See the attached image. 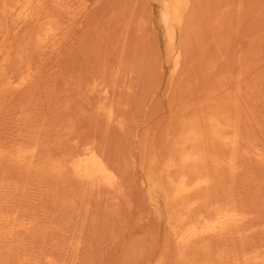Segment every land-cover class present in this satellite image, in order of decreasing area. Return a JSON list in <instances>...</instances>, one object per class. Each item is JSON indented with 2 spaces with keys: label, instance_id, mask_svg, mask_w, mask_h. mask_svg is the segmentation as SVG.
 I'll return each mask as SVG.
<instances>
[{
  "label": "rangeland",
  "instance_id": "obj_1",
  "mask_svg": "<svg viewBox=\"0 0 264 264\" xmlns=\"http://www.w3.org/2000/svg\"><path fill=\"white\" fill-rule=\"evenodd\" d=\"M81 2H78V0H76V2L78 3L77 5H79L80 3L82 4H80L79 5V7L76 5L75 6V10H73L72 11V9H71V11H69L68 13V16H67V14L65 13V12H67V10L64 12V14L65 15H63V12L62 11H58V12H56V10H55V12L53 11L54 9L51 7V5L49 4L48 6H49V8H51V13L48 11V10H50L48 7H47V11L49 12V13H46V10H45V14L47 15V14H55V16H56V14H57V16H58V14L60 15L59 17L60 18H57V16L56 17H54L55 18V20H58V19H62V17L63 16H66V19L67 18H69V16L70 15H73V19H72V16H71V19H64L65 17H63V20L62 21H64V20H66V22H68V23H66V25L67 26H72V25H74V26H72L71 27V32H70V29H69V31H68V28H67V26H66V28H67V30H65V29H62V30H64V32L63 31H61V35H62V32H63V35L67 32V33H69L68 35L67 34H65L64 35V37L67 35V36H70V37H68L69 39L68 40H65V38L63 39V38H60V40L59 41H61L62 40V42L63 43H60V45H57L58 47L60 46V49L58 50V51H56V50H54V49H57L55 46H54V48H51V49H53V50H51V51H53V54L52 55H47L48 53H49V51H50V49H49V51H48V48L49 47H47L46 49H43V50H45V52L47 53V54H45V52H44V54H45V57L47 56V57H49V61H50V63H51V66H53V65H55L54 66V71L56 72V74L57 75H55V73H54V71H52L53 69H51V68H53V67H48V65L50 64L49 62H47L46 60V62H47V64L46 63H42V62H45L44 61V59H46V58H43L44 56H42L43 55V52L42 51H40V52H42V55H41V57L40 56H38V57H36V55L39 53V55L41 54L40 52H39V50H36V51H38V52H36L31 46H34V45H31V43H29V42H32L33 44H34V39H35V33H36V30H38L39 29V24H38V26L36 25V22L37 23H39V22H42V21H36V20H32L31 19V17L29 18H26L25 17V15L23 14V12H18V11H16L14 14H12L13 15V17H11L12 15H7L6 17H5V19H2V17L0 16V20L2 21V22H5L4 23V27H5V31H6V33H7V36H9V37H7V41L9 42V43H11V45L12 46H14V44H15V47L17 48V46L19 45V47L18 48H20V46H22L21 48H24L23 50H21V48L19 49V52L21 51V53H20V55H16L15 53H17L16 52V49H15V47L13 48V57H15V55L17 56L16 58H12V60L11 61H9V63H13L11 66L12 67H16V69L18 70V72L21 74V70H23V69H21V68H23L24 66H25V64L26 63H29L30 65H34V67L36 66L37 67V64H38V68L39 67H41V66H45V65H47L46 66V69H49V71H45V72H43V68H42V72H43V76L46 74V72H49L48 74H47V76L45 75L44 77L42 76V75H40L42 72H41V70H39L40 72L38 73V75L39 76H42V77H40L41 79L43 78L44 80H46V78L45 77H47V80L49 79V82H50V80H51V83H52V85H53V83H54V85L52 86L51 84H48L49 86H48V90L46 89V87L44 86V85H46L47 83H49L48 81H44L43 79V81L45 82V84L43 83V86L45 87H43L42 86V88H44L45 90H41V84H42V82L43 81H41V79L39 80V79H35V80H38L37 81V84H39V85H37V87H36V85H34L35 83H33V85L31 84H28L29 86V88L30 87H34L33 89H31V90H29V88L27 89L28 91H26V90H23V89H26V87L25 86H19V85H16V83L18 84V79H19V77H20V74H16V73H14V75H12V78H11V80H10V82H11V84L10 85H6V86H0V87H2V88H4V89H2L1 88V91H0V97L2 96V95H4L6 98L4 99V97L3 98H0V99H2V100H6L7 99V102L8 103H11V101H13L12 100V98L14 97V94H16L17 92H19V88L18 87H20L21 88V91H22V97L19 95H17V94H19V93H17L16 95H15V97L16 96H18V98H19V102H22V104H23V106L25 107H23L22 106V104L21 103H19V102H17V101H13V103H18L17 105H15V106H13L12 105V108L14 107L15 109H12V111H11V105L9 106L8 105V103L6 102V104L9 106V107H6V105H4V107H6V108H9V110H10V112H9V110L8 109H4L3 108V104H5L4 102L5 101H1L0 103V105L2 106V109L0 108V111H1V113H0V115L2 114V115H4L3 117L2 116H0V117H2V119H4L5 121H7V122H9V123H6L7 124V129H6V124H5V122H4V120H3V122H4V127H2V128H0V131H1V129H2V132L4 133H0V136H1V134H2V136L4 135L6 138H8L10 135H12L13 133H15V135L13 134V136H16V138H14L13 136H11V137H9L8 138V140H11V141H15V142H17L16 143V145H14L13 143H15V142H13L12 144H13V147L11 146V148H10V144H9V149L8 150H13L15 147L14 146H16V148L15 149H17V148H21L22 146L24 147V148H27L26 146H28V145H31V142H32V140H33V138H35V137H37L36 135H33L34 133L35 134H39V136L41 135L42 137L44 136V137H46L47 136V133H48V136L49 135H51L52 137H50L49 138V140L50 141H48V139H47V137L45 138L46 139V141L48 142V144H47V142H45V139H44V137L42 138L41 136V138L40 139H42V141L41 140H39L38 138H35V142H34V140H33V145H37V143H36V141H38V149H37V154H35V157H36V155H38L37 157H40L41 156V158H35V163H37V162H40V161H45L46 160V162L48 161L49 163L51 162V161H57L60 165H61V171H60V173L61 174H63L62 176L61 175H58L59 174V172L58 173H49V171H45V173L44 172H39V171H36L35 169H31V170H29V169H25L24 170V168H22L23 166H18L19 164H16V163H11V162H8L7 160H5V158H0V162L2 163V164H0V166H2V168L0 167V175H3V177H4V175L6 174V176L3 178L4 179V181H5V185L6 186H8V187H6V188H8V190H5V189H2V190H0V197H6V198H0V200H4V201H0L1 203V205H0V210H3L4 212H6V214L7 213H9L10 212V214H11V212H13L15 209V211H17V204L19 203V201L21 200V201H24V202H26L25 200H27V204H28V206H27V204L26 203H24V202H21V205H23V206H21V208L22 207H24V206H26V207H28V208H32L35 204H37V205H35L34 207L35 208H37V210L35 209V208H32L33 210H30V209H28L29 211H27V208L25 207V208H22V210L25 212H30V214L28 213H26V216L25 215H23V214H25V213H23L22 215L24 216V219H29V217L30 218H32L31 220H33V222H35L34 224L35 225H39V226H41V227H39V226H35V225H33V227L35 228V231L34 232H37V231H39V232H37V233H39L40 235V238H45V239H39V241L37 242V240L38 239H36L37 237H39V236H36L37 234H35L32 230H34V228L33 227H31V228H33V229H31L30 227V229L28 228L27 230H25V231H23L24 233H22L24 236H26V235H28V233L30 232L31 233V235H33L34 234V236H33V239L31 240V238L32 237H30L29 235V237H27L28 239H29V241H31L30 243L32 244V245H30V243H28L29 244V246L31 247V246H33V247H31V250H29L28 251V249H30V247H28L27 246V243H26V245H25V241H26V239H25V237L23 236H19V235H21V234H19L18 236L21 238H19L17 235V237H16V239L15 238H13V241L11 240V242H13V243H11V242H8V244H7V246L9 245V243H10V246L8 247L10 250L9 251H7L8 253L10 252H12V255L10 254V256L9 257H4V256H7V255H5L6 254V248L7 247H5L4 246V244H2L1 245V243H0V249H1V251H0V257H1V255H4L3 257L5 258V259H8L7 260V262L9 261V262H11L12 261V258H13V256H14V258H18V259H14L13 260V262L12 263H16V264H18V262H21L22 261V263L21 264H29V262H30V264H33V263H31V262H34V264H51V263H47L46 262V259H41L42 257H41V253L43 254V253H45L46 251V254L48 255V253H50L49 255H50V257H51V255L52 256H54V253H55V256H57V257H53L52 259L54 260L55 258H57V259H55V262H57V261H60L61 260V262L62 263H56V264H85L86 263V261H87V263L88 264H126V262H127V264H139L138 262H139V260H140V264H155V262H156V259L158 258V256L161 254V252H162V248H163V252H166V256H167V258H166V261H165V263L164 264H171V262L173 263L174 261V263L173 264H178L177 262L178 261H180L179 259H174V257L176 256V257H178L177 256V254H176V252L177 251H175V250H178V248H179V245L177 246V241H176V239H175V234H174V232L173 231H175V228H177V226H175L174 225V227H173V223H175L174 221H171L170 219H169V211H170V209L168 208V205L167 204H165V202H164V200L162 201V199H163V197H162V194L160 193V192H158L157 190H154V189H152V188H150L149 187V184H148V181H147V179H146V177H147V170H146V168L144 169V167L143 166H146V164L148 163L149 164V157H147L148 155L150 156V154L151 153H153V151L154 150H156V152L159 150V149H161V150H159L157 153L159 154V156H160V154L162 155L161 157H160V160H162V158H163V156H165L166 155V153H165V151L167 152L168 151V149H169V147H170V142H171V139H170V135H172V133H173V131L175 130V124L176 123H178L177 122V120H178V118H181V116H187V115H191V114H193L194 112H198L199 110V105H203V104H205L206 102H208L207 100H209V101H211V100H213V101H218V102H221L222 101V99L221 98H219V97H224V99L225 100H223L225 103H227V101L226 100H229L231 97L232 98H234L233 97V95L234 96H236L235 98L236 99H238V101L240 102L239 103V109L241 108L242 109V107H243V105H245L244 103H248V101L251 103V106H252V102H254V103H256V102H263V99H264V95H262V93L260 92L259 93V91H260V85H261V87H262V90L264 89V85H262V84H264V75H263V71L262 70H264V0H260L259 2V4H258V7H256L257 6V4L256 3H258V0H256V2H254V1H251L252 3H250L248 0L247 1H245L246 2V4L247 5H245V6H247L246 7V9H251V6H248V5H253L252 6V8L254 7V9H251V13H250V11H247L246 9H245V12L244 11H242V10H240V8L242 9V6L245 4V3H243V2H241V1H239L240 3H237V1L235 2L234 0V2L233 3H237L238 5L240 4V5H242V3H243V5L242 6H240L239 5V8H237V9H235V7H233V5H235V4H233L232 5V0L230 1V7H228L229 6V1L228 0H211L212 2H216L217 1V5H216V3H214L213 5H210L212 2H209L208 0H205L206 2H208V3H206V2H204L203 3V0H201V3H199V0L197 1V0H194L195 1V3H196V5H197V3L198 4H203V5H205V3L208 5H206V6H203V5H201V7H200V5L198 6V7H200V8H202L203 7V9H202V11L201 10H199L198 9V7L196 6V7H194L195 6V3H194V6H192V8H194V10H199V12H196V11H192V9H191V11H192V18H190L191 17V15H190V13H188V15H186V17L188 16V18H184L185 16H184V14H185V12L187 11V12H189L190 10H185L184 11V13L183 14H181V21H179V23H177V28H175V26H174V35H175V44H174V48L172 49L171 48V46H170V38H169V33L170 32H168L169 30H171V26L170 25H172L173 23L170 21L171 19H170V17H169V15H166L167 13L166 12H164L163 11V0H86V2L84 3L83 1L84 0H80ZM219 1H220V3L222 4H218L219 3ZM74 2V1H73ZM75 2V3H76ZM223 2V3H222ZM72 3V2H71ZM75 3H72V4H75ZM84 3V4H83ZM250 3V4H249ZM86 4V5H85ZM209 5H210V7H209ZM216 7H215V6ZM254 5H256V6H254ZM81 6V7H80ZM85 6H87V7H85ZM228 8H226V7ZM245 6L243 7V8H245ZM85 7V8H84ZM204 7H206L207 9L206 10H204L205 8ZM213 7H215V9L213 8ZM222 7H224V9L222 8ZM232 7V8H231ZM236 7H238V6H236ZM250 7V8H249ZM77 8H78V10H77ZM82 8V9H81ZM191 8V7H190ZM197 8V9H196ZM213 8V9H212ZM229 8H231V10L229 9ZM256 8H257V10L259 11H256ZM53 9V10H52ZM73 9H74V6H73ZM83 9H84V11H83ZM223 9V10H222ZM232 9H234L235 11H236V13H239V14H237L236 15V13H235V11L234 10H232ZM212 10H214V11H212ZM219 10V11H218ZM220 10H222L221 12H220ZM225 10H227L226 12H228L230 15H228V13H227V16H226V12L224 13L223 11H225ZM233 11L234 13H230L229 11ZM238 10H239V12H238ZM244 10V9H243ZM252 10L253 11H255V12H252ZM53 11V12H52ZM75 11V12H74ZM79 11V12H78ZM83 11V13H81ZM190 11V12H191ZM206 13L207 12V14H206V16L204 15V12ZM243 12V13H241V12ZM246 11H247V13H246ZM60 12V13H59ZM187 12H186V14H187ZM200 12H202L201 13V16H200ZM215 12V13H214ZM216 12H218V14H216ZM71 13H73V14H71ZM195 13H198V15H197V17H196V15H195ZM221 13H223L224 15H223V18H222V16L221 15H219V14H221ZM244 13H245V15L247 14V16L250 14V15H252V13L254 14V15H252L254 18H252V17H246L245 18V15H244ZM258 13V14H257ZM61 14L63 15L62 17H61ZM75 14V15H74ZM78 14V16H76ZM233 14H235V17H237V19H236V21L238 22V21H241V25H240V27H238L239 26V23L240 22H238V24L236 25L237 26V29H233V28H235L234 27V23H233V21L235 20V17H233ZM79 15L81 16V17H79ZM189 15H190V17H189ZM206 17V19H207V22H206V20H205V18H204V16ZM221 16V19H223L222 21H226L227 20V22H225V23H227V24H225L224 22H222L221 21V19H218V17L219 16ZM240 15V16H239ZM241 15H243V17L241 16ZM259 15H260V17H259ZM44 16V15H43ZM53 16V15H52ZM184 16V17H183ZM198 16L199 17H203L202 18V20L204 21V23L206 22V24H204V25H202V23H200L201 22V20H199L200 22V26L198 25L197 26V24L196 23H198V22H193V20L195 19L196 20V18H198ZM207 16H209V17H211L212 16V21H211V19H209V17H207ZM226 16V17H225ZM15 17V18H14ZM79 17V19H77V23H74V24H72L71 22H75V19L74 18H78ZM196 17V18H195ZM239 17V18H238ZM240 17H241V19H240ZM225 18V19H224ZM227 18V19H226ZM233 18H234V20H233ZM243 18H245V20L244 21H246V23L244 24L243 23ZM252 18V19H251ZM258 18V19H257ZM193 19V20H192ZM199 19H201V18H199ZM240 19V20H239ZM247 19V20H246ZM44 20V19H43ZM71 20V21H70ZM185 20H187V21H189V23H190V25L192 26V29L190 30H187V29H185V25H188V23H185V25H184V22H185ZM190 20H192V23L190 22ZM194 20V21H195ZM218 20H219V23H218ZM36 21V22H35ZM59 21V20H58ZM196 21H198V19L196 20ZM202 21V22H203ZM211 21V22H210ZM256 21H259V23H256ZM65 22V21H64ZM64 22H61V27L62 26H64L65 25V23ZM69 22L71 23L70 25H69ZM209 22L211 23V24H209ZM253 22V24H251ZM32 24V26H30L31 24ZM60 23V22H59ZM62 23L64 24V25H62ZM198 23V24H199ZM221 23V24H220ZM1 24V23H0ZM36 25V27H38V28H35V25ZM182 24L184 25L183 27H182ZM209 26H208V25ZM213 24V25H212ZM216 24V27L214 26ZM217 24L219 25L218 26V28H217ZM222 24H223V26H222ZM251 24V25H250ZM193 25H195V26H193ZM207 25V26H206ZM211 25V26H210ZM221 25V26H220ZM226 25V26H225ZM243 25H245V26H243ZM255 25H257V26H255ZM34 26V27H33ZM202 26V29H203V31H204V27H206V29H205V33L208 35V37H207V35H199V33L200 32H203L202 31V29L201 28H198V27H201ZM204 26V27H203ZM242 26L244 27L243 29H242ZM249 26H250V28H249ZM254 26H255V28H254ZM19 27V28H18ZM65 27V26H64ZM63 27V28H64ZM69 27V28H70ZM189 28H191L190 26H188ZM187 26H186V28H188ZM212 27V28H211ZM223 27V29L222 30H225V32L223 31L222 32V30H221V28ZM224 27H226V29L224 28ZM246 27V28H245ZM253 27V28H252ZM31 29V30H28V29ZM181 28H182V30H181ZM210 29V30H208V29ZM218 29V30H216L215 31V29ZM15 29H17V30H15ZM193 29H195V31H197L198 29H199V31H200V29H201V31L199 32V31H197L198 33V35L200 36H196V33H195V35L193 34L192 36H189V33H194L195 31L193 30ZM240 29H242L240 32H239V30ZM246 29V30H245ZM253 29H255V30H253ZM30 31V32H28V34H26L25 32H27V31ZM34 32H33V31ZM183 30H185V31H192V32H187V36L192 40L193 39V41L195 42L197 39H199L200 38V40L199 41H196L195 43L194 42H192L190 39H188V37H186V36H184V35H186V33H185V31L183 32ZM207 30V31H206ZM212 30V31H211ZM213 30L216 32V33H218L220 30H221V34L219 33V35H222V37H218L216 34H215V32L213 33ZM227 30V31H226ZM231 30V31H230ZM234 30H236L235 32H234ZM258 30V31H257ZM261 30H263V31H261ZM16 31V32H15ZM32 31V32H31ZM194 31V32H193ZM238 31V32H237ZM242 31H244V32H242ZM256 31V32H255ZM13 32H15V33H13ZM207 32H210V33H207ZM234 32V34L236 35V36H238V37H235V35H234V38H236L237 39V41H235V39H234V42H232V43H230L229 41H231L233 38H230V37H232V33ZM250 32V33H249ZM17 33V34H16ZM29 33H33V34H31L30 35V38L32 37V40L31 39H29V40H31V41H28V35H29ZM182 33V35H180ZM183 33H184V35H183ZM205 33H201V34H205ZM224 35H223V34ZM237 33H238V35H237ZM253 33V35H251ZM259 33V34H258ZM14 34V35H13ZM26 35V36H22V35ZM35 34V35H34ZM210 34V35H209ZM225 34H227L226 36H225ZM244 34V35H243ZM245 34H248L247 35V37H246V35ZM250 34V35H249ZM33 35V36H32ZM60 35V36H61ZM62 35V36H63ZM212 35V36H211ZM213 35H216L217 37L216 38H213L212 40H211V38L213 37ZM241 35V36H240ZM183 36V37H182ZM194 36V37H193ZM204 36L205 37H207V38H205L208 42H204V44L205 43H207V44H205V46H203L202 44V40H201V38L203 39L204 38ZM250 36V37H249ZM18 37V38H17ZM23 37V39H20V38H22ZM34 37V38H33ZM184 37H186V38H184ZM193 37V38H192ZM215 37V36H214ZM224 37V38H223ZM25 38H26V40H25ZM195 38V39H194ZM208 38H210V42H209V39ZM218 38V39H217ZM219 38H221V40L219 39ZM228 38H230V40L228 41V40H226V39H228ZM19 39V40H18ZM66 39H67V37H66ZM180 39V40H179ZM184 39V40H183ZM204 39V40H205ZM216 41H215V40ZM240 39V40H239ZM63 40H65V41H63ZM182 40V41H181ZM185 40L186 41H188V42H185ZM219 40H220V42L223 44L224 42L222 41V40H226L225 42L227 43V42H229V44L228 45H226L225 43V45H224V48H221V47H223V45H217V44H215V43H218L219 42ZM16 41V42H15ZM21 41H23V43L21 42ZM26 41V42H25ZM190 41H191V43H190ZM201 41V42H200ZM213 41V42H212ZM214 41H215V43H214ZM218 41V42H217ZM233 41V40H232ZM239 41V42H238ZM19 42V43H18ZM181 42V43H180ZM198 42V43H197ZM5 43V42H4ZM20 43H22V44H20ZM26 43V44H25ZM29 43V44H28ZM178 43H180V44H178ZM184 43V44H183ZM186 43H188V46H186L187 44ZM192 44V45H190V44ZM28 44V45H27ZM59 44V43H58ZM186 44V45H185ZM200 44V46H198ZM214 44V45H213ZM239 45V47H237L236 45ZM261 44V45H260ZM25 45V46H24ZM30 45V46H29ZM175 45H176V47H175ZM181 45L183 46H185L186 48H184V46H183V48L181 47ZM194 45V46H193ZM198 46V48H197V46ZM215 45H217V46H215ZM230 45V46H229ZM231 45H233L234 46V49H233V47L231 46ZM263 45V46H262ZM28 46V47H27ZM201 46H203V48L201 47ZM208 46V47H207ZM214 46V47H213ZM226 46V47H225ZM227 46L228 47H230V49L229 48H227ZM237 48H236V47ZM217 47H218V49H217ZM232 47V48H231ZM241 47V48H240ZM29 48H32L33 49V51L34 52H36V54L31 50V49H29ZM188 48H190V50L191 51H189V49ZM192 48V49H191ZM215 48H216V50H215ZM238 48H240V49H238ZM25 49H26V51H25ZM37 49V48H36ZM181 49V51H183V52H180L179 50ZM183 49V50H182ZM186 49H188V51L189 52H192V50L194 49V51L195 52H193L192 54L191 53H189V52H187V50ZM214 49V50H213ZM227 49H229V51L228 52H226L227 51ZM250 49V50H249ZM18 50V49H17ZM31 50V51H30ZM199 50V51H198ZM222 50H223V53H222ZM234 50H236V51H234ZM25 51V52H24ZM54 51L55 52H57V53H54ZM210 51V52H209ZM215 51V52H214ZM221 51V52H220ZM234 51V53H232V52ZM247 51V52H246ZM26 53V54H24V53ZM29 52H31V53H33V55L32 54H30ZM188 53V54H186V53ZM205 52V53H204ZM219 52L220 53H222V55H223V57H224V59H223V57L219 54ZM224 52H225V54H224ZM22 53L24 54V56L23 57H21L22 56ZM27 53H28V55H32L33 57H30L29 58V56H27ZM181 53H183V55H181ZM228 53H231V55L230 54H228ZM250 53V54H249ZM252 53H253V55H252ZM50 54V53H49ZM166 54H168V55H166ZM211 54H219L220 56L217 58V61H216V57L218 56H215V55H211ZM227 54H228V56H232V58L236 61V64L237 65H235V63L233 64L234 66H233V71H229V68H230V66H229V64H227V62L229 61V63L232 61H234L232 58L229 60V57H227ZM233 54L235 55V56H233ZM240 54V55H239ZM25 55H26V58H25ZM184 55L186 56H188V58H189V56L191 57V58H189V63H187L186 61H188L187 60V57L186 58H184ZM245 55V56H244ZM166 56H167V58H166ZM181 56H182V58H184V59H181ZM209 56V57H208ZM244 56V57H243ZM260 56V57H259ZM21 57V58H20ZM40 57V58H39ZM121 57V58H120ZM226 57V58H225ZM238 57V58H237ZM241 57V58H240ZM247 57V58H246ZM18 58V59H17ZM20 58V59H19ZM29 58V60H27ZM36 58H38V59H40V60H38V59H36ZM220 58H222V60L223 61H225L224 63H225V66H224V63H222V60H220ZM244 58V59H243ZM252 58V59H251ZM256 58V59H255ZM31 59V60H30ZM35 59V60H34ZM43 61H42V60ZM117 59L119 60V62L117 63ZM186 59V60H185ZM226 59H227V61H226ZM257 59L259 60V62L257 61ZM15 60V61H14ZM19 62H18V61ZM21 60H23V61H21ZM120 60H122V61H120ZM168 60V61H167ZM183 60H185V62H182ZM29 61V62H28ZM35 61H37L36 62V64H35ZM38 61L40 62V61H42L41 62V64L40 63H38ZM116 61V62H115ZM202 61H204V62H202ZM234 61V62H235ZM20 63L19 64V67H18V63ZM25 62V64L23 65V64H21V63H24ZM220 62L221 64H223V65H221V64H218V63ZM256 62H258V63H256ZM9 63L8 62H4L2 65H1V70H0V82L2 81V76L3 77H5V75L7 74V75H9L10 76V74H11V72H12V70L10 71V70H8V69H11L12 67L9 65ZM32 63V64H31ZM114 63H115V65H117L116 67H113V66H115L114 65ZM122 64L123 65V67H121L122 65H120L119 66V64ZM182 64L180 67H182V68H180L179 67V65L180 64ZM185 63H186V67L188 68V70L186 69V67H185ZM217 63V64H216ZM15 64V65H14ZM231 64V63H230ZM248 64V65H247ZM251 64H252V66H251ZM256 64H258V65H256ZM14 65V66H13ZM17 65V66H16ZM27 65V64H26ZM160 65V66H159ZM222 66V67H220V66ZM227 65L229 66V68L227 67ZM247 65V66H246ZM255 65V66H254ZM20 66H22V67H20ZM50 66V65H49ZM125 66V67H124ZM159 66V67H158ZM204 66V67H203ZM209 66V67H208ZM213 66V67H212ZM215 66H217V67H215ZM232 66V65H231ZM254 67L255 69H254V72L252 71L251 72V67ZM257 66V67H256ZM8 67H10V68H8ZM18 67V68H17ZM104 67H105V69H106V71H104L103 69H104ZM108 67H110V69L112 68V70H111V72H110V69H108ZM120 67H121V69L123 70V71H125L126 73H124L122 70H120ZM157 67H158V69H157ZM185 67V68H184ZM205 67H206V69H205ZM211 67H212V69H211ZM240 67V68H239ZM243 69H242V68ZM246 67H247V71H245V69H246ZM155 68L159 71V75H158V78H157V74H155L156 73V71H155ZM181 69V72H180V69ZM189 68H190V70H189ZM215 68V69H214ZM221 70H220V69ZM228 68V69H227ZM250 70H249V69ZM256 68H257V70H256ZM261 70V72H260V70ZM13 69V68H12ZM16 69H13V72H15V71H17ZM51 69V70H50ZM186 69V70H185ZM202 69H205V71L207 70V72H206V75H205V72L202 70ZM210 69V70H209ZM223 69H225V70H227V71H229V72H231V74H234V75H232L233 76V78H231L232 76H231V74L229 75V74H224L225 72H227V71H222ZM15 70V71H14ZM45 70V69H44ZM178 70H179V72L181 73V75H180V73L178 72ZM182 70H184V71H182ZM239 70H240V72H239ZM52 71V72H51ZM116 71H117V74H116ZM118 71H120V73L118 72ZM127 71H128V73H127ZM130 71V72H129ZM131 71H132V74H130L131 73ZM134 71V72H133ZM199 71H201V72H203L204 74L203 75H201L200 73L201 72H199ZM247 73V75H245L244 77H246V78H244V79H246V82H245V80L243 81V85H246V86H248V85H250L252 82L251 81H253V79L256 77L257 78V76H255V75H257L255 72H257V71H259V73L261 74V76L259 75V78H261V81H262V84H260L261 82H260V80H258L257 82H256V84H258V89L256 88V86L257 85H255L254 83L255 82H253V86H254V89L256 90L255 92H254V90H251V88H253V86H248V87H250V90L251 91H249V89L247 88V87H243V89H242V84L240 85L239 83V81L241 80L240 78H242L243 79V74H245V72ZM249 71V72H248ZM12 72V73H13ZM199 72V73H198ZM209 72L211 73V74H209ZM213 72V73H212ZM222 72H224V73H222ZM241 72L243 73L242 75H241ZM9 73V74H8ZM45 73V74H44ZM50 73H52V75L49 77L48 75H50ZM53 73H54V75H55V79L54 78H52L54 75H53ZM179 73V74H178ZM239 73V74H238ZM254 74L255 73V75H252V74ZM4 74V75H3ZM15 74H16V76H18V78H15L14 76H15ZM102 74H104L103 76L105 77V80L104 81H107V83H105L104 81H103V83L104 84H107V86L109 85L110 86V88L109 87H107L108 88V91H109V93H108V91H107V93H104V92H102V91H100L99 89H101V86L102 85H104V84H102L101 85V79L103 78L104 79V77H102ZM115 74V75H114ZM177 74V75H176ZM198 74H199V76H201L202 78L205 76V78H203V80H202V78L200 79L199 78V76H198ZM214 74V75H213ZM249 74V75H248ZM251 74V75H250ZM101 75V77L98 79V77ZM135 75V76H134ZM174 75H176L175 76V78H174ZM211 75H213V76H211ZM235 75H236V78H235ZM239 75V76H238ZM116 78H115V77ZM178 76V77H177ZM196 76V77H195ZM241 76V77H240ZM250 76H255V77H253L250 81L247 79V77H250ZM49 77V78H48ZM94 79H93V78ZM96 77H97V79L99 80V81H101L100 83H99V85H101V86H99L98 85V82L99 81H97L96 80ZM121 77V78H120ZM134 77V78H133ZM208 77V78H207ZM213 77V79H211ZM215 77V78H214ZM223 77H227L226 79L225 78H223ZM240 77V78H239ZM36 78H38L37 76H36ZM91 78V82L92 83H94V81L95 82H97L96 84L94 83V85L92 84V83H90V82H88V83H90V85H88V84H86V82L84 83V81H87L88 79H90ZM120 80H119V79ZM197 78V79H196ZM198 78H199V80H200V82L199 81H197L198 80ZM229 78V79H228ZM235 78V79H234ZM251 78V77H250ZM258 78V79H259ZM114 79V80H113ZM116 79V80H115ZM117 79H118V81H119V84H118V86L116 85L117 83ZM176 81H178V82H176ZM183 79V80H182ZM195 80V82H194V80ZM236 79H237V81H236ZM14 80H16L15 82H14ZM76 80V85L75 84H73V81H75ZM110 80H111V82H112V84H111V82H110ZM174 80V81H173ZM227 80H228V82H227ZM233 80H235L234 81V83L235 82H238L237 83V86H236V88H235V85H236V83H235V85H234V83H232L233 82ZM239 80V81H238ZM255 80V79H254ZM41 82V84H40V82ZM90 81V80H89ZM180 81H181V83H180ZM187 81H189L191 84H192V82H193V84H192V86H190L191 84L189 83V82H187ZM192 81V82H191ZM202 81V82H201ZM218 81V82H217ZM225 81H226V83H231V84H233L234 85V87H233V85H229L230 87H228V84L226 85L225 84ZM242 81V80H241ZM12 82H13V84H15V85H13L12 84ZM36 82V81H35ZM81 83V82H83L84 83V86H82L83 85V83H81V84H78V83ZM199 82V84H196V83H198ZM220 82H223L222 83V85H221V83ZM246 84H245V83ZM247 82H249L250 84H248L247 85ZM260 82V83H259ZM114 83V84H113ZM116 83V84H115ZM129 83V84H128ZM174 83H175V86H174ZM187 83H188V85H187ZM207 83V84H206ZM85 84L87 85V87L85 86ZM128 84V85H127ZM165 84H167V89H166V87H165V89H164V86H165ZM183 84H184V86H183ZM202 84H204V85H202V87H203V89H202V87H201V85ZM215 84H217V85H215ZM220 84V85H219ZM225 84V85H224ZM73 85V86H72ZM75 85V86H74ZM93 85V86H92ZM115 85V86H114ZM125 85V86H124ZM131 85V86H130ZM171 85H173L172 87H171ZM176 85H177V87H176ZM14 86H15V89H14ZM50 86H52V87H50ZM55 86V87H54ZM71 87V89L72 90H70L69 88ZM82 86V87H81ZM92 86V87H91ZM96 86H99V87H96ZM113 86H114V88H113ZM130 86V87H129ZM187 86H188V88H187ZM213 86H214V90H213ZM215 86H217V88L215 87ZM223 86V87H222ZM226 86V87H225ZM232 86V87H231ZM240 86H241V89L244 91V89L245 88H247V89H245V91L244 92H246V94L243 92V94H245L244 96H246V97H248L250 94H249V92L251 93L252 91L254 92H252L251 94V96H252V99H253V101L251 100V98H250V100H249V97L248 98H244L243 96H241V92L239 91L240 90ZM6 87H8V88H10V90L8 91L7 89L8 88H6ZM22 87H23V89H22ZM38 87H40V89L38 88ZM81 87V89H79ZM85 87V88H84ZM89 87H90V89H91V91H89ZM95 87V88H94ZM105 87V85L103 86V88ZM117 87V88H116ZM119 87V88H118ZM122 87V88H121ZM132 87V89H130ZM174 87V89L171 91V89ZM238 87V88H237ZM13 88V89H12ZM37 88L39 89V94H38V90H37ZM50 88H53L52 90H50ZM79 90H78V89ZM85 89V91L83 92L82 90L83 89ZM87 88H88V90H87ZM92 88L94 89V91L96 90V91H100V93L98 94V93H96V91L95 92H92ZM98 90H97V89ZM102 88V89H103ZM125 88V89H124ZM128 88V89H127ZM181 88V89H180ZM190 88H192L191 90H190ZM194 88V89H193ZM211 88V89H210ZM218 88H220V90H216V89H218ZM224 88V89H223ZM235 88V89H234ZM16 89H17V91H16ZM68 89V90H67ZM74 89H77L76 91L74 90ZM104 89H106V88H104ZM112 89H116L115 91L117 92V93H115V91L114 90H112ZM130 89V90H129ZM176 89H177V91H176ZM180 89V90H179ZM195 89H197V91H194ZM200 89H202L201 91H199ZM227 89V90H226ZM237 89V90H236ZM2 90H4L3 92L4 93H2ZM11 90H13V91H11ZM32 90H34V91H32ZM74 90V91H73ZM86 90H87V92H86ZM107 90V89H106ZM123 90L125 91V93H127V95H125L124 94V92H123ZM147 90H149V92L147 91ZM165 90V91H164ZM210 90V91H209ZM228 90H230V92L228 91ZM231 90H233L232 91V93H231ZM234 90H236L237 91V93L234 91ZM247 90H248V92H247ZM257 90H258V93L260 94H258L257 95ZM6 91H8V95H5L7 92ZM11 91V92H10ZM28 92L27 93V95L29 94V96L31 97V96H33L34 97V94L35 95H37L36 97H37V99H36V97L34 98L35 99V102H34V100H32V103L30 102L31 100L30 99H33V97H28L25 93L26 92ZM32 92V94H31V92ZM37 93H36V92ZM112 91H114L113 92V95L115 94V98L116 99H114L113 98V95H111L112 94ZM119 91V92H118ZM122 91V93H120ZM134 93H133V92ZM167 91V92H166ZM189 91V92H188ZM191 91V92H190ZM193 91V92H192ZM206 91V92H205ZM224 91H225V93H224ZM228 91V93H226ZM6 92V93H5ZM11 93V96H9L10 95V93ZM25 92V93H24ZM33 92H35V93H33ZM71 92H72V95H71ZM77 93V95H75V93ZM86 92V93H85ZM102 92V93H101ZM147 92V93H146ZM165 92H166V94H165ZM177 92H178V94H177ZM187 92V93H186ZM200 92V94H198ZM263 92V94H264V90L262 91ZM79 93H81L80 94V96H79ZM85 93V94H84ZM92 93V94H91ZM103 93H104V95H103ZM118 93H120V95H119V97L122 95V94H124L125 96H127L126 98H125V96L123 95V101L126 99V103H123V104H121L120 103V100H122V97H120V99L118 98ZM128 93H130L129 95L132 97H130L131 99L129 100V98H128ZM131 93H132V95H131ZM164 93V94H163ZM170 93V96H171V98L173 99H169V94ZM171 93H172V95L174 96H172L171 95ZM174 93V94H173ZM195 93V94H194ZM203 93V94H202ZM205 93V94H204ZM211 93H212V95H211ZM217 93V94H216ZM229 93H231V97H230V95H229ZM240 93V94H239ZM25 95V97H26V99H24V95ZM83 94H84V96L86 97H83ZM88 94V95H87ZM91 94V95H90ZM93 94H95L94 96L96 97V99L94 98V96H93ZM103 95V96H106L107 97V100L109 101V99H111L110 101H109V103H107V100H105V98L103 99V97L102 96H100V95ZM106 94V95H105ZM135 94V95H134ZM183 94V95H182ZM184 94H186L187 96H188V94H189V96L187 97L186 95H184ZM192 94V95H191ZM208 94H209V96H208ZM224 94V95H223ZM225 94L227 95V97H225ZM247 94H248V96H247ZM257 95L255 98H257V97H259V98H257V101H255V99H254V96L253 95ZM12 95H13V97H12ZM76 97H75V96ZM91 96V98L90 99H92L91 101H90V99H89V97ZM108 95H110V96H108ZM165 95H167V96H165ZM176 95V96H175ZM178 95V96H177ZM204 95V97H202ZM214 95V96H213ZM219 95H221V96H219ZM262 95V96H261ZM89 96V97H88ZM93 96V97H92ZM98 96V97H97ZM141 96H146V98H144V99H146V103L144 102V101H142V106L144 105L143 103H145V105L146 106H143V108H144V112L142 111L143 109H142V106H141V104H139L140 106V108L138 109L137 107H138V103L141 101ZM169 96V97H168ZM193 98H192V97ZM205 96H206V100H205ZM208 96V97H207ZM211 96H213L212 98H211ZM242 97L241 99L242 100H244V99H248V101H245V102H243V104H242V100L240 101V98L239 97ZM11 98L10 100L8 99V98ZM21 97V98H20ZM74 97V98H73ZM82 98V100H81V98ZM176 97H178L177 98V100H176ZM191 97V98H190ZM202 97V98H201ZM210 97V98H209ZM238 97V98H237ZM263 97V98H262ZM23 98V100H21ZM29 98V99H28ZM73 98V103H72V100H70V99H72ZM88 98V101L86 100L85 102H87L88 103V107H87V103H86V108H87V110H89V112L85 109V102L83 101L84 99H87ZM99 98L101 99V101H103V102H99L98 100H99ZM125 98V99H124ZM185 98V99H184ZM187 98V99H186ZM189 98V99H188ZM198 98H200L201 100L200 101H198ZM209 98V99H208ZM215 98H217V99H215ZM69 99V100H68ZM95 99V100H94ZM118 99H119V101H118ZM127 99H128V101L130 102V106H129V108H127L126 109V111H125V106L124 105H128V102H127ZM143 99V98H142ZM168 101H167V100ZM195 99H196V101H195ZM16 100V99H15ZM24 100H25V102H24ZM30 100V101H29ZM57 100H58V102H60V103H58L57 102ZM169 100H171L172 101V103H170L169 102ZM185 100H187V101H185ZM193 100V101H192ZM203 100L205 101L204 103H203ZM220 100V101H219ZM259 100V101H258ZM262 100V101H261ZM26 101H29V103L30 104H28V102H26ZM38 103H37V102ZM66 101H68V103L66 102ZM69 101H70V104H69ZM93 101V102H92ZM166 101H167V103H166ZM195 101V102H194ZM2 102H3V104H2ZM24 102V103H23ZM36 103V104H34V103ZM54 102H56V104L58 103V106H57V108H56V104L54 103ZM84 102V103H83ZM89 102H91V103H89ZM117 102H119V103H117ZM185 102V103H184ZM197 102H198V104H197ZM28 104V105H30L31 106V104H32V108H30L28 105H26V104ZM39 103H42L43 104V106H45V104L47 103V106L48 107H51L50 109H48V108H46L47 106H45V107H43V109L46 111L45 113H51V112H53V113H51L50 115H48V113L47 114H45V113H43V116H44V114L49 118V116H50V120H48V119H46V124L44 125V123H43V120H41L40 119V117L43 119H45V118H47V117H42V116H40L41 115V113H40V111L41 110H38V109H41L42 108V105H41V108H39L40 107V105H39ZM65 103H67V106H66V104ZM75 104L74 105V107H73V109L76 111V113H75V111L73 112L71 109V111L74 113L73 115V118L74 119H71L72 118V116H71V111H68L69 109V106L70 105H72V104ZM95 105V107H94V105ZM95 103H97V104H95ZM103 103V104H102ZM111 103V104H110ZM174 103V104H173ZM191 103H196V105H194L195 106V108H194V106H193V104H191ZM202 103V104H201ZM224 103V104H225ZM253 103V104H254ZM48 104H50V105H48ZM52 104H54V105H52ZM110 104V105H109ZM116 104H119V107H118V105H116ZM169 104V107L167 106ZM173 104V105H172ZM223 104V105H224ZM240 104H242V105H240ZM249 104V103H248ZM248 104H246V105H248ZM262 104V103H261ZM261 104H259V106L261 105ZM263 104H264V102H263ZM262 104V105H263ZM21 105V106H20ZM37 105V106H36ZM39 105V106H38ZM62 105H63V107H62ZM91 105H93V107L94 108H91L90 106ZM106 107H105V106ZM190 105V106H189ZM244 106L243 108H247L248 110V114L250 115L251 113H249L250 111H255L254 113H255V115L256 114H260L259 116H255V118H254V120L252 119V115H254V113L253 114H251V116L252 117H249V118H251L253 121V123L254 122H258L257 120H259V117H261V119H262V121H264L263 119V117H264V105L261 107V109H260V107L258 106V110H257V108H256V110L257 111H260L261 110V113L259 112V113H257L256 112V110H254V108H252V107H256V106H252V107H250V106ZM250 105V104H249ZM0 106V107H1ZM17 106V107H16ZM20 106V107H19ZM26 106H28V109H27V107ZM34 106V107H33ZM53 106H54V108H53ZM62 108H61V107ZM64 106H66V107H64ZM98 106V107H97ZM117 106V107H116ZM159 106H161L163 109V112H161L160 110V112L159 111H157V109H159L160 107ZM185 106V107H184ZM225 106H227V104H225ZM18 107H19V110L20 109H22V110H20V111H18L19 113H17V110L16 109H18ZM101 107V108H100ZM108 108V107H111V108H118L117 110L119 111V113L118 114H120L121 116H125V115H122L121 114V112L120 111H122L123 112V110H124V112H123V114H127L128 116H130V117H133V118H131V119H133V121L132 122H130L129 120V122L127 121V119L126 118H128V117H121L120 115V117L121 118H119V116L117 117V113L115 114L116 115V120H117V118H118V120L116 121V123L118 122V123H120L119 121H121V123H123L124 121V119H125V122H124V126H125V128L127 127L126 125H128L129 127H127L126 128V130L129 128H131V130L130 131H126V130H124L125 128H122V127H124L121 123V125H120V127H115L116 125L117 126H119V124H116L115 123V125L114 126H111V128H108L107 127V124H110V125H112V123H110L111 122V120H112V118L110 119V118H108L107 116H106V114L104 113V110H105V108ZM128 107V106H127ZM167 107V108H166ZM171 107H172V109H171ZM175 107V108H174ZM187 107V108H186ZM249 107V108H248ZM30 108V109H29ZM33 108H34V110L37 108V110H33ZM56 108V109H55ZM67 109V111H65L66 109ZM71 108V107H70ZM76 108V109H75ZM83 108V109H82ZM89 108H91V109H89ZM122 108V109H121ZM170 108V109H169ZM178 108V109H177ZM183 108V109H182ZM189 108V109H188ZM198 108V109H197ZM227 108H229V107H227ZM226 107H225V109H227ZM231 108V107H230ZM229 108V109H230ZM252 108V110H250ZM52 109H55V110H52ZM57 109H60L61 111H59V114H60V112H65V114L64 113H61L59 116H57L56 114H54V113H57L58 114V112H56L57 111ZM65 109V110H64ZM81 109H82V111H81ZM93 109V110H92ZM101 109L103 110L102 112H101ZM142 109V110H141ZM168 109H169V111H168ZM182 109V110H181ZM186 109V110H185ZM193 109V110H192ZM194 109L195 110H198V111H194ZM233 110H235L236 111V109H234V108H232ZM231 109V112L233 111ZM241 109L240 110H238L239 112L241 111ZM6 110H8V112L9 113H11L12 112V114L11 115H15V113H17L15 116H9V113L7 112L6 113ZM14 110H16V112L14 111ZM30 110V111H29ZM34 111V112H38L39 113V116H35L36 114L35 113H33L32 111ZM44 110H42V111H44ZM47 110H50L51 112H49V111H47ZM79 110V111H78ZM83 110H86V111H83ZM94 110H96V113H97V111H98V113L96 114L97 116V118H96V120L98 121H96L97 123L96 124H98V123H100V125L102 124V125H104L105 124V120H106V125H104V128H103V126L101 125V127H100V125H99V132H98V129H97V125L95 124V126H96V128H95V126H93V123L95 122V120H93L94 118H95V111ZM114 110H116V109H114ZM113 110V111H114ZM117 110L116 111H114V113L115 112H117ZM174 112H173V111ZM185 110V111H184ZM243 110L244 109H242V111L239 113V115L240 114H242V118H243V116H244V114L245 113H247V111H245L244 110V112H243ZM250 110V111H249ZM25 113H24V112ZM55 111V112H54ZM92 111V112H91ZM141 111H142V115H141ZM146 111V112H145ZM230 111V110H229ZM15 112V113H14ZM20 112H23L22 114L20 113ZM26 112H29V113H26ZM77 112H78V114H77ZM82 112L83 114H82V117H83V120H84V118H85V120H87V118H89L90 120H88L89 122H88V124H84V123H87V121L86 122H83V120H82V117H81V114L80 113ZM85 112V113H84ZM94 112V113H93ZM176 112V113H175ZM182 112H183V114H182ZM186 112V113H185ZM188 112V113H187ZM191 112V113H190ZM227 112H228V109H227ZM231 112H229V113H231ZM5 113V114H4ZM14 113V114H13ZM31 113V114H30ZM67 113H70V115H68ZM89 113V114H88ZM90 113H92V115L90 114ZM234 113V112H233ZM233 113H232V115H233ZM23 115L24 117L26 116V115H24V114H29V115H31V118H30V116L29 115H27L26 117H25V119H24V117H22L21 115ZM32 114H33V116H35V119L36 118H38V120H40V121H38L37 119L36 120H34V117L32 116ZM35 114V115H34ZM55 115L56 116V119H55V117H54V119H53V115ZM66 114L69 116V117H66ZM75 114H77L78 116L76 117L75 116ZM102 114H104L105 116H101ZM167 114H169V115H167ZM179 114V115H178ZM80 115V116H79ZM86 115H88V116H86ZM90 115H91V118H90ZM100 115V116H99ZM115 115L113 114V119L115 120ZM245 115H247V114H245ZM261 115H263V117L261 116ZM20 116V117H19ZM62 116H63V118H62ZM65 116V117H64ZM86 116V117H85ZM93 116V117H92ZM99 116V117H98ZM145 116H147L146 118H151L150 120H147L145 117V120H144V118L143 117ZM167 116H169V117H167ZM241 116V115H240ZM248 116V115H247ZM8 117H9V119H8ZM12 117H14V118H18V120L19 121H17L16 119H14L13 120V118ZM32 117H33V119H32ZM71 117V118H70ZM78 117H79V119H81V121L80 120H77L78 119ZM107 117V118H106ZM129 117V118H130ZM166 117V118H165ZM257 117H258V119H257ZM11 118H12V120H11ZM30 118V119H29ZM65 118V119H64ZM66 118H68L69 119V121H65L66 120ZM123 118V120H121ZM169 118H170V120H169ZM241 118V117H240ZM241 118V119H242ZM248 118V119H249ZM2 119L0 118V120L2 121ZM6 119H8V120H6ZM29 119V121H27ZM52 119H53V121H52ZM58 119H62V121H60V120H58ZM64 119V120H63ZM67 119V120H68ZM101 119V120H100ZM120 119V120H119ZM250 119V120H251ZM260 119V120H261ZM9 120H11V121H9ZM15 120L17 121V127H16V124H13V123H16L15 122ZM21 120H25L26 122H28V124L24 121V122H21ZM71 120H73V121H75V120H77V121H80V123L78 122V125L80 126V124H81V122H83L82 123V125H84V129H83V127L82 126H80L81 128L79 129V126L77 125V127H78V129H77V127L75 126L76 124H74V123H72L71 122ZM84 120V121H85ZM102 120H104V121H102ZM114 120H112V122H113V124H114ZM168 120V121H167ZM1 121H0V123H1ZM38 121V122H37ZM42 121V122H41ZM47 121H48V124H47ZM50 121V122H49ZM67 123L68 122V125L67 124H65V122ZM77 121H75V122H77ZM94 121V122H93ZM101 121V122H100ZM144 121V122H143ZM150 121V122H149ZM156 121V122H155ZM158 121V122H157ZM165 121V122H164ZM170 121V122H169ZM174 121V122H173ZM258 122L259 124H260V127L262 126H264V122ZM2 122V123H3ZM19 122V123H18ZM35 122H37V123H35ZM53 122V123H52ZM62 122H63V126H62ZM90 122H92L91 124H90ZM129 123V124H125V123ZM244 122V123H243ZM241 124L244 126V125H246L247 127H246V129L249 127V126H252L253 125V123H246L245 121H243ZM247 122H249V121H247ZM1 123V125H3ZM10 123L12 124V126H10L9 127V125H10ZM26 125H25V124ZM31 123V124H30ZM33 123V124H32ZM43 124V127L42 128H44V129H42L40 126H42V124L41 125H38V124ZM55 123H57L56 125H55ZM69 123H71V124H69ZM131 123H132V125H131ZM168 123V124H167ZM171 123H173L172 125H171ZM257 123V124H258ZM262 123H263V125H262ZM20 124H21V127H20ZM25 125V127H26V129H25V127L23 128L22 126H24ZM35 124H37V126L36 127H39V130L38 129H35L34 127H35ZM51 125V127H50V125ZM65 124V125H64ZM74 125L75 126V131H76V134L74 133L75 131H74V129L72 130V128H74V126L72 127L71 125ZM161 124H163L162 126H164L163 127V129H162V126H161ZM249 126H248V125ZM259 124H258V126H257V128H253V127H255L254 125H256V124H254L253 126H252V130L250 129V130H241V132H243V131H248V134L250 133L249 131H252L251 132V134H253L254 136H255V134H256V137H254V136H252V138H250V137H248L249 135H247L245 132H243V133H245V135L244 134H242L245 138H249V139H253V138H257V140H253L254 141V143H257V144H255L256 146H259L260 148H262V149H264V135L262 136V135H260V133H261V130H262V128H258L259 127ZM13 125H15V127L13 126ZM28 125H30V126H28ZM32 125H34L33 127H32ZM48 125V127H46ZM55 125V126H54ZM71 126L72 128H70V127H68V126ZM88 125H92L93 127H94V129L92 128V127H90L89 126V128L91 129H93L94 130V133H92V135L90 136V134H91V132L93 131V130H91V131H89L90 129H87L89 132H90V134H89V136L90 137H92L93 136V134L94 135H96V137H92V140H94L95 139V141H94V143H93V141H92V143L93 144H95L96 146H98V149H99V147L101 148V149H99L100 151L103 149V151L104 150H111V149H113L111 152H113L112 153V158H113V155H114V157H115V155L117 156V155H119V156H117V157H115L116 159H118L119 160V158H121V163H119V164H121V167L123 168V169H120L121 167H119L118 166V163H116L115 164V162L114 161H112V158L110 159L111 160V163L112 162H114L112 165L113 166H115V167H118L119 168V170H122V171H119L118 170V168H116V170L117 171H119L118 173L120 174V177H118V181H117V184L116 185H118V186H115V188L113 189V188H108V187H105V186H91L90 184H88V183H85V182H83V184L85 183V185H83V184H81L82 182L80 181V180H78L77 178H75V177H71L72 176V170L70 171L71 173V175L70 174H68V171H69V169L71 168L70 167V165H67V164H69L68 163V161L70 162L74 157H76V155L78 154V151H79V149H83V147H85V145L87 144V142H88V144H90L89 143V141L91 142V140L89 139V138H87V136H85L86 134H85V132H87V133H89L88 131H86V128H88ZM130 125H131V127H130ZM169 125V128L170 129H168L167 128V126ZM58 126V127H57ZM66 127V128H63V127ZM155 126V127H154ZM11 128V127H13V128H11V129H9V128ZM28 127H30V129H32L31 130V132L33 133V134H31L30 133V130L28 129L27 130V128ZM113 127H114V129H116V133H114L113 131ZM161 127V128H160ZM15 128H17V130L19 131L20 129V133L21 134H23V135H20V133L18 132V131H16V129ZM35 130H34V129ZM56 130H55V129ZM58 128V129H57ZM101 128V129H100ZM152 128V129H151ZM157 128H160V129H157ZM241 128H242V126H241ZM244 129H245V127H243ZM264 128V127H263ZM22 129H24V130H22ZM40 129H42L43 130V133H41V131L42 130H40ZM65 129H67V130H72V131H68L67 132V130H65ZM95 129H96V132H95ZM104 129L107 131L108 129H111V134H112V132H113V134H112V137L110 138V136H109V138L106 136L107 134H109V132H107L106 133V131H104ZM154 129V130H153ZM166 129V130H165ZM249 129V128H248ZM259 129V130H258ZM6 130V131H5ZM9 130H10V134H6V135H9V136H6L5 135V133H9ZM18 132V134H19V136H20V138H19V136H18V134H16V132ZM26 130V131H25ZM36 130H38V132L40 131V133H38ZM77 130H81V133H79V131H78V133L79 134H83L82 135V138H84V140L87 138V139H89V140H85V141H87V142H82L83 140L82 139H80V141H79V134L77 135ZM104 131V133H103V131ZM113 130V131H112ZM119 130V131H118ZM122 130H123V133H121L122 132ZM152 130V131H151ZM160 130V131H159ZM164 132H163V131ZM264 130V129H263ZM263 130H262V133L261 134H264V132H263ZM12 131H14L13 133H12ZM22 131H25V133L23 132L22 133ZM35 131V132H34ZM45 131V132H44ZM48 131V132H47ZM60 131H61V133L62 132H64L65 133V135H60L61 133H60ZM150 133H152V134H149L148 132ZM160 133H159V132ZM169 131V132H168ZM260 132V133H258V132ZM28 132V133H27ZM37 132V133H36ZM56 132V133H55ZM83 132V133H82ZM101 132V133H100ZM117 132H119V133H121V134H118ZM158 132V133H157ZM12 133V134H11ZM27 133V134H26ZM45 133H46V135H45ZM54 133V134H53ZM162 133V134H161ZM165 133V134H164ZM170 133V134H169ZM24 134H26V136L24 135ZM44 134V135H43ZM58 135V137L57 136H55V135ZM99 134H101L102 136H100L101 138H100V140H97V139H99L98 137H97V135H99ZM107 137V139H110L109 140V142H108V144L106 143L108 140L107 139H105L106 137L104 136V135ZM110 134V135H111ZM141 134H145V135H143V137H141L142 135ZM154 134V135H153ZM27 135H29V136H31V137H29L28 136V138L29 139H32V140H29L28 138H26V140H28L27 142H28V145H24V143L22 142L21 143V141L22 140H24V138L25 137H27ZM33 135V136H32ZM59 135H60V138H59ZM67 135V139L65 138V136ZM76 135V136H75ZM147 135V136H146ZM152 135V136H151ZM156 135H158V136H156ZM162 135V136H161ZM167 135H168V137H167ZM2 136L0 137V140L1 141H3L2 143V146H1V148H3L4 146L3 145H5V147H6V145H8V143H9V141L8 140H6V138L4 139H1L2 138ZM35 136V137H34ZM68 136H70L69 137V139H68ZM71 136H75L76 137V139H74L75 137H71ZM85 136V137H84ZM105 138H104V137ZM149 136H151V137H149ZM154 136H155V138H156V140L154 141V139L152 140V137L154 138ZM261 136H262V138H261ZM13 137V138H12ZM23 137V138H22ZM54 137V138H53ZM57 137V138H56ZM104 138V140L106 141L105 143H103L104 142V140L103 141H101L103 138ZM163 137V138H162ZM259 137L261 138V139H259ZM18 138V139H17ZM21 138H22V140H21ZM53 138V139H52ZM70 138H73V139H71V140H73V142L70 140ZM78 138V139H77ZM80 138H81V136H80ZM94 138V139H93ZM97 138V139H96ZM139 138H140V141H139ZM150 138V139H149ZM163 140H162V139ZM37 139V140H36ZM141 139H143V140H141ZM21 140V141H20ZM25 140V141H26ZM53 140H54V142H53ZM56 140H60L59 142L61 143H59L58 141H56ZM62 140H64V141H62ZM67 140H70V142H68L67 143ZM79 141L78 143H79V146H77L76 144H77V141ZM82 140V141H81ZM260 140H262V141H260ZM0 141V142H1ZM6 141H8V142H6ZM74 141H76V142H74ZM96 141H101V143H103L102 145H103V148H102V146L100 145L99 146V144L97 145V142ZM141 141H143V144H141ZM158 143H157V142ZM20 142V144H22V145H20L21 147H18L19 145H18V143ZM26 142V143H27ZM41 142H43V143H41ZM44 142H45V148H42V147H44ZM80 142H82V143H80ZM139 142H140V146H142L143 145V149L140 147V148H138V146H139ZM148 142V143H147ZM150 142H153V143H151V146H150V148L151 149H149V144H150ZM157 143V145L155 144V143ZM161 142V144H159ZM165 142V143H164ZM168 142V143H167ZM6 143V144H5ZM25 143V144H26ZM57 143H59V144H57ZM64 143V144H63ZM71 143H73V145H74V147H72L71 146ZM1 144V143H0ZM11 144V145H12ZM43 144V145H42ZM53 146H52V145ZM55 144V145H54ZM64 146H63V145ZM67 144L69 145V146H67ZM80 144H83V145H80ZM85 144V145H84ZM163 144V145H162ZM261 144V145H260ZM33 145H31L30 146V148L33 146ZM46 145L48 146V148H50V145L52 146L50 149V151H51V153L49 154L48 153V151H46L47 150V147H46ZM105 145V146H104ZM108 145V147H109V149H106V146ZM160 145V146H159ZM162 145V146H161ZM164 145H166V146H164ZM40 146H42V147H40ZM76 146H77V148H76ZM81 146H83L82 148H81ZM153 146H154V149H153ZM164 146V147H163ZM5 147H4V149H5ZM29 147V146H28ZM41 149H40V148ZM71 147L73 148L72 150H73V153H72V150H70L71 149ZM79 147V148H78ZM156 147H157V149H156ZM55 148V150H52V149H54ZM65 148H66V150H65ZM145 148H147V151H146V149ZM159 148V149H158ZM7 149V148H6ZM29 149V148H28ZM40 149V150H39ZM44 149V150H43ZM78 151H77V150ZM138 149H139V151H138ZM140 149H141V152H140ZM153 149V150H152ZM164 149V150H163ZM10 150V151H11ZM42 151V152H40L41 154H43V155H40V153H38L39 151ZM58 150H60V152L58 151ZM63 150H65V151H63ZM74 150H76V151H74ZM80 150V151H81ZM109 150V151H110ZM150 150L152 151V152H150ZM45 151L48 153H45ZM71 151V152H70ZM79 151V152H80ZM103 151H101V152H103ZM114 151L115 152H117V154H114ZM143 151V152H142ZM55 152H56V154H55ZM62 152H63V154H62ZM75 152H76V154H75ZM107 152V151H106ZM105 152V153H106ZM139 152L142 154V156L143 157H140L141 156V154H139ZM145 152H147V153H150V154H148L147 155V153H146V155H145ZM155 152V151H154ZM160 152V153H159ZM45 153V154H44ZM69 153H70V155H69ZM71 153L72 154H74V156L73 155H71ZM108 153V152H107ZM106 153V154H107ZM110 153V152H109ZM108 153V155L111 157V153L109 154ZM163 153V154H162ZM66 156H65V155ZM103 154V153H102ZM105 154V155H106ZM40 155V156H39ZM45 155V156H44ZM47 155V156H46ZM49 155V156H48ZM50 155H52V158H51V156ZM63 155V157H61V156ZM42 156H44V157H42ZM46 157H48V158H46ZM60 157V158H59ZM65 157H66V159H65ZM68 157V158H67ZM110 157H106L107 158V160L110 158ZM50 158V159H49ZM63 158V159H62ZM71 158V159H70ZM114 158V160H116ZM142 159V160H140V159ZM6 159H8V158H6ZM37 159H38V161H37ZM41 159V160H40ZM49 159V160H48ZM67 159H70V160H68L67 162L65 161V160H67ZM145 159H147V160H145ZM3 160V161H2ZM140 160V161H139ZM144 160V162L142 163L141 161H143ZM6 161H7V163L9 164H6ZM65 161V162H64ZM147 161V162H146ZM251 161H253V162H251ZM255 161H257V160H255V159H249V161L247 160V162L249 163H247L246 161L244 162V160H243V163L241 162V164H243L242 165V167H241V170H238L239 172H237L238 174H235L236 172H231L230 170L228 171V170H226L225 168H223V169H225L227 172H225V170L222 172V170L220 169L219 171H221V172H219V171H217L216 173H214V172H212V171H210V170H206V172L207 173H210L209 175H213V174H211V173H214V175L215 174H217V173H225V175H223V177L224 178H222V175L221 174H219L220 175V178H221V182H218V181H220L219 179V176H218V174L216 175V177L218 176V180L215 182L216 184L218 183V185H217V189L218 190H220L221 188L222 189H224V190H220L219 192H218V190H216V192L218 193V195L220 196L221 195V197H219V198H222V200L221 199H219V200H217L218 199V195H217V193H215L214 191H215V187H214V191H212L211 189H209L208 191H209V193H211V192H213V194H212V196L214 197V199H212V201L214 200L215 202H217V203H222V202H225L226 201V199L227 200H229L228 198L230 197V200L228 201V202H230V201H232V202H230L231 203V205L233 204V206H235V204H236V208H237V205L239 204L240 205V207H242V204H243V202H245L244 204H243V207L240 209V207H239V205H238V208H239V210H241V212H244V213H246L245 212V210L244 209H246V207H247V209H249V208H251V210H247V213L248 212H250V213H248V217H249V215L250 216H252V217H249V219H248V217H247V222H248V220H249V222H251V218H252V224H254L253 225V228L251 227L252 226V224L251 225H248V223L246 222V224L244 223V225H242V228H244L241 232L243 233V232H245L244 234H242L241 233V235L240 236H237V237H242V239L243 240H241V241H239L238 239H236L235 238V236H234V238L232 237L231 239H232V241H235V242H238V244H236L235 242H233V244H234V247L235 248H238L239 250L240 249H242L240 246L242 245V247H243V245L244 246H246V247H243V249L244 248H246V252H250V251H254V250H257V251H261V252H264V242H261V240H263L264 239V229H262V228H264V224H263V222H264V216H262L263 214H264V186H260L261 184H263V182H262V180L264 181V162H258L257 161V163H259V164H256V162ZM109 162V161H108ZM139 162H140V164H139ZM146 162V163H145ZM5 163V164H4ZM65 163H67V164H65ZM110 163V162H109ZM247 163V164H246ZM15 164V165H14ZM142 164H144L143 166H142ZM256 165V168H257V170H256V168H254V167H251L252 165ZM3 165H4V167L6 168V167H8V168H6V169H4L3 168ZM6 165V166H5ZM10 165H12V166H10ZM16 166V167H14V166ZM65 165H67V167L65 166ZM247 165H250V166H247ZM259 165H260V167H259ZM65 166V168H67L68 169V166H69V169L67 170V169H64L63 167ZM248 167V168H246V167ZM263 166V167H262ZM9 167H11L12 169H9ZM19 167V168H18ZM143 167V168H142ZM244 167V168H243ZM14 168V169H13ZM243 168V169H242ZM253 168V170L251 171V169ZM260 168V170H258ZM25 171V172H27V174L25 173V175H24V173L22 174L21 173V171ZM248 169H250V170H248ZM6 170H8V171H6ZM9 170H14V171H11V172H13L14 174H16V172H19V175H15V176H18V177H16V178H18V179H16V178H12L13 180H11V179H9V178H11L14 174L13 173H11ZM17 170V171H16ZM28 170H29V173H28ZM32 170H33V172H32ZM63 170V171H62ZM254 170H255V173H254ZM3 171H6V172H3ZM16 171V172H15ZM241 171H242V173H241ZM245 171V172H244ZM249 173V175L252 173V175L254 174L255 175V177L253 176L252 177V175L251 176H249L248 177V173ZM251 171V172H250ZM11 173V176H10V173ZM31 172V173H30ZM35 172V173H34ZM49 173V174H46V173ZM66 172V173H65ZM144 172V173H143ZM228 172H230L231 174H228ZM22 174V177H23V175L25 176V177H23V179H25V180H23V181H25L26 182V184H25V182H23L22 183V177H21V174ZM32 173H34V174H32ZM124 173V175L123 176H125V178L121 175V174H123ZM226 173L229 175V177H232V173H233V177L234 178H230V179H226V178H228V176H226ZM13 174V175H12ZM18 174V173H17ZM28 174H30V175H28ZM31 174H32V176L33 175H35V177L33 176H31ZM41 174H42V177H43V179L45 180H43V182H40V181H42V177H41ZM55 175L56 174V178L53 176V175ZM119 174H118V176H119ZM27 175H28V177H30V179L27 177ZM45 177H44V176ZM47 175H49V176H47ZM51 175V176H50ZM69 175V176H68ZM231 175V176H230ZM236 175V176H235ZM238 175V176H237ZM240 175L241 176H243L244 178H240ZM15 176H13V177H15ZM40 176V177H39ZM47 176V177H46ZM57 176L58 177H63L62 179L61 178H58V180H57ZM247 176V178H246V180H245V177ZM21 177V178H20ZM48 177H50V178H48ZM65 177H67V178H69V177H71V178H73L74 180H72L71 178H69V179H64ZM144 179H143V178ZM214 177V178H213ZM215 176H212V178L213 179H215L216 178ZM235 177H236V179H235ZM237 177H239L241 180H239L241 183H239L238 182V178ZM253 179H255V181H254V179H253V181L251 180V178ZM6 178H8V179H6ZM27 178H28V181H30L31 183H33V184H35V185H33V186H35L34 188H32V184L31 183H29V184H31V185H29L28 184V186H26L27 185ZM33 178V179H32ZM39 178V179H38ZM46 178V179H45ZM125 179V182H122L124 179ZM34 179H36V183L34 182L35 180ZM48 179V180H47ZM59 179H61V181L62 180H64V181H66V180H68V181H66V183L64 182V181H62L63 183H64V185L62 184V182H60V180ZM120 179H121V181H120ZM231 179H234L233 181L231 180ZM247 179H248V181H247ZM249 179H250V181H249ZM8 180H10V181H7ZM15 180H17L18 181V183H20V184H17V181H15ZM20 180H21V182H20ZM32 180H34V181H32ZM38 180V181H37ZM40 180V181H39ZM56 180V181H55ZM76 180V181H75ZM228 180V181H227ZM236 180V183L234 182ZM242 180H243V182H242ZM256 180H257V182H256ZM46 181H48V182H46ZM51 181V182H50ZM60 183V186H59V183ZM70 181V182H69ZM80 183H79V182ZM139 181H142V182H139ZM225 181V182H224ZM229 181H231V183L233 182V184H230L229 183ZM247 181V182H246ZM14 183V185L16 184L18 187H16L17 189H15V187H13L14 189H15V191H12L13 189L11 188L12 186H10L9 184L10 183ZM16 182V183H15ZM53 182H57V185H56V187L58 186V188H56L55 187V183L53 184ZM75 182H78V184L77 183H75ZM224 182V184H222ZM247 184V185H249V187L248 186H245V183ZM258 182H261V184L260 183H258ZM7 183V184H6ZM9 183V184H8ZM23 185H22V184ZM42 183H46V185L47 184H49V186L47 185H42ZM50 183H51V186H54L53 187V189L56 191V189H57V191L56 192H58L59 194H60V196H62V198L61 197H59L60 198V202H59V199H58V194H56V192L54 191V190H52V193H53V195L51 194V193H49V192H51V186H50ZM74 184L75 183V185H71L70 186V184ZM220 183L222 184V186H224L225 185V187H222L221 185H220ZM225 183H227V184H225ZM229 183V184H228ZM234 183H235V185H234ZM242 183H244V184H242ZM254 184V183H256V184H254V185H252V184ZM25 184V185H24ZM40 184V185H42L41 187H42V189H43V186H44V190H45V196L46 195H48L47 197L49 198V196H50V194L52 195L51 196V199H49L48 200V202H51V203H53L54 202V198L56 197L55 196V194L57 195V201H58V203H57V201H55L54 203H53V205H51V203H49L51 206L49 207V204L47 203V205H48V207L50 208H48V207H45V205H46V202L47 201H45V200H47L48 198L47 197H45V199L43 198L44 197V190H42V189H38V188H41L40 186H38V185ZM62 184V185H61ZM123 184H125L124 185V187H123ZM239 184H240V186H239ZM15 185V186H16ZM77 185V186H76ZM80 185H81V188H82V185H83V188L81 189L80 188ZM228 185V187L229 188H227L226 186ZM230 185V186H229ZM233 185V189L231 188V186ZM237 185H238V187H237ZM242 185V186H241ZM244 185V186H243ZM20 186H25V187H27L26 188V190L28 191L29 189H31V190H33V191H31L30 190V195L29 196H31V198L29 197V196H27L28 194H29V191L28 192H26V190L24 189V188H21ZM61 186H62V188H61ZM67 186H68V188H67ZM70 186V187H69ZM91 186V187H90ZM126 186V187H125ZM218 186L219 187H221V188H218ZM38 187V188H37ZM50 187V188H49ZM67 189V191L65 190V188ZM74 187V188H73ZM86 187H87V190H86ZM148 187V188H147ZM238 189H236V188ZM239 187H241V188H239ZM245 187V188H244ZM247 187V188H246ZM19 188H21L20 190H19ZM71 189V191H70V189ZM79 188L81 189V190H79ZM84 188H85V191H84ZM96 188H97V190H96ZM98 188L99 189H101L102 188V191L101 192H103V194L102 193H100V190H98ZM103 188H105L104 189V191H103ZM106 188H107V190H106ZM117 188L119 189V190H117ZM124 188V189H123ZM242 188H243V192H244V194H243V192H241L242 191ZM12 189V190H11ZM22 189H24V191H22ZM34 189H35V191L37 190L38 192H35L34 191ZM58 189H62V190H59L58 191ZM76 189V190H75ZM89 189V190H88ZM109 189V190H108ZM148 189V191H146ZM227 189V190H226ZM228 189H230V190H233L234 192H235V190H237L236 192H235V194L237 195L238 193L240 194L239 196L240 197H234V196H236V195H232V193H231V195H230V191H228ZM240 189V190H239ZM10 190V191H9ZM42 190V191H41ZM49 190V191H48ZM93 190V191H92ZM113 190V191H112ZM123 190H125V191H123ZM127 190V191H126ZM211 190V191H210ZM245 190V191H244ZM8 191H9V194H10V192H11V195L13 194V197L14 198H19V199H15L14 200V198L12 197H10L11 195H8ZM16 191H18V192H25L26 193V195H23L21 192V194L20 193H17ZM40 191H41V193L43 194H41L40 193ZM68 192V191H70V192H68V193H66V196H65V202H63L64 201V199H63V197H64V192ZM76 192V194H79V195H81V193H82V195L81 196H79V195H75V193H73V192ZM90 191V192H89ZM95 191H97L96 193H95ZM106 191V192H105ZM108 191H110V192H112V194L113 195H116V200L115 201H113L115 198V196L114 197H112L113 195H111V193L110 192H108ZM207 191V192H208ZM227 193H226V192ZM233 191H231V192H233ZM239 191V192H238ZM256 191H258V192H256ZM32 192H35V195L34 194H32ZM48 192V193H47ZM61 192L63 193V194H61ZM77 192H79V193H77ZM88 192V193H87ZM105 192V193H104ZM125 192V193H124ZM129 192V193H128ZM221 192H222V194H221ZM224 192V193H223ZM16 193H17V195L19 196V195H21V196H16ZM39 193V194H38ZM92 193H93V195H92ZM98 193H100L101 195H103V196H100L99 197V194ZM106 193H110V197H108L107 195H106ZM115 193V194H114ZM122 193V194H121ZM214 193H215V195H214ZM228 193H229V195H228ZM1 194H4V195H2L1 196ZM37 194L39 195L37 198H39V201L38 200H36L37 198H36V196H37ZM87 194V195H86ZM104 194H105V196H104ZM123 194H129L128 196H129V199H131V202H129L130 200H128V197H126V196H123ZM225 194L227 195V196H225ZM234 194V193H233ZM257 194H259V196L257 195ZM40 195H42V196H40ZM68 195V196H67ZM98 195V196H97ZM120 195H121V198L120 199H122V198H126V200H125V205L126 206H128V205H130L131 204V207L129 206L128 208H129V210H128V213L127 212H125L124 213V210H126V206H122V207H126L125 209H123V208H121V206L119 205L118 206V202L120 203V201L121 200H119V201H117V196H119L120 197ZM224 195V196H223ZM16 196V197H15ZM23 196H25L24 198H23ZM33 196H35L34 198H32ZM53 196H55V197H53ZM76 196V197H75ZM84 196V197H83ZM86 196V197H85ZM94 198H93V197ZM96 196V197H95ZM123 196V197H122ZM224 198H226V199H224ZM10 197V198H9ZM22 197V198H21ZM27 197V198H26ZM70 197H73V198H70ZM79 199H78V198ZM104 199H103V198ZM113 199H112V198ZM131 197V198H130ZM217 197V198H216ZM228 197V198H227ZM236 200H239V201H237L235 204L233 203V201H235V199ZM243 197V198H242ZM245 197V198H244ZM256 198L257 199V197H258V201L256 200H254V198ZM26 198V199H25ZM41 198H43V199H41ZM47 198V199H46ZM53 198V199H52ZM69 198H70V201H72V202H69V201H66V200H69ZM74 198H75V202H73L74 201ZM77 198V199H76ZM101 200H103L102 201V208L103 207H105L106 208V206H108L106 209L105 208H103L102 209V212L104 211V209H105V213H106V211H107V213H109V211H110V213L108 214V215H110L112 218H111V220H109L110 219V216H107L104 212V215H106L104 218H106L107 219V221H106V219H105V221L106 222H104V220H101L103 217H100V215L102 214L103 215V213L99 210V209H101V207H100V203H99V199ZM106 198V199H105ZM107 198H109L110 199V201H107ZM146 198V199H145ZM250 198H251V200H250ZM253 198V199H252ZM5 199H7V200H5ZM25 199V200H24ZM29 199H33V200H35V201H37V203L34 201L33 202V200L31 201V200H29ZM81 199H82V201H81ZM119 199V198H118ZM216 199V200H215ZM233 199V200H232ZM241 199H243V200H241ZM10 201V204H9V201ZM13 200V201H12ZM43 200V201H42ZM51 200V201H50ZM52 200H53V202H52ZM63 200V201H62ZM78 200V201H77ZM80 200V201H79ZM83 200H86V201H83ZM87 200H89L88 201V204H87ZM106 200V203L108 202V205L106 204V203H104V201ZM112 200V201H111ZM124 200L122 199V202H124ZM222 201V202H219V201ZM244 200H247V201H244ZM249 200H250V202H249ZM8 201V202H7ZM12 201V202H11ZM15 201H17V202H15ZM31 203V205H29V202ZM42 201V202H41ZM45 201V202H44ZM61 201H62V203H61ZM92 201H93V203L94 202H96V203H98V204H100V205H94V204H92ZM126 201H128L127 202V204H126ZM149 201H150V203H149ZM160 201V202H159ZM13 202H15L14 204H13ZM38 202L40 203V204H38ZM67 202V203H66ZM76 202H77V205H76ZM116 202H117V205H116ZM242 202V203H241ZM253 202H256V203H253ZM5 205H4V204ZM8 203V204H7ZM32 203H34V204H32ZM43 203V204H42ZM67 204V205H64V204ZM71 203V205H70V208H69V204ZM73 203V204H72ZM83 203H85V204H83ZM95 203V204H96ZM110 203V204H109ZM115 203V204H114ZM164 203V204H163ZM260 203H262V204H260ZM2 204L4 205V206H2ZM25 204V205H24ZM42 204V205H41ZM55 204V205H54ZM63 205V206H61V208H64V206H65V209H66V207H68L67 209V211L65 210V209H61L60 208V205ZM79 204H81V205H79ZM90 204H92V205H90ZM112 204V206L114 205V207H112L111 206V208H114L115 209V211H113L114 209H111L110 208V206L109 205H111ZM120 204H124V203H120ZM250 204V205H249ZM253 204V205H252ZM255 204V205H254ZM258 204H259V206H258ZM9 205V206H8ZM12 205V206H11ZM44 205V206H43ZM46 205V206H47ZM59 205V207H56V206H58ZM73 205H74V208H73ZM83 205V206H82ZM93 205L95 206V207H93ZM105 205V206H104ZM167 205V208H165V206ZM248 205V206H247ZM14 206V208H12ZM16 206V207H15ZM30 206V207H29ZM55 207V212H58L60 209L63 211V213H67V215L69 214V213H71V214H69V219L70 218H73L74 217V220L73 221H75V218L76 219H78V215H79V221H80V226H79V222L76 220L75 221V224L77 225H75L74 224V222L73 221H71V223H69V219H65V217L67 216L66 214L64 215L62 212H61V210H60V215L62 216V218H60V217H58L59 215H57V213H53V209H54V207ZM71 206H72V208H71ZM87 206V207H86ZM91 207V209H89L90 207ZM97 206H98V210H99V212H98V214H96L97 212H96V208H97ZM245 206V207H244ZM253 206V207H252ZM258 206V207H257ZM7 207V208H6ZM18 207H20V203H19V205H18ZM53 207V208H52ZM116 207L118 208V209H116ZM119 207L122 209L121 211H123L122 213H121V211H120V209H119ZM256 207V208H255ZM261 207V208H260ZM10 208H11V210L12 209H14L13 211H11L10 210ZM21 208H20V210H21ZM41 208V209H40ZM42 208H44V209H42ZM47 208L50 210V211H48L47 210ZM78 208H83L82 210H80V211H78L79 209ZM109 208L111 209V210H109ZM131 208V209H130ZM153 208V209H152ZM237 208V209H238ZM255 210V211H253V209ZM263 208V209H262ZM6 209H9V211L8 210H6ZM19 209V208H18ZM24 209H26V210H24ZM53 211H52V210ZM70 209V210H69ZM87 209V210H86ZM169 211H168V210ZM6 210V211H5ZM20 210H18V212H20ZM74 210V212H76V213H74V212H72ZM85 210H86V212H89L90 211V213L92 214V217L90 218L89 216H88V214L89 215H91L90 213H86L85 212ZM89 210V211H88ZM97 210V211H98ZM109 210V211H108ZM258 210V211H257ZM8 211V212H7ZM23 211H21L20 212V215H21V213L23 212ZM33 211V212H32ZM47 211V212H46ZM52 211V212H51ZM70 211V212H69ZM81 211H82V213H81ZM94 211V213H92ZM111 211H112V213H111ZM127 211V210H126ZM130 211V212H129ZM167 211V212H166ZM262 211H263V214H262ZM32 212V213H31ZM42 212V213H41ZM69 212V213H68ZM84 212V213H83ZM96 212V213H95ZM101 212V214L99 215V213ZM115 212H120L121 214H115ZM34 213H36L35 215H34ZM38 213V214H37ZM40 213V214H39ZM43 213H44V215H43ZM211 213V212H210ZM253 213H255V214H253ZM19 214V213H18ZM17 214V212H16V217L19 219V217L21 218L22 217V215L21 216H19ZM48 214H51L50 215V217L51 218H53V217H55V214L57 215L55 218H53V219H50L49 218V215ZM52 214H54L53 216H52ZM58 214H59V212H58ZM74 214H78L77 216L75 215V216H73ZM86 214V215H85ZM168 214V215H167ZM27 215H34L33 217H31V216H29V217H27ZM38 215H40L39 217H37ZM63 215L65 216V217H63ZM80 215H82V216H80ZM99 215V217L100 218H98L97 216ZM101 215V216H102ZM103 215V216H104ZM71 216V217H70ZM86 216V217H85ZM94 216H96V218H98V219H100V221L99 222H102V223H100V226L103 224L104 225V223H105V227H103V225L101 226V227H103L104 229L107 227L106 225L108 224V226L110 225V227L112 228V224H114V225H116L117 226V231H119L120 230V233L119 232H116V230H114V231H110V234L112 233V236H110V235H108L107 233H108V231H109V228L107 227L106 229L108 230L107 232H106V234L104 233V234H101V232L103 233V228L102 229H100V234L98 235V237L99 236H101V235H103V237L101 236V238L99 237V239H96V238H92V236H94L96 233H99V229H98V227L99 228H101L100 226H98V219H97V227H96V231H93V232H96L95 234H93L92 236H91V234L93 233V232H89V231H91L92 229H94L93 227H91V226H96V222H95V220L96 219H94L95 217ZM114 216H116V218L114 217ZM119 217V220H121V219H123V220H121V222L118 220L117 221V218ZM122 216V217H121ZM168 216V217H167ZM253 216H255L254 218H256V221H253ZM262 216V217H261ZM27 217V218H26ZM36 217V218H35ZM47 217V218H46ZM58 217V218H57ZM68 217H66V218H68ZM82 217H85V219L84 218H82ZM89 217V219H87ZM94 217V218H93ZM121 217V218H120ZM124 217V218H123ZM38 218V219H37ZM47 219V220H44V219ZM52 220V222L49 220ZM103 218V219H104ZM114 218V219H113ZM125 218H126V220H125ZM258 218V219H257ZM263 218V219H262ZM23 218H21V220H22ZM40 219V220H39ZM56 219H57V221H56ZM58 219L60 220V219H63V220H61V222H59L58 221ZM113 219V220H112ZM36 220V221H35ZM43 222H42V221ZM53 220H55V222L53 221ZM65 220V222H63ZM81 220H82V222H81ZM84 220V221H83ZM108 220H109V222H108ZM255 220V219H254ZM260 220H262V221H260ZM17 221H19V220H17ZM48 222V224H46V222ZM86 221V222H85ZM94 221V222H93ZM110 221H112V222H110ZM113 221H115V223H116V221H117V224H118V222H120V223H122L123 225H121L120 223L117 225V224H115V223H113ZM125 222V223H123V222ZM169 221V222H168ZM40 222V223H39ZM57 222V223H56ZM59 222V223H58ZM62 222L65 224V225H67V224H70V225H68V227L70 226L71 227V229L73 230L72 231V234H71V231H69V232H67L69 229H70V227H69V229L67 230V226H65L64 224L62 225ZM67 222V223H66ZM78 222V223H77ZM93 222V223H92ZM104 222V223H103ZM108 222V223H107ZM173 222V223H172ZM38 223V224H37ZM43 223V224H42ZM61 223V225L60 226H63V227H65L64 228V230H67V231H63L62 232V228H60V226L58 227V225ZM84 225H82V224ZM86 223H88L89 225H87L88 227H89V231L87 232V230H88V227L86 226ZM107 223V224H106ZM112 223V224H111ZM169 223V224H168ZM170 223H172V224H170ZM56 224V225H55ZM58 224V225H57ZM125 224V225H124ZM72 225V226H71ZM73 225H75L76 227H78L77 229H75L76 227H74L73 228ZM112 225V226H111ZM169 225V226H168ZM177 225V224H176ZM255 225H257V226H255ZM45 226V227H44ZM50 226V227H49ZM83 227V229L84 228H86V230L84 229V231L82 230V229H79L80 227ZM116 226L114 227L113 226V228H116ZM118 226H120V229L118 228ZM126 227V228H122V230H121V227ZM170 226H172V227H170ZM248 226V227H247ZM262 226V227H261ZM36 227H38V228H36ZM67 227V228H66ZM81 227V228H82ZM245 227H247V230H246V228ZM250 227H251V229H250ZM57 228H59L58 229V231H57ZM90 228H92V229H90ZM255 228H257V229H255ZM39 229V230H38ZM50 229H53L52 231L50 230ZM70 229V230H71ZM79 229V230H78ZM171 229V230H170ZM174 229V230H173ZM22 230L21 228L20 229H18V232H20V231ZM24 230V229H23ZM59 230H61L60 232H59ZM110 230H112V229H110ZM123 230H125L124 232H123ZM257 230V232L256 233H252V231H256ZM262 230V231H261ZM27 231H28V233H27ZM48 231V232H47ZM54 231H55V233H54ZM85 231H86V233H85ZM106 231V230H105ZM122 231V232H121ZM250 231H251V233H250ZM17 232V233H18ZM32 232H33V234H32ZM47 232V233H46ZM59 232V233H58ZM65 232H67V234H66V236H67V238L65 237ZM74 232H78L77 234L79 235V233L81 234V235H83V234H85V235H83V236H78V237H76L74 234ZM116 232V233H115ZM258 232H261V233H258ZM16 233V234H17ZM21 233V232H20ZM29 233V234H30ZM48 233H51V234H53V235H51V234H48ZM56 233H58V234H56ZM61 233V234H60ZM62 233H63V235H62ZM87 233H89L90 234V238H86V234ZM113 233H114V236H116V237H113ZM147 233H149V235H147ZM153 233L154 234H156L155 236H153ZM165 233V234H164ZM248 233H250V235H248ZM263 233V234H262ZM55 234V235H54ZM76 234V235H77ZM249 236V238H247L248 236ZM252 234V235H251ZM255 234H257V235H259V234H261V235H259V236H255ZM46 235H49V236H46ZM107 235H108V238L106 239V237H107ZM164 235V236H163ZM245 235V236H244ZM51 236H52V238H51ZM55 236H60V240H61V242H59L58 241V237H55ZM61 236H64V238H66V239H64L65 241L67 240L68 241V243H66V242H64V240L62 239V237ZM72 236V237H71ZM73 236L74 237H76L77 239L78 238H83V240L82 239H79V240H75V238L73 239ZM85 236V237H84ZM87 236L89 237V235L87 234ZM243 236H244V238H245V244H243L244 242V238H243ZM262 238H261V237ZM34 237H36V238H34ZM68 237H71L72 239H73V241H72V239H70L69 238V240H68ZM95 237H97L96 235H95ZM97 237V238H98ZM112 239H111V238ZM151 237V238H150ZM163 237L166 239V243L164 242V243H162L163 242ZM250 237H253V238H250ZM257 237V238H256ZM49 238V239H48ZM53 238H54V240H53ZM58 238V239H57ZM92 238V239H91ZM119 238V239H118ZM157 238V239H156ZM206 238H208V239H210V241L209 242H211V245H213L214 246V250L212 249V254L213 253H215L216 254V252H218L219 251V249L220 248H222L224 245L226 246V248L227 247H229V244L230 245H233L232 244V242L230 241L231 239H229L228 240V242L226 241V243L224 242V244H223V242H221L222 240H220V241H217L219 238H215L214 236H210V237H206ZM246 238H247V240L249 241H247L246 240ZM257 239V240H252V239ZM14 239L16 240V242H17V240L19 239V241H21V242H15L14 241ZM22 239L24 240V241H22ZM46 239H48L51 243H48L47 242V240ZM55 239L57 240V241H55ZM89 239V243H91L92 244V246H91V244H88V245H86V244H84L83 245V247H85V248H83L82 246H81V244L79 243L78 244V242H80V240H82L81 241V243L83 242L84 243V241L85 240H88ZM91 239V240H90ZM102 239H103V242H104V244L102 243ZM105 239H106V241H105ZM152 239V240H151ZM155 239V240H154ZM172 239V240H171ZM215 239H217V240H215ZM40 240H41V243H40ZM43 240V241H42ZM52 240H53V242H52ZM63 240V241H62ZM98 240H100V241H98ZM150 240H151V242H153L152 243V245H150L151 244V242H150ZM156 240H157V242H156ZM28 241V240H27ZM26 241V242H27ZM28 241V242H29ZM46 243H45V242ZM72 241V243H73V245H75V246H73V245H71V242ZM74 241H77V242H74ZM113 241V242H112ZM142 242V243H139V242ZM172 241H173V243H172ZM208 241V240H207ZM247 241V242H246ZM252 241V242H251ZM259 241H260V243H259ZM264 241V240H263ZM24 242V243H23ZM36 242V243H35ZM56 242H58L59 244L61 243V245L63 244V242H64V244L61 246V248H64L65 250H62L60 247H57V245H58V243H57V245H55V249H56V247H57V249L58 250H61V251H58L59 252V254H57L56 253V251L52 248L53 246H54V244L56 243ZM87 241H85V243H86ZM98 242V243H97ZM101 242V243H100ZM175 242H176V244H175ZM216 242V243H215ZM240 242H241V244H240ZM20 243H23L24 244V246H23V244H21V247H20ZM34 243V244H33ZM37 243H39L40 244V246H39V244H37ZM45 243V244H44ZM53 243V244H52ZM66 243V244H65ZM75 243V244H74ZM82 243V244H83ZM100 243V246L98 245V247L96 246L97 244H99ZM134 243H136L135 245H133ZM172 243V244H171ZM259 243V245H257V244ZM262 243V244H261ZM13 244V245H12ZM14 244H17V246H15ZM35 244L36 245H38V246H35ZM42 244H44V246L46 245V244H48V246L50 245V247H51V244L53 245L51 248L50 247H48V246H46V248H44V247H42L43 245ZM68 244V245H67ZM69 244H70V246H69ZM133 246H132V245ZM141 244V245H140ZM160 244V245H159ZM218 245V247H217V245ZM220 244H221V246H220ZM12 245V246H11ZM64 245L66 246V248L64 247ZM145 246V248H144V246ZM171 245H172V247H171ZM175 247H174V246ZM247 245H249V246H247ZM14 246V247H13ZM58 246H60V245H58ZM70 247V250H69V247ZM91 246V248H93L91 251H90V249L88 250V248L87 247H90ZM143 246V247H142ZM150 247V249L148 248V247ZM166 246V247H165ZM169 246V247H168ZM238 246V247H237ZM5 247V248H4ZM11 247H12V249H11ZM20 247V248H19ZM23 247V248H22ZM27 247H28V249H27ZM78 249V250H76V248ZM81 247V249L83 248L84 249V251L85 252H83V250L81 251L79 248ZM97 247V248H96ZM131 247V248H130ZM134 247V248H133ZM147 247V248H146ZM155 247H156V249H155ZM160 249H159V248ZM162 247V248H161ZM178 247V248H177ZM233 249H232V248ZM230 248L232 249V250H235V248L233 247V246H231ZM240 247V248H239ZM7 248V249H8ZM15 248V249H14ZM17 248L18 249H20L18 252H17ZM23 250H25V251H23ZM25 248V249H24ZM32 248H33V250H34V248H35V250H34V254H36L35 256L36 257H32V255L30 254V253H32L33 251H32ZM37 248V249H36ZM38 248H39V250L42 248H44V250H45V252H41V251H37L38 250ZM47 248H49V250L47 249ZM75 248V249H74ZM86 248H87V250H86ZM132 248L134 249L133 251H132ZM138 248V249H137ZM173 248V249H172ZM217 248H218V250H217ZM229 248V249H230ZM260 248V249H259ZM4 249V250H3ZM27 249V250H26ZM41 249V250H42ZM47 249V250H46ZM50 249H53L51 252H49L50 251ZM170 249V250H169ZM175 249V250H174ZM4 252H3V251ZM14 250H15V252H14ZM43 250V251H44ZM67 250V251H66ZM73 250L76 252V253H74L73 252ZM80 250V251H79ZM93 250H95V251H93ZM135 250H137L136 252H135ZM156 250V251H155ZM165 250V251H164ZM194 250H196V251H193V253H190L191 254V257H193V255H194V257L195 258H192V259H194V261H192L191 260V258H190V255H188V260H184V262L181 260L180 262H179V264L180 263H187V262H189V263H191L190 262V260L193 262V263H191V264H194V263H196V261H197V263L198 264H201L203 261L205 262V259H208L207 258V256H205L207 253H205V252H202V254L203 253H205V255H199V253H201L200 252V250L199 249H194ZM237 250V249H236ZM235 250V251H236ZM238 250V251H239ZM24 252V253H26V252H30V253H26V254H24L25 256H26V258L24 257V255H22L23 257H22V260H21V255H20V259H19V252ZM53 251H54V253H53ZM64 251H65V253H64ZM71 251H72V253H73V255H72V253H71ZM94 253H93V252ZM130 251H131V253H130ZM145 251H147L146 252V254H144V252ZM168 251V252H167ZM175 251V252H174ZM199 253H198V252ZM237 251V252H238ZM1 252H3V254L1 253ZM18 254H17V253ZM22 252V253H23ZM36 252H38V254H40V255H37V253ZM69 252V253H68ZM80 252L81 253H83V254H86V252H88V254L90 255V257H89V255H85V257L83 256V254H80ZM92 252V253H91ZM138 252V253H137ZM162 252V253H163ZM197 252V253H196ZM52 253V254H51ZM61 253L63 254V256L61 255ZM71 254V255H66L65 256V254ZM135 255H134V254ZM151 253V254H150ZM171 253V254H170ZM239 253V252H238ZM17 254V255H16ZM21 254V253H20ZM33 254V253H32ZM33 254V255H34ZM46 254H43L45 257H47L46 256ZM74 254H77V255H74ZM79 254V255H78ZM92 254V255H91ZM141 256H140V255ZM169 254H170V257H169ZM173 254H175V256L173 255ZM212 254H209V255H212ZM214 254V255H215ZM31 255V256H30ZM48 255V256H49ZM59 255V256H58ZM80 255H81V259L80 258H77V257H80ZM133 255V256H132ZM208 255V254H207ZM15 256H17V257H15ZM37 256H40V257H38L37 258ZM75 256H76V258H75ZM86 256H88V257H86ZM132 256V257H131ZM137 256V257H136ZM157 256V257H156ZM171 256H172V259H174V260H172L171 259ZM203 256V257H202ZM3 257H1L0 258V263H2V261L3 260H5V259H3ZM27 257H28V261H27ZM67 257V258H66ZM68 257H69V259H70V262H68L69 261V259H68ZM74 259H73V258ZM136 257V258H135ZM142 257V258H141ZM152 257V258H151ZM175 257V258H176ZM201 257V258H200ZM9 258L11 259V261L9 260ZM31 258V259H30ZM33 258L35 259V258H37L38 260H42V263H40L39 261H33ZM61 258H63V259H61ZM72 258V259H71ZM143 258H145V259H143ZM154 258V259H153ZM197 258V259H196ZM60 259V260H59ZM65 259H66V263H65ZM85 259V260H84ZM92 259V261H90ZM131 259V260H130ZM137 259V261L138 262H135V261H133V260H136ZM190 259V260H189ZM199 259H200V261H199ZM202 259V260H201ZM214 259H215V257H214ZM19 260V261H18ZM24 260V261H23ZM40 260V261H41ZM57 260V261H56ZM76 260V261H75ZM80 260H81V262H80ZM83 260L85 261V262H83ZM127 260V261H126ZM130 260V261H129ZM143 260H145V263H144V261ZM149 260V261H148ZM171 260V261H170ZM176 260H178L177 262H176ZM196 260V261H195ZM25 261H27L26 263H25ZM131 261H132V263H131ZM3 262H5L4 264H6L7 262L6 261H3ZM24 262V263H23ZM38 262V263H37ZM79 262V263H78ZM93 262V263H92ZM215 262H216V260L214 261V264H215ZM11 263V264H12ZM14 263V264H15ZM185 263V264H186ZM196 263V264H197ZM3 264V263H2ZM7 264H9V263H7ZM53 264H55V263H53ZM188 264V263H187Z\"/></svg>",
  "mask_w": 264,
  "mask_h": 264
},
{
  "label": "bare ground",
  "instance_id": "obj_2",
  "mask_svg": "<svg viewBox=\"0 0 264 264\" xmlns=\"http://www.w3.org/2000/svg\"><path fill=\"white\" fill-rule=\"evenodd\" d=\"M73 1H74V2H73ZM97 1H98V0H97ZM197 1H198V0H197ZM208 1H209V0H208ZM228 1H229V0H228ZM230 1H231V0H230ZM230 1H229V6H228V7H230ZM234 1H235V0H234ZM234 1L232 0L231 3H232V5L235 4V5H233V7H235V9L239 8V5H240V4H239V5L237 4V3H240L239 1H241V2L244 1L243 3H245V4L243 5V3H242L243 6L240 5V6H242V9L240 8V10H242V11L245 12V9H246V7H247V6H245V5L248 4V3L246 4L245 1H247V0H239V1L236 0L237 3H233ZM236 1H235V2H236ZM248 1H249V0H248ZM251 1H254V0H250L249 2L252 3ZM259 1H260V0H258V3H256L257 6H256V5H254V6L258 7V4L260 3ZM71 2H72V3H75L76 0H0V16L2 17V19H5V17H6L7 15H12V14H14L16 11H18V12H23V14L25 15L26 18H28V17L30 16L32 20L34 19V20H36V21H38V22H39V21H42V22H39V23H37V22L35 21L37 26H38V24H39V26H38L39 29L36 30V33H35L36 35L34 34V35H35L34 44H33L32 42H29V43H31V45H34V46H31V47H32V48L34 47L33 49H34L35 51H36V50H39V52H40V51L43 52V55H42V52H40L41 54L39 55V53H38V54L36 55V57H38V56L41 57V55H42V56H44L43 58H46L47 56L45 57V54H47V53H46L45 50H43V49H46L47 47H49V48H48V51H49V49H50V51H49L50 54L48 53L47 55H52V54H53V51H51V50H53V49H51V48H54V46L56 47L57 45H60V43H63L62 40L59 41L60 38H63V39L65 38V40H68V39H69L68 37H70V36H67V35L71 32V27L74 26V25H75L74 23H77V22H76L77 19H79V17L82 16V15H81V16L79 15L78 18H74V19H75V22H74V21L71 22L72 24H74V25H72L71 27H70V26H67L68 24L66 25V23H68V22H66V20H67V19H71V16H72V19H73V15H70L69 18L66 19V16H63V15H65L64 12L67 10V12H65V13H66L67 16H68V14H69L68 12L71 11V9H72V11L75 10V6L78 4L77 2H76L75 4H72ZM78 2H81V1L78 0ZM83 2L85 3L86 0H84ZM193 2L195 3L194 0H163V11L167 13L166 15H169V17H170V19H171L170 21L173 23L172 25H170V26H171V30L168 31V32H170V33H169V38H170V46H171V48H172V47L174 48V44H175L174 26H175V28L178 27V26H177V23H179V21H181V17H180V16H181V14L184 13L185 10H190V11H191V9H192L193 12L196 11V10H194V8H192V6H194V3H193ZM204 2H206V1L203 0V3H204ZM209 2H212V1L210 0ZM254 2H256V0H255ZM84 3H83V4H84ZM199 3H201V0H199ZM206 3H208V2H206ZM206 3H205V5H203V4H198V3H197V5H196V3H195V6H194V7H196V6L198 7L199 5H200V7H201V5L206 6V5H207ZM214 3H216V5H217V1H216V2H212L210 5H213ZM222 3H223V2H222ZM250 3H249V4H250ZM49 4L51 5V7L53 6L52 8H53L54 10H53V9H52V10H53L54 12H55V10H56V12H58V11H62V12H63V15L61 14V17H62V16L65 17V18H64V19H66V20H64L65 22L62 21V20H63V17H62L61 20L58 19L59 21H58V20H55L54 17H56L57 14H56V16H55L54 13H53V14H50V15H49V14L46 15V14L44 13L45 10L47 9V7L49 8V6H48ZM80 4H81V3H80ZM80 4H79V5H80ZM208 4H209V3H208ZM218 4H221L220 1H219ZM79 5H77V6L79 7ZM81 5H82V4H81ZM85 5H86V4H85ZM191 5H192V6H191ZM210 5H209V7H210ZM221 5H222V4H221ZM259 5H260V4H259ZM73 6H74V9H73ZM207 6H208V5H207ZM214 6H215V5H214ZM236 6H238V7H236ZM244 6H245V8H243ZM248 6H251V9H254V7L252 8L253 5H251V4L248 5ZM80 7H81V6H80ZM85 7H87V6H85ZM85 7H84V8H85ZM190 7H191V8H190ZM200 7H198V9H199ZM215 7H216V6H215ZM215 7H213V8L215 9ZM225 7H226V6H225ZM204 8H205L204 10L207 9L206 7H204ZM213 8H212V9H213ZM222 8L224 9V7H222ZM226 8H227V7H226ZM231 8H232V7H231ZM231 8H229V9L231 10ZM249 8H250V7H249ZM258 8H259V7H258ZM49 9H50V10H48V11L51 13V8H49ZM81 9H82V8H81ZM196 9H197V8H196ZM202 9H203V7L200 8L199 10L202 11ZM223 9H222V10H223ZM227 9H228V8H227ZM243 9H244V10H243ZM251 9H246V10H247V11H250V13H251ZM77 10H78V8H77ZM199 10H197L196 12H199ZM222 10H220V12H221ZM232 10H234V9H232ZM254 10H255V9H254ZM258 10H259V9H258ZM258 10H257V8H256V11H258ZM48 11L46 10V13H49ZM53 11H52V12H53ZM72 11H71V12H72ZM83 11H84V9H83ZM83 11H82L81 13H83ZM190 11H189V12L186 11L187 14H186V12H185V14H184L185 17H184V16H183V17H184V18H188V16L186 17V15H188V13H190V15H191V14H192V11H191V12H190ZM212 11H214V10H212ZM218 11H219V10H218ZM226 11H227V10H225V11H223V12L225 13ZM228 11H229V10H228ZM234 11H235V10H234ZM247 11H246V13H247ZM74 12H75V11H74ZM78 12H79V11H78ZM203 12H204V11H203ZM229 12H230V13H231V12L234 13L233 11H229ZM238 12H239V10H238ZM240 12H241V11H240ZM252 12H255V11L252 10ZM258 12H259V11H258ZM59 13H60V12H59ZM201 13H202V12L199 13L200 16H201ZM214 13H215V12H214ZM227 13H228V12H226V16H227ZM232 13H231V14H232ZM235 13H236V11H235ZM241 13H243V12H241ZM248 13H249V12H248ZM248 13H247V14H248ZM71 14H73V13H71ZM202 14H203V13H202ZM206 14H207V12H206V13L204 12V15H205V16H206ZM216 14H218V12H216ZM237 14H239V13H236V15H237ZM247 14L245 15V13H244L245 18H246V17L248 18L249 16L252 17V18H254L252 15H254L255 13H254V14L252 13V15L249 14L248 16H247ZM257 14H258V13H257ZM43 15H44V16H43ZM52 15H53V16H52ZM74 15H75V14H74ZM190 15H189V17H190ZM192 15H193V14H192ZM192 15H191L190 18L193 17ZM195 15H196V17H197L198 13H195ZM204 15H203V16H204ZM219 15H221L222 18H223V15H224V14L221 13V14H219ZM219 15H218V16H219ZM228 15H230V14L228 13ZM59 16H60V15L58 14L57 18H60ZM76 16H78V14H77ZM205 16H204V18H205V20H206V22H207V19H206ZM221 16H219L218 19H221ZM226 16H225V17H226ZM239 16H240V15H239ZM241 16L243 17V15H241ZM11 17H13V15H12ZM30 17H29V18H30ZM196 17H195V18H196ZM207 17H209V16H207ZM233 17H235V14H233ZM259 17H260V15H259ZM14 18H15V17H14ZM199 18H201V19H199ZM202 18H203V17H199V16H198V18H196V20L198 19V21H196L195 19H194L195 21H194L193 19H192V20H193L194 23H195V22H198V23H199V22H200L199 20H201L200 23H202V25H204V24H206V22L204 23V21H203L204 19L202 20ZM211 18H212V16L209 17V19H211ZM238 18H239V17H238ZM245 18H243V23H244V22L246 23V21H244ZM252 18H251V19H252ZM43 19H44V20H43ZM72 19H71V20H72ZM224 19H225V18H224ZM226 19H227V18H226ZM236 19H237V17H235V20H234V18H233V20H234L233 23H234V27H235V28H233V29H237V26H236V25L238 24V22H240L238 27H240V25H241V21H238V22H237ZM240 19H241V17H240ZM240 19H239V20H240ZM257 19H258V18H257ZM71 20H70V21H71ZM192 20H190L191 23H192ZM222 20H223V19H221V21H222ZM237 20H238V19H237ZM246 20H247V19H246ZM202 21H203V22H202ZM211 21H212V19H211ZM211 21H210V22H211ZM59 22H60V23H59ZM61 22H64V23H65V25L62 23V25H64L65 27H64V26L61 27V25H60ZM210 22H209V24H211ZM222 22L225 23V22H227V20H226V21H222ZM0 23H1V24H0V70H1V65H2L4 62H8V63H9V61H11L12 58L14 59V58L17 57L16 55H20L21 51L19 52V49H20L22 46H20V48H18V47H19V45H18L17 48H16V47H15V44H14V46H12L11 43H9V42L7 41V37H9V36H7V33H6V31H5V27H4V23H5V22H2V21L0 20ZM71 23L69 22V25H70ZM185 23H188V25H185ZM198 23H196L197 26H198V25L200 26L201 24H200V23L198 24ZM218 23H219V20H218ZM236 23H237V24H236ZM245 23H244V24H245ZM256 23H259V21H256ZM263 23H264V22H263ZM30 24H31V23H30ZM220 24H221V23H220ZM225 24H227V23H225ZM251 24H253V22H252ZM251 24H250V25H251ZM259 24H260V23H259ZM34 25H35V24H34ZM36 25H35V28H38V27H36ZM184 25H185V29H187V30H189V29L191 30V29H192V26H191L192 24L190 25L189 21L185 20ZM184 25L182 24V27H183ZM207 25H208V24H207ZM207 25H206V26H207ZM212 25H213V24H212ZM30 26H32V24H31ZM66 26H67V28H68V31H69V29H70V32H69V33L66 32L65 34H67V35L64 37L65 34L63 35L64 30H62V29L67 30ZM186 26H187V27L190 26L191 28H189V27L186 28ZM193 26H195V25H193ZM208 26H209V25H208ZM210 26H211V25H210ZM214 26L216 27V24H215ZM218 26H219V25L217 24V28H218ZM220 26H221V25H220ZM222 26H223V24H222ZM225 26H226V25H225ZM243 26H245V25H243ZM243 26H242V29L244 28ZM255 26H257V25H255ZM255 26H254V28H255ZM33 27H34V26H33ZM63 27H64V28H63ZM69 27H70V28H69ZM195 27H196V26H195ZM203 27H204V26H203ZM18 28H19V27H18ZM183 28H184V27H183ZM196 28H197V27H196ZM198 28H201V29H202V26H201V27H198ZM204 28L206 29V27H204ZM211 28H212V27H211ZM220 28H221V27H220ZM224 28L226 29V27H224ZM245 28H246V27H245ZM249 28H250V26H249ZM252 28H253V27H252ZM201 29H200V31H201ZM205 29H204V31H205ZM207 29H208V28H207ZM214 29H215V28H214ZM222 29H223V27L221 28V30H222ZM242 29H240V30L238 29L239 32H240ZM255 29H256V28H255ZM255 29H253V30H255ZM15 30H17V29H15ZM28 30H31V29L29 28ZM181 30H182V28H181ZM193 30L195 31V29H193ZM208 30H210V29H208ZM216 30H218V29H215V31H216ZM221 30H220L218 33H216V32L213 30V33L215 32L216 35H217V34L219 35V33L221 34ZM245 30H246V29H245ZM26 31H27V30H26ZM32 31H33V30H32ZM32 31H31V32H32ZM34 31H35V30H34ZM34 31H33V32H34ZM61 31H63V32H62V35H63V36L61 35ZM184 31H185V30H183V32H184ZM194 31H193V32H194ZM197 31H199V29H198ZM197 31H195V32L192 33V34L189 33V36H192L193 34L195 35V33H196V36H197V35H198V34H197V33H198ZM200 31H199V32H200ZM202 31H203V29H202ZM204 31H203V32H200L199 35H207ZM206 31H207V30H206ZM211 31H212V30H211ZM223 31L225 32V30H222V32H223ZM226 31H227V30H226ZM230 31H231V30H230ZM235 31H236V30H234V32H235ZM257 31H258V30H257ZM261 31H263V30H261ZM15 32H16V31H15ZM15 32H13V33H15ZM28 32H30V31H27V32H25V33L28 34ZM187 32H192V31H185L186 35H184V33H183V35L186 36V37H188V36H187ZM234 32L232 33V37H230V38H233V39H232L233 41H232V40L229 41L230 38L226 39V40H228L230 43L234 42V39H235V41H237V39L234 38V35H235ZM237 32H238V31H237ZM242 32H244V31H242ZM255 32H256V31H255ZM201 33H205V34H201ZM207 33H210V32H207ZM225 33H226V32H225ZM240 33H241V32H240ZM249 33H250V32H249ZM16 34H17V33H16ZM31 34H33V33H29V35H28V41H31V40H32V37L30 38V35H31ZM222 34H223V33H222ZM258 34H259V33H258ZM13 35H14V34H13ZM60 35H61V36H60ZM180 35H182V33H181ZM199 35H198V36H199ZM209 35H210V34H209ZM216 35H213V37L211 38V40H212L213 38H216V37L218 36V35H217V36H216ZM223 35H224V34H223ZM226 35H227V34H225V36H226ZM237 35H238V33H237ZM243 35H244V34H243ZM245 35H246V37H247L248 34H245ZM249 35H250V34H249ZM251 35H253V33H252ZM22 36H26V35L23 34ZM32 36H33V35H32ZM198 36H197V37H198ZM211 36H212V35H211ZM214 36H215V37H214ZM238 36H239V35H238ZM238 36L235 35V37H238ZM240 36H241V35H240ZM59 37H60V38H59ZM66 37H67V39H66ZM182 37H183V36H182ZM186 37H184V38H186ZM193 37H194V36H193ZM193 37H192V38H193ZM199 37H200V36H199ZM207 37H208V35H207ZM207 37L204 36L203 39L201 38L202 43H203V44H202L203 46H205V44H207V43L204 44L205 41L208 42V41L205 39V38H207ZM218 37H222V35H219ZM226 37H227V36H226ZM249 37H250V36H249ZM17 38H18V37H17ZM33 38H34V37H33ZM223 38H224V37H223ZM20 39H23V37L20 38ZM29 39H31V40H29ZM188 39H190V38L188 37ZM194 39H195V38H194ZM204 39H205V40H204ZM208 39H209V42H210V38H208ZM217 39H218V38H217ZM217 39H216V40H217ZM219 39L221 40V38H219ZM18 40H19V39H18ZM25 40H26V38H25ZM65 40H63V41H65ZM179 40H180V39H179ZM183 40H184V39H183ZM190 40H191V39H190ZM199 40H200V38L197 39L196 41H199ZM214 40H215V39H214ZM216 40H215V41H216ZM220 40H219V42L217 41L218 43H215V41H214V43L217 44V45H218V44H219V45H223V47H221V48H224V45H225V44H226V45L229 44V42H227L228 44L225 42L226 40H222V41L225 43V44H224V43L222 44V43L220 42ZM239 40H240V39H239ZM181 41H182V40H181ZM191 41L194 42L193 39H192ZM191 41H190V43H191ZM196 41H195V42H196ZM4 42H5V43H4ZM15 42H16V41H15ZM21 42L23 43V41H21ZM25 42H26V41H25ZM185 42H188V41L185 40ZM195 42H194V43H195ZM200 42H201V41H200ZM212 42H213V41H212ZM238 42H239V41H238ZM18 43H19V42H18ZM22 43H20V44H22ZM29 43H28V44H29ZM58 43H59V44H58ZM180 43H181V42H180ZM180 43H178V44H180ZM190 43H189V44H190ZM197 43H198V42H197ZM23 44H24V43H23ZM25 44H26V43H25ZM28 44H27V45H28ZM56 44H57V45H56ZM183 44H184V43H183ZM186 44H187V45H186ZM186 44H185V45L188 46V43H186ZM195 44H196V43H195ZM190 45H192V44H190ZM207 45H208V44H207ZM213 45H214V44H213ZM217 45H215V46H217ZM219 45H218V46H219ZM260 45H261V44H260ZM24 46H25V45H24ZM29 46H30V45H29ZM183 46H184V45H183ZM183 46L181 45L182 48H183ZM193 46H194V45H193ZM196 46H197V45H196ZM198 46H200V44H199ZM198 46H197V48H198ZM203 46H201V47L203 48ZM229 46H230V45H229ZM231 46H232L233 49H234V46H233V45H231ZM236 46L239 47L238 44H237ZM236 46H235V47H236ZM262 46H263V45H262ZM14 47H15V49H16V52L18 51L17 53H15V54H16L15 57H13V53H14V52H13V48H14ZM27 47H28V46H27ZM50 47H51V48H50ZM175 47H176V45H175ZM207 47H208V46H207ZM213 47H214V46H213ZM225 47H226V46H225ZM232 47H231V48H232ZM237 47H236V48H237ZM32 48H29V49H31V50L33 51ZM36 48H37V49H36ZM56 48H57V49H54V50L58 51V50L60 49V46H59V47L57 46ZM58 48H59V49H58ZM173 48H172V49H173ZM184 48H186V47L184 46ZM227 48L230 49V47H228V46H227ZM240 48H241V47H240ZM240 48H238V49H240ZM17 49H18V50H17ZM23 49H24V48H21V50H23ZM188 49H189V51H191L190 48H188ZM188 49H186L187 52H189ZM191 49H192V48H191ZM217 49H218V47H217ZM224 49H225V48H224ZM229 49H227L226 52H228ZM31 50H30V51H31ZM182 50H183V49H182ZM213 50H214V49H213ZM215 50H216V48H215ZM249 50H250V49H249ZM25 51H26V49H25ZM25 51H24V52H25ZM179 51H180V52H183V51H181V49H180ZM195 51H196V50H195ZM195 51H194V49H193L192 52H189V53L192 54V53L195 52ZM198 51H199V50H198ZM234 51H236V50H234ZM234 51H233V52L231 51V52L234 53ZM24 52H23V53H24ZM33 52H34V51H33ZM36 52H38V51H36ZM36 52H34V53L36 54ZM44 52H45V54H44ZM209 52H210V51H209ZM214 52H215V51H214ZM220 52H221V51H220ZM220 52H219V54L223 57V55H222L223 50H222V53H220ZM246 52H247V51H246ZM23 53H22V56H21V57H23L24 54H26V53H24V54H23ZM29 53L33 55V53H31V52H29ZM51 53H52V54H51ZM54 53H57V52L54 51ZM185 53H186V52H185ZM204 53H205V52H204ZM186 54H188V53H186ZM219 54H211V55H215V56L218 55V56L216 57V61H217V58L220 56ZM224 54H225V52H224ZM228 54L231 55V53H228ZM228 54H227V57H229V60H230V59L232 58V56H228ZM249 54H250V53H249ZM32 55L30 56V55H28V53H27V56H29V58H30V57H33ZM166 55H168V54H166ZM181 55H183V53H181ZM188 55H189V54H188ZM225 55H226V54H225ZM239 55H240V54H239ZM252 55H253V53H252ZM190 56H191V55H190ZM190 56H189V58L192 57V56H191V57H190ZM221 56H220V57H221ZM233 56H235V55L233 54ZM244 56H245V55H244ZM244 56H243V57H244ZM21 57H20V58H21ZM40 57H39V58H40ZM49 57H50V56H49ZM49 57H47L46 59H44V61L46 60L47 62L50 63V61H49ZM186 57H187V60H188V61H186V62L189 63V58H188V56H187V55H186V56L184 55V58H186ZM208 57H209V56H208ZM259 57H260V56H259ZM20 58H19V59H20ZM25 58H26V55H25ZM29 58H28L27 60H29ZM33 58H34V57H33ZM41 58H42V57H41ZM120 58H121V57H120ZM166 58H167V56H166ZM184 58H182V56H181V59H184ZM225 58H226V57H225ZM237 58H238V57H237ZM240 58H241V57H240ZM246 58H247V57H246ZM17 59H18V58H17ZM36 59H38V58H36ZM223 59H224V57H223ZM232 59H233V58H232ZM243 59H244V58H243ZM251 59H252V58H251ZM255 59H256V58H255ZM30 60H31V59H30ZM34 60H35V59H34ZM38 60H40V59H38ZM41 60H42V59H41ZM185 60H186V59H185ZM185 60H183V61L181 60V61H182V62H185ZM220 60H222V58H220ZM233 60H234V59H233ZM14 61H15V60H14ZM17 61H18V60H17ZM21 61H23V60H21ZM42 61H43V60H42ZM42 61H40V62L38 61V63L41 64ZM46 61H45V62H42V63H43V64H44V63L47 64ZM120 61H122V60H120ZM167 61H168V60H167ZM226 61H227V59H226ZM234 61H235V60H234ZM234 61H233V62L231 61V62H230L231 64L229 63V61L227 62V64H229V66H230V68H229V66L227 65V67L229 68V71H233L232 68H233V66H234V65H233L234 63H235V65H237V64H236V61H235V62H234ZM257 61L259 62L258 59H257ZM18 62H19V61H18ZM18 62H17V63H18ZM28 62H29V61H28ZM36 62H37V61H35V64H36ZM115 62H116V61H115ZM118 62H119V60L117 59V63H118ZM202 62H204V61H202ZM224 62H225V61L222 60V63H224ZM258 62H256V63H258ZM29 63H30V62H29ZM29 63H26L27 65L25 64V62H24V63H21V64H23V65L25 64V66H24L23 68H21V69H23V70H21V74L18 72L19 69L17 70L16 67L14 66L15 64L13 65L14 67H12L11 65H12L13 63H12V64L9 63V65L11 64L10 66H11L13 69H16L17 71L14 70L15 72H13V69H12V68H11V69H8V70H10V71L12 70L13 73L11 72L10 76L7 75V74L5 75V77L2 76V81L0 82V86H3V87H4V86H6V85H10V84H11L10 80H11V78H12V75H14V73H16V74H20V77H19V79H18L19 82H18V84L16 83V85H19L20 87H21V86H25V87L27 86L26 89H23V87H22L23 90L28 91V90H27V89L29 88V87H28V86H29L28 84H30V85L32 84V85H33V83H35L34 85H36L38 80H35V79H39L40 77H42V76H43V75H42L43 72H45V71H49V69H46V66H47L49 63H48L47 65H45L44 67L41 66V67H39V68H38V64H37V67H36V66L34 67V65H30ZM217 63H218V62H217ZM217 63H216V64H217ZM19 64H20V63H18V67H19ZM31 64H32V63H31ZM179 64H180V63H179ZM218 64H221V63L219 62ZM49 65H50V66H49ZM49 65H48V67H53V68H51V69H53L52 71H54V66H55V65L51 66V63H50ZM114 65H115V63H114ZM120 65H122V64L120 63L119 66H120ZM181 65H182V64H180L179 67H180ZM221 65H223V64H221ZM231 65H232V66H231ZM247 65H248V64H247ZM247 65H246V66H247ZM256 65H258V64H256ZM16 66H17V65H16ZM116 66H117V65H115V66H113V67H116ZM159 66H160V65H159ZM159 66H158V67H159ZM219 66H220V65H219ZM224 66H225V63H224ZM251 66H252V64H251ZM251 66H250V67H251ZM254 66H255V65H254ZM258 66H259V65H258ZM18 67H17V68H18ZM20 67H22V66H20ZM113 67H112V68H113ZM121 67H123V65H122ZM121 67H120V70H122ZM124 67H125V66H124ZM158 67H157V69H158ZM185 67H186V63H185ZM185 67H184V68H185ZM203 67H204V66H203ZM208 67H209V66H208ZM212 67H213V66H212ZM212 67H211V69H212ZM215 67H217V66H215ZM220 67H222V66H220ZM256 67H257V66H256ZM8 68H10V67H8ZM42 68H43V72H42ZM112 68L110 69V67H108V69H110V72H111ZM180 68H182V67H180ZM180 68H179V69H180ZM222 68H223V67H222ZM228 68H227V69H228ZM239 68H240V67H239ZM241 68H242V67H241ZM243 68H244V67H243ZM243 68H242V69H243ZM251 68H252V69H251V72H252V71L254 72V69H255V68H254V67H251ZM38 69L41 70L42 73H41L40 75H42V76H39V75H38V73L40 72ZM44 69H45V70H44ZM51 69H50V70H51ZM157 69L155 68V71H156L155 74L158 73V74L156 75L157 78H158L159 71H158ZM186 69L188 70L187 67H186ZM186 69H185V70H186ZM205 69H206V67H205ZM205 69H202V70L205 72V75H206L207 70L205 71ZM214 69H215V68H214ZM219 69H220V68H219ZM248 69H249V68H248ZM258 69H259V68H258ZM103 70L106 71L105 67H104ZM189 70H190V68H189ZM209 70H210V69H209ZM220 70H221V69H220ZM224 70H225V69H223L222 71H224ZM249 70H250V69H249ZM256 70H257V68H256ZM259 70H260V69H259ZM52 71H51V72H52ZM122 71H123V70H122ZM182 71H184V70H182ZM225 71H227V70H225ZM225 71H224V72H225ZM229 71H227V72H225V73L222 72V73H224V74H226V73L229 74V73H230V74H231V72H229ZM245 71H247V67H246ZM245 71H244V72H245ZM262 71H263V75H264V70H262ZM49 72H50V71H49ZM49 72H46V74H45V73H44V74L47 76V74H48ZM112 72H113V71H112ZM112 72H111V73H112ZM118 72L120 73V71H118ZM123 72L126 73L125 71H123ZM129 72H130V71H129ZM133 72H134V71H133ZM178 72H179V70H178ZM180 72H181V69H180ZM180 72H179V73H180ZM199 72H201V71H199ZM199 72H198V73H199ZM239 72H240V70H239ZM248 72H249V71H248ZM260 72H261V70H260ZM54 73H55V75H57L55 71H54ZM54 73H53V75H54ZM127 73H128V71H127ZM179 73H178V74H179ZM212 73H213V72H212ZM255 73H256L257 75H255ZM255 73H254V74L251 73V74L257 76V78H256L255 76H250L251 78H250V77H247V79H248L249 81H250L253 77H255V78H254L255 80L253 79V81H251V82H252L251 84H250L249 82H247V85L250 84L251 86H253V85L255 84V85H257V86H256V88H257V87H258V84H256V82H257L258 80H260L261 83H260V82H259V83L262 84V81H261V78H262V77L259 78V75L261 76V74L259 73V71L255 72ZM8 74H9V73H8ZM16 74H15L14 77H15V78H18L19 75L16 76ZM116 74H117V71H116ZM130 74H132V71H131ZM200 74L203 75L204 73L201 72ZM209 74H211V73L209 72ZM230 74H229V75H230ZM238 74H239V73H238ZM242 74H243V73L241 72V75H242ZM251 74H250V75H251ZM3 75H4V74H3ZM45 75H44V76H45ZM51 75H52V73H50V75H48V76L50 77ZM55 75H54L52 78H54ZM103 75H104V74H102V77H104ZM114 75H115V74H114ZM176 75H177V74H176ZM176 75H174V78H175ZM180 75H181V73H180ZM213 75H214V74H213ZM213 75H211V76H213ZM232 75H234V74H231V76H232ZM245 75H247L246 72H245V74H243V79L240 78L241 76L239 77V78L242 80V81H241V80H240V81L238 80V81L240 82V83H239L240 85H241V84L243 85V81H244V80H245V82H246V79H244V78H246V77H244ZM248 75H249V74H248ZM36 76H37L38 78H36ZM44 76H43V77H44ZM134 76H135V75H134ZM198 76H199V74H198ZM206 76H207V75H206ZM238 76H239V75H238ZM49 77H48V78H49ZM100 77H101V75L98 77V79H99ZM114 77H115V76H114ZM177 77H178V76H177ZM195 77H196V76H195ZM200 77H201V76H199V78H200ZM45 78H46V80H44L43 78H42V79H43L44 81H48V82H49V79H50V78H49L48 80H47V77H45ZM92 78H93V77H92ZM115 78H116V77H115ZM120 78H121V77H120ZM133 78H134V77H133ZM199 78H198L197 81L200 82ZM201 78H202V77H201ZM201 78H200V79H201ZM203 78H205V76H204ZM203 78H202V80H203ZM207 78H208V77H207ZM214 78H215V77H214ZM223 78H225V77H223ZM226 78H227V77H226ZM226 78H225V79H226ZM231 78H233V76H232ZM235 78H236V75H235ZM235 78H234V79H235ZM258 78H259V79H258ZM263 78H264V77H263ZM263 78H262V79H263ZM40 79H41V78H40ZM40 79H39V80H40ZM42 79H41V81H43ZM54 79H55V78H54ZM93 79H94V78H93ZM98 79H97V77H96V80H97V81L100 80V79H99V80H98ZM118 79H119V78H118ZM118 79H117V82H116L117 84L115 83L117 86H118V84H119ZM175 79H176V78H175ZM175 79H174V80H175ZM196 79H197V78H196ZM205 79H206V78H205ZM211 79H213V77H212ZM228 79H229V78H228ZM34 80H35L36 82H35ZM89 80H90V81H89ZM96 80H95V81H96ZM104 80H105V77H104V79H103V78L101 79L102 82H101V81L98 82V85H99L100 82H101V85L104 84V83H103ZM113 80H114V79H113ZM115 80H116V79H115ZM119 80H120V79H119ZM174 80H173V81H174ZM182 80H183V79H182ZM193 80H194V79H193ZM15 81H16V80H14V82H15ZM33 81H34V82H33ZM44 81L42 82V84H41V82L39 81L40 84H41V86H40L39 84H37V85H39V86L41 87V90H42V89L45 90V89H44L45 87H46V89H47L48 86H49L48 84H51V85H52L51 80H50V82L47 83L46 85H44V86H45V87H44V86H43V83L45 84ZM95 81H94V83L96 84L97 82H95ZM175 81H176V80H175ZM234 81H235V80H233L232 83H234ZM236 81H237V79H236ZM255 81H256V82H255ZM32 82H33V83H32ZM85 82H86V84L90 85V83H92L93 81L91 82V78H90V79H88L87 81H84V83H85ZM88 82H90V83H88ZM104 82L107 83V81H104ZM110 82H111V80H110ZM176 82H178V81H176ZM187 82H189V81H187ZM191 82H192V81H191ZM194 82H195V80H194ZM199 82L196 83V84H199ZM201 82H202V81H201ZM217 82H218V81H217ZM227 82H228V80H227ZM245 82H244V83H245ZM253 82H255V83L253 84ZM81 83H83V82H81ZM81 83L79 82L78 84H81ZM84 83H83V85H82V84H81V85L84 86ZM94 83H92V84L94 85ZM180 83H181V81H180ZM189 83H190V82H189ZM220 83H221V85H222L223 82H220ZM235 83H236V85H235ZM235 83H234V85H235V88H236L238 82H235ZM12 84H13V82H12ZM73 84L76 85V80L73 81ZM86 84H85V86L87 87ZM107 84H108V83H107ZM107 84H104V85H105L104 88H106L107 90L103 88L104 85H102V86L99 85V86H101V89H99V90L102 91V92H104V93H107V91H108V88H107V87L110 88V86H109V85L107 86ZM111 84H112V82H111ZM113 84H114V83H113ZM128 84H129V83H128ZM128 84H127V85H128ZM190 84H191V83H190ZM192 84H193V82H192ZM192 84H191L190 86H192ZM206 84H207V83H206ZM225 84L227 85L228 83H226V81H225ZM225 84H224V85H225ZM245 84H246V83H245ZM13 85H15V84H13ZM37 85H36V87H37ZM53 85H54V83H53ZM53 85H52V86H53ZM75 85H74V86H75ZM93 85H92V86H93ZM187 85H188V83H187ZM193 85H194V84H193ZM200 85H201V84H200ZM202 85H204V84H202ZM202 85H201V87H202ZM215 85H217V84H215ZM219 85H220V84H219ZM229 85H233V84L229 83V84H228V87H230ZM234 85H233V87H234ZM250 85H248V86H250ZM262 85H264V84H262ZM42 86H43L44 88H42ZM52 86H50V87H52ZM72 86H73V85H72ZM72 86H71V87H72ZM76 86H77V85H76ZM82 86H81V87H82ZM92 86H91V87H92ZM99 86H96V87H99ZM106 86H107V87H106ZM114 86H115V85H114ZM114 86H113V88H114ZM124 86H125V85H124ZM130 86H131V85H130ZM130 86H129V87H130ZM172 86H173V85H171V87H172ZM174 86H175V83H174ZM183 86H184V84H183ZM217 86H218V85H217ZM217 86H215V87L217 88ZM244 86L247 87V88L249 89V91H251V90H254V92L256 91V90L254 89V86H253V88H251V90H250V87H248V86H246V85H243V86H242V89H243ZM20 87H18V88H19V89H18L19 92H17V93H19V94H17V93H16V94H17L18 96L20 95V96L22 97V94H21L22 91H21V88H20ZM34 87H35V86H34ZM34 87H33V86L30 87L29 90L33 89ZM40 87H38V88L40 89ZM54 87H55V86H54ZM69 87H70V86H69ZM71 87L69 88L70 90H72ZM81 87H80L79 89H81ZM165 87H166V89H167V87H168L167 84H165L164 89H165ZM176 87H177V85H176ZM192 87H193V86H192ZM222 87H223V86H222ZM225 87H226V86H225ZM231 87H232V86H231ZM1 88H2V87H0V91H1ZM6 88H8V87H6ZM38 88H37V90H38V94H39V89H38ZM84 88H85V87H84ZM94 88H95V87H94ZM99 88H100V87H99ZM102 88H103V89H102ZM116 88H117V87H116ZM118 88H119V87H118ZM121 88H122V87H121ZM187 88H188V86H187ZM235 88H234V89H235ZM237 88H238V87H237ZM247 88H245V89H247ZM260 88H261V89H260L259 93L261 92L262 95H264L263 92H262L264 89L262 90L261 85H260ZM2 89H4V88H2ZM12 89H13V88H12ZM14 89H15V86H14ZM34 89H35V88H34ZM52 89H53V88H50V90H52ZM77 89H78V88H77ZM77 89H74V90L76 91ZM79 89H78V90H79ZM82 89H83V88H82ZM96 89H97V88H96ZM124 89H125V88H124ZM127 89H128V88H127ZM130 89H132V87H131ZM130 89H129V90H130ZM166 89H165V90H166ZM173 89H174V87L171 89V91H172ZM180 89H181V88H180ZM180 89H179V90H180ZM191 89H192V88H190V90H191ZM193 89H194V88H193ZM202 89H203V87H202ZM202 89H200L199 91H201ZM210 89H211V88H210ZM223 89H224V88H223ZM242 89H241V86H240V90H239V91L242 93L241 96H243L244 98H248V97H249V100H250V98H251V100L253 101L251 95H252L254 92L252 91V92H253V93L251 92L252 94L249 92L250 95L248 96V94H247L248 97H246V96H244V95L246 94V92H244L245 89H244V91H243ZM257 89H258V88H257ZM4 90H5V89H4ZM4 90H2V93H4V92H3ZM7 90L9 91L10 88H8ZM47 90H48V89H47ZM53 90H54V89H53ZM67 90H68V89H67ZM74 90H73V91H74ZM87 90H88V88H87ZM87 90H86V92H87ZM97 90H98V89H97ZM110 90H111V89H110ZM110 90H109V91H110ZM112 90H114V89H112ZM115 90H116V89H115ZM115 90H114V91H115ZM165 90H164V91H165ZM203 90H204V89H203ZM213 90H214V86H213ZM216 90H220V88H218V89H216ZM226 90H227V89H226ZM236 90H237V89H236ZM236 90H234V91L237 93ZM258 90H259V89H258ZM258 90H257V92H256L257 95L259 94V93H258ZM8 91H6L7 93L5 92V93H6L5 95H8ZM11 91H13V90H11ZM11 91H10V92H11ZM16 91H17V89H16ZM26 91H25V92H26ZM32 91H34V90H32ZM82 91L84 92L85 89H83ZM89 91H91L90 87H89ZM89 91H88V92H89ZM95 91H96V90H95ZM95 91H94V89L92 88V92H95ZM100 91H96V93L99 94ZM109 91H108V93H109ZM114 91H112V94H111V95H113V92H114ZM116 91H117V90H116ZM116 91H115V93H117ZM147 91L149 92V90H147ZM176 91H177V89H176ZM194 91H197V89H195ZM209 91H210V90H209ZM228 91L230 92V90H228ZM228 91H227L226 93H228ZM232 91H233V90H231V93H232ZM10 92H9V93H10ZM25 92H24V93H25ZM30 92H31V91H30ZM35 92H36V91H35ZM35 92H33V93H35ZM86 92H85V93H86ZM88 92H87V93H88ZM102 92H101V93H102ZM118 92H119V91H118ZM123 92H124L125 95H127V93H125L124 90H123ZM132 92H133V91H132ZM166 92H167V91H166ZM166 92H165V94H166ZM188 92H189V91H188ZM190 92H191V91H190ZM192 92H193V91H192ZM197 92H198V91H197ZM205 92H206V91H205ZM243 92H244L245 94H243ZM247 92H248V90H247ZM27 93H28V92H26L25 94L27 95ZM36 93H37V92H36ZM74 93H75V92H74ZM77 93H78V92H77ZM77 93H75V95H77ZM85 93H84V94H85ZM104 93H103V95H104ZM120 93H122V91H121ZM120 93H118V98L120 99V97H122V100H120V103H121V102H122L121 104L126 103V99H125V98H126L127 96H125L124 94H122V95L119 97ZM133 93H134V92H133ZM146 93H147V92H146ZM186 93H187V92H186ZM224 93H225V91H224ZM231 93H229L230 97H231ZM16 94H14V97H13V95H12V97H13L12 100L14 99L13 101H17V102H19V101H18V100H19L18 96L15 97ZM31 94H32V92H31ZM38 94H37V95H38ZM80 94H81V93H79V96H80ZM84 94H83V97H85ZM91 94H92V93H91ZM91 94H90V95H91ZM129 94H130V93H128V98H129V100H130L132 97H131ZM163 94H164V93H163ZM173 94H174V93H173ZM177 94H178V92H177ZM194 94H195V93H194ZM198 94H200V92H199ZM202 94H203V93H202ZM204 94H205V93H204ZM216 94H217V93H216ZM239 94H240V93H239ZM23 95H24V94H23ZM37 95L34 94V97L31 96V97H33V99H30L31 101H30V100H29V101L32 103V100H34V102H35V99H34V98H35ZM71 95H72V92H71ZM75 95H74V96H75ZM87 95H88V94H87ZM90 95H89V96H90ZM94 95H95V94H93V96H94ZM103 95L101 94L100 96H102L103 99H104L106 96H103ZM105 95H106V94H105ZM123 95L125 96V98H124L125 100H124V101H123ZM131 95H132V93H131ZM134 95H135V94H134ZM168 95L170 96V93H169ZM171 95H172V93H171ZM182 95H183V94H182ZM184 95H186V94H184ZM191 95H192V94H191ZM211 95H212V93H211ZM223 95H224V94H223ZM257 95H256V94L253 95L255 101H257V98L260 97V96H259L260 94H259V95H258L259 97L255 98ZM262 95H261V96H262ZM2 96L4 97V99L6 98L4 95H2ZM2 96H1L0 98H3ZM9 96H11V93H10ZM27 96L30 97L29 94H28ZM72 96H73V95H72ZM89 96H88V97H89ZM93 96H92V97H93ZM108 96H110V95H108ZM114 96H115V94L113 95V98L116 99ZM129 96H130L131 98H130ZM165 96H167V95H165ZM169 96H168V97H169ZM172 96H173V95H172ZM175 96H176V95H175ZM177 96H178V95H177ZM186 96H187V95H186ZM188 96H189V94H188ZM188 96H187V97H188ZM208 96H209V94H208ZM208 96H207V97H208ZM213 96H214V95H213ZM213 96H211V98H212ZM219 96H221V95H219ZM236 96H237V95H236ZM236 96L233 95L234 98L231 97L229 100H226L227 103H225V102L223 101V100H225L224 97H219V98H221V99L223 98L221 102H218L217 100H216V101H213L214 99L211 100V101H209V100H210V99H209L210 97H209V98H208L209 100H207L208 102H206V103L203 104V105H199L198 102H197V104L199 105V106H198L199 109H198V108H197V109H198L199 111H198V110H195V109H194V111H198V112H194V113L191 114V115L181 116V118H178V120H177L178 123H176V124H175V127H174L175 130L173 131L172 135H170V139H171L170 144H171V145H170L168 151H167V152L165 151L166 155L163 156L162 160H160V157H161L162 155L160 154V156H159V154L157 153L159 150H161V149H159V148H158L159 150H158L157 152H156V150H154L155 152L153 151V153H151V154L145 152V155H146V153H147V155L150 154V156H149V155L147 156V157H149V164L147 163L146 166H143L144 164H142V166L144 167V169L146 168V170H147V174H146L147 177H146V179H147V181H148L149 187L152 188V189H154V190H157L158 192H160V193L162 194V197H163L162 201L164 200L165 204H167V205H168V208L170 209V211L167 209V210L169 211V212H168V213H169V219H170L171 221H174V222H175V223L172 222V223H173V227H174V225L177 226V228H175V231H173V232H174V234H175V239H176V241H177V246L179 245V248L177 247L178 250H175V249H174L175 251H177L176 254H177V256H178V257H176L175 254H173V255L176 257V258L174 257V259H179V260H180V259H181V260L183 259L182 261L184 262V260H185V261L188 260V255H190L191 260L194 261V259H192V258H195V257H194V255H193V257H191V254H190V253H193V251H196V250H194V249H199L200 252H201V253H199V252L197 251V252L199 253V255H200V254H201V255H205V253H207L208 255L206 254L205 256H207V258L210 256L208 259H205V262L203 261L201 264H214V261H215V260H216L215 264H264V252L257 251L258 249H257V250H254V251L246 252V251H247L246 248H244L246 251L243 249V247H246V246H244V245H243V247H242V245H241L240 247H241L242 249L239 250L238 248H235L236 246L234 247L233 242H235V241H232V239H231L232 237L234 238V236H235L236 239H238L239 237H237V236H240V235H241V233H242L241 231L244 229V228H242V225H244V223L246 224V222H247V217H248V213H250V212L247 213V210H251V208L247 209V207H246L247 210L244 209L245 212H246V213H244V212H241V210H239V208H238V205H239V204L237 205V208H238V209L235 207L236 204H237L236 202L239 201V200H236V199H237L236 197H237V196L240 197V196H239V195H240L239 193H238L237 195L235 194V192L238 190L236 187H235V188H236L237 190H235V192H234L233 190L228 189V191H230V195H231V193H232L233 196L236 195V196H234L236 199L233 197V198L235 199V201H233V203H234V204L236 203L235 206H233V204L231 205L230 202H232V201L228 202V201L230 200V197H229V198L227 197V198L229 199V200H227L226 198L223 197L224 195H223L222 197H223L224 199H226V201H225V202H222V201H223L222 198H219V197H221V195L219 196L218 193L216 192V190H218V189L216 188L217 185H218V183L216 184L215 182L218 180V176H219V178H220V175H219V174H221V175H222V174L225 175V173H217V174H218L217 177H216L217 174L214 175V173H216V172L219 171L220 169L222 170L223 168H225V169L228 170V171L230 170L231 172H236L235 174H238V173H237V172H239L238 170H241V167H242V165H243V164H241V162L243 163V160H244V162H245V161L247 162V160L249 161V159H252V160L255 159V160H257L258 162H264V149H262V148H260L259 146H256V145H255V144H257V143H254V141H253L255 138H253V139H249V138H245L246 136L244 137V136L242 135V134L245 135V133H246L247 135L250 134V135L248 136V137H250V138H252V136H254V135H253L254 133L252 132V131H253L252 129H253V128H257V126H258V124H259L258 122H259V121L261 122L262 119H261V117H259V120H257L258 122H254V123H253L252 121L254 120L255 116H256V115L259 116L260 114H259V115H258V114L255 115V113H254L255 111L253 112V111H250V110H252V108H254V110H256V108H257V110H258V109H259V108H258L259 104H261V103L263 104L264 99H263V102H260L259 100H258L259 102H256V103L252 102V106L255 104L254 106H256V107H252V106H251V103H250L251 101L249 102L248 99H244L245 101H248V103H249L250 105H249L247 102L244 103V104H245V105L248 104V105H246V106H250V107H252V108L249 110V111H250L249 113H251V114L254 113V115H252L253 117L251 116V114L249 115V114H248V111H247L248 109H247V108H243V107L245 106V105H243L242 109H244L245 111H247V113H245V114H247L248 116L244 114V116H243V118H242V114H243V113L240 114L241 116L239 115V113L242 111V109L240 108L241 111H240V112L238 111V110H240V109H239V103H240V102L238 101V99L235 98ZM241 96L239 97V98H240V101L242 100V99H241V98H242ZM21 97H20V98H21ZM23 97H24V99H26L25 95H24ZM31 97H30V98H31ZM37 97H38V96H37ZM37 97H36V99H37ZM75 97H76V96H75ZM83 97H82V98H83ZM97 97H98V96H97ZM141 97H142L143 99L141 98V101L138 103V107H137L138 109L140 108V107H139V106H140L139 104H141L142 101H144V102L146 103V99H144V98H146V96H144V97L141 96ZM173 97H174V96H173ZM191 97H192V96H191ZM191 97H190V98H191ZM202 97H204V95H203ZM202 97H201V98H202ZM225 97H227L226 94H225ZM7 98H8V97H7ZM73 98H74V97H73ZM73 98L70 99V100H72V103L74 102V101H73ZM80 98H81V97H80ZM82 98H81V100H82ZM85 98H86V97H85ZM90 98H91V96L89 97V99H90ZM94 98L96 99L95 96H94ZM170 98H171V96L169 97V99H170ZM177 98H178V97H176V100H177ZM192 98H193V97H192ZM237 98H238V97H237ZM260 98H261V97H260ZM260 98H259V99H260ZM262 98H263V97H262ZM8 99L10 100L11 98H8ZM15 99H16V100H15ZM17 99H18V100H17ZM28 99H29V98H28ZM95 99H94V100H95ZM119 99H118V101H119ZM171 99H172V98H171ZM173 99H174V98H173ZM173 99H172V100H173ZM184 99H185V98H184ZM186 99H187V98H186ZM188 99H189V98H188ZM215 99H217V98H215ZM21 100H23V98H22ZM68 100H69V99H68ZM86 100L88 101V98H87V99H84L83 101L85 102ZM91 100H92V99H90V101H91ZM96 100H97V99H96ZM105 100H107V97L105 98ZM110 100H111V99H109V101H110ZM166 100H167V99H166ZM200 100H201V99L198 98V101H200ZM205 100H206V96H205ZM244 100L241 101L242 104H243V102H245ZM1 101H5V102H4L5 104H3V102H2V104H3L2 106H3L4 109H5L6 107H9V106L11 105V107H10V108H11V111H12V109H15L14 107L12 108V105L15 106V105L18 104L17 102H16V103H13V101H11V100H10L11 103H8L9 101L7 102V99H6V100H2V99H0V102H1ZM29 101H26V102H28V104H30ZM98 101L100 102L101 99L99 98ZM109 101L107 100V103H109ZM167 101H168V100H167ZM167 101H166V103H167ZM170 101H171V100H169V102H170ZM185 101H187V100H185ZM192 101H193V100H192ZM195 101H196V99H195ZM195 101H194V102H195ZM201 101H202V100H201ZM219 101H220V100H219ZM261 101H262V100H261ZM6 102L8 103L9 106L6 104ZM24 102H25V100H24ZM24 102H23V103H24ZM34 102H33V103H34ZM36 102H37V101H36ZM57 102H58V100H57ZM66 102L68 103V101H66ZM84 102H83V103H84ZM92 102H93V101H92ZM101 102H103V101H101ZM101 102H100V103H101ZM127 102H128V105H124V106L126 107V108H125V111H126V109L129 108V106H130V105H129L130 102L128 101V99H127ZM204 102H205V101L203 100V103H204ZM19 103L22 104V102H19ZM37 103H38V102H37ZM54 103L56 104V102H54ZM58 103H60V102H58ZM58 103L56 104V108H57V106H58ZM67 103H65L66 106H67ZM72 103H71V104H72ZM86 103H87V102H85V109L87 110V108H86ZM89 103H91V102H89ZM117 103H119V102H117ZM145 103H143V104H144L143 106H146ZM170 103H172V101H171ZM184 103H185V102H184ZM224 103L227 104V106H225ZM253 103H254V104H253ZM0 104H1V103H0ZM25 104H26V103H25ZM28 104H26V105H28ZM34 104H36V103H34ZM69 104H70V101H69ZM92 104H93V103H92ZM95 104H97V103H95ZM102 104H103V103H102ZM110 104H111V103H110ZM110 104H109V105H110ZM173 104H174V103H173ZM173 104H172V105H173ZM191 104H193V103H191ZM201 104H202V103H201ZM223 104H224V105H223ZM242 104H240V105H242ZM262 104H261V105H262ZM4 105H6V107H4ZM18 105H19V104H18ZM39 105H40L39 108H41V105H42V108H41V109H38V110H41L40 113L42 112L40 116H42V117H47L45 114H47L48 112L45 113V112H46V111L44 110L45 108L43 109V107L47 106V103L45 104V106H43L42 103H39ZM39 105H38V106H39ZM48 105H50V104H48ZM52 105H54V104H52ZM74 105H75V104L70 105L69 108H68V109H69L68 111H71V110L73 111V110H74V109H73ZM93 105H94V104H93ZM93 105H91L90 107H91V108H94L95 105H94V107H93ZM116 105H118V107H119V104H116ZM194 105H196V103H194L193 106H194ZM261 105L259 106L260 109H261V107H262L264 104H263L262 106H261ZM0 106H1V105H0ZM2 106L0 107L1 109H2ZM20 106H21V105H20ZM20 106H19V107H20ZM22 106H23V104H22ZM28 106H29L30 108H32V107H31L32 104H31V106H30V105H28ZM28 106H26L27 109H28ZM36 106H37V105H36ZM50 106H51V105H50ZM66 106H64V107H66ZM88 106H89V105H88V103H87V107H88ZM104 106H105V105H104ZM127 106H128V107H127ZM141 106H142V104H141ZM143 106H142V109H143V110H142V109H141V110L144 112V108H143ZM167 106L169 107V104H168ZM189 106H190V105H189ZM16 107H17V106H16ZM19 107H18V109H16V110H17V113H19L18 111L22 110V109L19 110ZM23 107H24V106H23ZM33 107H34V106H33ZM58 107H59V106H58ZM60 107H61V106H60ZM62 107H63V105H62ZM62 107H61V108H62ZM67 107H68V106H67ZM70 107H71V108H70ZM97 107H98V106H97ZM105 107H106V106H105ZM105 107H104V108H105ZM116 107H117V106H116ZM159 107H160V108L157 109V111L160 110L161 112H163V110H162L163 108H162L161 106H159ZM184 107H185V106H184ZM225 107H226V108H227V107H229V108L231 107V108H230V109L227 108V109H228V112H227V109H225ZM24 108H25V107H24ZM30 108H29V109H30ZM46 108L50 109L51 107H48V106H47ZM53 108H54V106H53ZM56 108H55V109H56ZM91 108H89V109H91ZM100 108H101V107H100ZM166 108H167V107H166ZM174 108H175V107H174ZM186 108H187V107H186ZM194 108H195V106H194ZM232 108L236 109V111L233 110ZM248 108H249V107H248ZM6 109L9 110V108H6ZM55 109H52V110H55ZM65 109H66V108H65ZM65 109H64V110H65ZM70 109H71V110H70ZM75 109H76V108H75ZM82 109H83V108H82ZM82 109H81V111H82ZM114 109L117 110L118 108H114ZM114 109L111 108V107H108V108H105V110H104V113L106 114V116H107L108 118H110V119L112 118V120H114V119H113V114L115 115L116 113H117V114L119 113L118 110H117V112L114 113V111H116V110H114ZM121 109H122V108H121ZM169 109H170V108H169ZM169 109H168V111H169ZM171 109H172V107H171ZM177 109H178V108H177ZM182 109H183V108H182ZM182 109H181V110H182ZM188 109H189V108H188ZM231 109L233 110L232 112H231ZM8 110H6V113L8 112ZM16 110H14V111L16 112ZM33 110H34V108H33ZM35 110H37V108H36ZM35 110H34V111H35ZM38 110H37V111H38ZM42 110H44V111H42ZM50 110H51V109H50ZM50 110H47V111L51 112ZM58 110L61 111L60 109H57L56 112H58V114H57V113H54V114H56L57 116H59L61 113H64V114H65V112H63V111L60 112V114H59V111H58ZM86 110H83V111H86ZM92 110H93V109H92ZM113 110H114V111H113ZM185 110H186V109H185ZM185 110H184V111H185ZM192 110H193V109H192ZM229 110H230V111H229ZM244 110H243V112H244ZM257 110H256L257 113H259V112L261 113V110H260V111H257ZM1 111H2V110H1ZM1 111H0V113H1ZM29 111H30V110H29ZM31 111H32V110H31ZM34 111H32V112L35 113V114L37 113L36 115H35V114H34V115H35L36 117L39 116V113H38V112H34ZM65 111H67V109H66ZM68 111H67V112H68ZM72 111L70 112L72 118H71V117H70V118H71V119H74L75 117L73 118V116H74V115H73V114H74L73 112H74L75 110H74L73 112H72ZM78 111H79V110H78ZM87 111L89 112V110H87ZM87 111H86V112H87ZM94 111H95V114H94V115H95V118L92 116V117L94 118V119H93V118H92V119L95 120V122L93 121V122H94V123H93V126H95V124L98 122V121L96 120V118H97V117H96V116H97L96 114L98 113V111H97V113H96V110H94ZM102 111H103V110L101 109V112H102ZM142 111H141V115L143 114ZM160 111H159V112H160ZM172 111H173V110H172ZM9 112H10V110H9ZM9 112H8V113H9ZM15 112H14V113H15ZM23 112H24V111H23ZM23 112H20V113L22 114ZM54 112H55V111H54ZM91 112H92V111H91ZM120 112H121L122 115H125L126 117H128V118H126L127 121H128V120H129L130 122L133 121V119H131V118H133V117H130V116H128L127 114H123L124 110H123V112H122V111H120ZM145 112H146V111H145ZM173 112H174V111H173ZM229 112H231V113H229ZM233 112H234V113H233ZM14 113H13V114H14ZM17 113H15V115H16ZM24 113H25V112H24ZM26 113H29V112H26ZM43 113H45L44 116H43ZM51 113H53V112H51ZM51 113H48V115H50ZM70 113H67V114L70 115ZM75 113H76V111H75ZM79 113H80V112H79ZM84 113H85V112H84ZM93 113H94V112H93ZM124 113H125V112H124ZM175 113H176V112H175ZM185 113H186V112H185ZM187 113H188V112H187ZM190 113H191V112H190ZM232 113H233V115H232ZM4 114H5V113H4ZM11 114H12V112L9 113V116H10ZM21 114H20V115H21ZM30 114H31V113H30ZM67 114H66V117H69ZM77 114H78V112H77ZM77 114H75L76 117L78 116ZM80 114H81V117H82V114H83V113L81 112ZM88 114H89V113H88ZM90 114L92 115V113H90ZM182 114H183V112H182ZM15 115H11V116H15ZM24 115L27 116V115H29V114H24ZM52 115H53V114H52ZM83 115H84V114H83ZM91 115H90V118H91ZM119 115H120V114H118L117 117H118ZM167 115H169V114H167ZM178 115H179V114H178ZM0 116L3 117L4 115L1 114ZM21 116L24 117L23 115H21ZM26 116H25V117H26ZM29 116H30V118H31V115H29ZM32 116H33V114H32ZM35 116H33V117H34V120H36V119L38 120V118L35 119ZM79 116H80V115H79ZM86 116H88V115H86ZM86 116H85V117H86ZM99 116H100V115H99ZM99 116H98V117H99ZM101 116H105V115L102 114ZM120 116H121V115H120ZM120 116H119V118L123 117V116H121V117H120ZM125 116H124V117H125ZM261 116L263 117V115H261ZM2 117H0V118L2 119ZM15 117H16V116H15ZM19 117H20V116H19ZM25 117H24V119H25ZM33 117H32V119H33ZM52 117H53V119H54V117H55V119H56V116H55V115H53ZM59 117H60V116H59ZM64 117H65V116H64ZM107 117H106V118H107ZM124 117H123V118H124ZM129 117H130V118H129ZM142 117H143V116H142ZM144 117H145V116H144ZM144 117H143V118H144ZM146 117H147V116H146ZM146 117H145V118H146ZM167 117H169V116H167ZM240 117H241L242 119H241ZM249 117H252L253 120H252L251 118H249ZM3 118H4V117H3ZM12 118H13V120L16 119V118H14V117H12ZM12 118H11V120H12ZM30 118H29V119H30ZM62 118H63V116H62ZM114 118H115V120H114V121H115L114 124H113V122H112V120H111L110 123H112V125L107 124V127L109 126L108 128H111V126H114L115 123H116V121L118 120V118H117V120H116V115H115ZM123 118H122L121 120H123ZM145 118H144V120H145ZM165 118H166V117H165ZM248 118H249V119H248ZM263 118H264V117H263ZM8 119H9V117H8ZM8 119H6V120H8ZM29 119H28L27 121H29ZM40 119L43 120V123H44V125H45V124H46V119L50 120V116H49V118L47 117V118H45V119H44V118L42 119V118L40 117ZM53 119H52V121H53ZM64 119H65V118H64ZM64 119H63V120H64ZM67 119H68V118H66L65 121H69V119H68V120H67ZM92 119H91V120H92ZM146 119H147V120H150L151 118H149V119L146 118ZM250 119H251V120H250ZM257 119H258V117H257ZM260 119H261V120H260ZM3 120H4V119H2V121L0 120L1 123L3 122ZM11 120H9V121H11ZM16 120L19 121L20 119L18 120V118H17ZM16 120H15L16 123H13V124H16V127H17V121H16ZM56 120H57V119H56ZM58 120H60V119H58ZM77 120H80V121H81V119H79V117H78ZM77 120H75V121H77ZM82 120H83V117H82ZM84 120H85V118H84ZM84 120H83V122H86V121H87V123H84V124L86 125V124H88V122H89L88 120H90V119L87 118V120H85V121H84ZM91 120H90V121H91ZM100 120H101V119H100ZM119 120H120V119H119ZM131 120H132V121H131ZM169 120H170V118H169ZM263 120H264V119H263ZM24 121H25V120H24ZM24 121L21 120V122H24ZM38 121H40V120H38ZM38 121H37V122H38ZM50 121H51V120H50ZM50 121H49V122H50ZM60 121H62V119H61ZM65 121H64V122H65ZM72 121H73V120H71V122H72ZM75 121H73L72 123L76 124L75 126L77 127L78 122L80 123V121H77V122H75ZM96 121H97V122H96ZM102 121H104V120H102ZM123 121L125 122V119H124ZM129 121H128V122H129ZM167 121H168V120H167ZM243 121H245L246 123H253V125H254V124H256V125H254L255 127L252 128L253 125H252V126H249V125L247 124V125L249 126V127H248L249 129H248V128L246 129L247 126H246V125L243 126V125L241 124ZM247 121H249V122H247ZM254 121H255V120H254ZM4 122H5V124H6V123H9V122H7V121H5V120H4ZM4 122L2 123L3 125H1V123H0V128L4 127V125H5ZM25 122H26V121H25ZM29 122H30V121H29ZM37 122H35V123H37ZM41 122H42V121H41ZM69 122H70V121H69ZM83 122H81L80 126H82L83 129H84L85 127H84V125H82ZM100 122H101V121H100ZM119 122L121 123V121H119ZM124 122L121 123L123 126H124ZM130 122H129V123H130ZM143 122H144V121H143ZM149 122H150V121H149ZM155 122H156V121H155ZM157 122H158V121H157ZM164 122H165V121H164ZM169 122H170V121H169ZM173 122H174V121H173ZM262 122H264V121H262ZM18 123H19V122H18ZM26 123L28 124V122H26ZM52 123H53V122H52ZM91 123H92V122H90V124H91ZM120 123L117 122L116 124H119V126L116 125L115 127H120V125H121ZM129 123L126 122L125 124H129ZM243 123H244V122H243ZM257 123H258V124H257ZM24 124H25V123H24ZM24 124H23V125H24ZM30 124H31V123H30ZM32 124H33V123H32ZM41 124H42V123H41ZM41 124L39 123L38 125H41ZM47 124H48V121H47ZM56 124H57V123H55V125H56ZM65 124L68 125V122H67V123L65 122ZM65 124H64V125H65ZM69 124H71V123H69ZM167 124H168V123H167ZM172 124H173V123H171V125H172ZM260 124H261V123H260ZM260 124H259V127H258V128H259V129L262 128V130H263V129H264V128H263L264 126H263V127H262V126L260 127ZM25 125H26V124H25ZM25 125L22 126V127L24 128ZM49 125H50V124H49ZM55 125H54V126H55ZM96 125L98 126L97 129H98V132H99V125H100V123H98V124H96ZM101 125H102V124H101ZM101 125H100V127H101ZM104 125H106V120H105V124H104ZM104 125H102L103 128H104ZM131 125H132V123H131ZM131 125H130V127H131ZM162 125H163V124H161V126H162ZM262 125H263V123H262ZM1 126H2V127H1ZM10 126H12L11 123H10L9 127H10ZM13 126L15 127V125H13ZM28 126H30V125H28ZM33 126H34V125H32V127H33ZM36 126H37V124H35V127H34V128L39 130V127H36ZM62 126H63V122H62ZM71 126L73 127L74 125L72 124ZM71 126L69 125L68 127L72 128ZM75 126H74V128H72V130L74 129V131H75ZM78 126H79V125H78ZM80 126H79V129L81 128ZM89 126L92 127V128L94 129V127H93L92 125H88V128H86V131H88L87 129H90ZM126 126L129 127L128 125H126ZM164 126H165V125H164ZM164 126H162V129H163ZM241 126H242V128H241ZM9 127H8V128H9ZM20 127H21V124H20ZM40 127L42 128V127H43V124H42V126H40ZM46 127H48V125H47ZM50 127H51V125H50ZM57 127H58V126H57ZM127 127H126V128H127ZM154 127H155V126H154ZM165 127H166V126H165ZM243 127H245V129H244ZM11 128H13V127H11ZM11 128H9V129H11ZM17 128H18V127H17ZM17 128H15L16 131H18ZM34 128H33V129H34ZM51 128H52V127H51ZM63 128H66V127L64 126ZM92 128H91L89 131L93 130ZM95 128H96V126H95ZM101 128H102V127H101ZM101 128H100V129H101ZM120 128H121V127H120ZM122 128H125V126L122 127ZM126 128H125L124 130H126ZM160 128H161V127H160ZM160 128H157V129H160ZM167 128L170 129V128H169V125L167 126ZM251 128H252V129H251ZM6 129H7V124H6ZM25 129H26V127H25ZM28 129L30 130V133L33 134V133H32L33 131L31 132L32 129H30V127H28L27 130H28ZM35 129H34V130H35ZM42 129H44V128H42ZM42 129H40V130H42ZM54 129H55V128H54ZM57 129H58V128H57ZM77 129H78V127H77ZM111 129H112V128H111ZM111 129H108L107 131L104 129V131H106V133L109 132V134L106 135L108 138H109V136H110V138L112 137L113 132L116 133V132H115L116 129H114V127H113V130H114V131L112 130L113 132H112V134H111V132H110ZM151 129H152V128H151ZM250 129H251L252 131H249V132H250L249 134H248V131H247V132H246V131H243V132H245V133L241 132V130H250ZM259 129H258V130H259ZM11 130H12V129H11ZM20 130H21V129H20ZM20 130L18 131L19 133L21 132ZM22 130H24V129H22ZM38 130H36V131L38 132ZM44 130H45V129H44ZM46 130H47V129H46ZM46 130H45V131H46ZM55 130H56V129H55ZM65 130H67V129H65ZM72 130H70V131H72ZM84 130H85V129H84ZM130 130H131V128H130V129L128 128L126 131H130ZM153 130H154V129H153ZM163 130H164V129H163ZM163 130H162V131H163ZM165 130H166V129H165ZM260 130H261V129H260ZM262 130H261V133H262ZM5 131H6V130H5ZM14 131H15V130H14ZM14 131H12V133H13ZM16 131H15V132H16ZM25 131H26V130H25ZM25 131H22V133H23V132L25 133ZM45 131H44V132H45ZM68 131H69V130H67V132H68ZM70 131H69V132H70ZM78 131H79V133H81V130H77V135L79 134ZM89 131H88V132H89ZM102 131H103V130H102ZM104 131H103V133H104ZM118 131H119V130H118ZM151 131H152V130H151ZM159 131H160V130H159ZM159 131H158V132H159ZM1 132H2V129H1L0 133H1ZM18 132H16V134H18ZM34 132H35V131H34ZM37 132H36V133H37ZM47 132H48V131H47ZM95 132H96V129H95ZM147 132H148V131H147ZM158 132H157V133H158ZM163 132H164V131H163ZM168 132H169V131H168ZM251 132H252L253 134H251ZM257 132H258V131H257ZM263 132H264V130H263ZM2 133H3V132H2ZM12 133H11V134H12ZM27 133H28V132H27ZM27 133H26V134H27ZM38 133H40V131H39ZM41 133H43V130L41 131ZM55 133H56V132H55ZM60 133H61V131H60ZM63 133H64V132H62L60 135H62ZM74 133L76 134V131H75ZM82 133H83V132H82ZM92 133H94V130L91 132V134H90V132H89V133L85 132L86 135H85L84 133H83V134H84L85 136H87V135L89 136V134H90V136H91ZM100 133H101V132H100ZM117 133H118V134H121V133H123V130H122L121 133H119V132H117ZM148 133H149V132H148ZM159 133H160V132H159ZM258 133H260V132H258ZM261 133H260V135L263 136L264 134H261ZM3 134H4V133H3ZM6 134H10V130H9V133L7 132V133H5V135H6ZM13 134L15 135V133H13ZM13 134L10 135V136H9V135H6V136L11 137V136H13ZM26 134H24V135L26 136ZM53 134H54V133H53ZM83 134H79V135H78V136H79V141H80V139H82L83 141H82V140H81V141L84 142L87 138L90 137V136H89V137L87 136V138L84 140V138H82V135H83ZM104 134H105V133H104ZM104 134H103V135H104ZM110 134H111V135H110ZM123 134H124V133H123ZM149 134H152V133L150 132ZM161 134H162V133H161ZM164 134H165V133H164ZM169 134H170V133H169ZM20 135H23V134L20 133ZM33 135H36V136L38 135L37 137H35V136H34V137H35V138H38V137H39L38 139L42 141V139H40V138L42 137L41 135H40L41 137L39 136V134H35V133H34ZM33 135H32V136H33ZM43 135H44V134H43ZM45 135H46V133H45ZM60 135H59V138H60ZM63 135H65V133H64ZM108 135H109V136H108ZM141 135H142L141 137H143V135H145V134H141ZM153 135H154V134H153ZM1 136H2V134H1ZM1 136H0V137H1ZM18 136H19V134H18ZM28 136H29V135H27V137H25L24 140H22V138H23V137H22V138H21L22 141L20 140L21 143H22L23 141L26 143V142L28 141V140H26V138H28ZM47 136H48V133H47ZM47 136H46V137H47ZM49 136L52 137L51 135H49ZM49 136L47 137L48 141H50V140H49V138H50ZM55 136L58 137L57 134H56ZM75 136H76V135H75ZM75 136H71V137H75ZM80 136H81V138H80ZM85 136H84V137H85ZM100 136H102V135H101V134L97 135V137H98L99 139H97V138H96V139H97V140H100V138H101ZM104 136H105V135H104ZM104 136H103V137H104ZM106 136H105V137H106ZM146 136H147V135H146ZM151 136H152V135H151ZM151 136H149V137H151ZM156 136H158V135H156ZM161 136H162V135H161ZM262 136H261V138H262ZM9 137H8V138H9ZM13 137L16 138V136H13ZM13 137H12V138H13ZM29 137H31V136H29ZM43 137H44V136H43ZM43 137H42V138H43ZM46 137H44V139H45ZM57 137H56V138H57ZM69 137H70V136H68V139H69ZM92 137H96V135L93 134ZM92 137L89 138V139L91 140V142L89 141L90 144H88V142L85 141V142H87V144H86V145L84 144L85 147L81 146V148L83 147V149H82V150L79 149V151L81 150L80 152L76 149V150L78 151V154L76 155V157H74L70 162H69L68 160H70L71 158L65 160L66 162L68 161V163H69V164H67V163H65V164L70 165V167H71V168L69 169V166H68V169H69L68 174H70V173H71L70 171L72 170V173H71L72 176H71V177H75V178H77L78 180H80L81 182L83 181V182H85V183L90 184L91 186H100V187H101V186H102V187L105 186V187L113 188V189H114L115 186H118V185H116V184H117V181H118V177H120V174H119L118 172H119V171H122V170H119L118 167H115L116 165L113 166V165H114L113 163H114L115 161H116L115 164L118 163V162L121 163V158H119V160L115 158V157H117V156H119V155H117V156L115 155V157H114V155H113V158H112V153H113V152H111V151H112L113 149L110 150V149H109L110 146L108 147V145H109L108 142H109L110 139H107V137H106V138L104 137L105 139L108 140V141L106 142V141L104 140V138L102 137L103 139H102L101 141L104 140L103 143L106 142V143L108 144V145L106 146V149H109L110 151H109V150H104V151H103V149H102L101 151H103V152H101V151L99 150V149H101V148L99 147V149H98V146H96L95 144H93L94 141H95V139L93 138L94 140H92ZM167 137H168V135H167ZM254 137H256V134H255ZM3 138L5 139L6 137L3 135L1 139H3ZM8 138H6V140H8ZM19 138H20V136H19ZM31 138H32V137H31ZM35 138H33L34 142H35ZM53 138H54V137H53ZM53 138H52V139H53ZM65 138L67 139V135L65 136ZM162 138H163V137H162ZM162 138H161V139H162ZM257 138H258V137H257ZM257 138H256L255 140H257ZM261 138L259 137V139H261ZM263 138H264V137H263ZM263 138H262V139H263ZM17 139H18V138H17ZM28 139H29V138H28ZM71 139H73V138H70V140H71ZM74 139H76V137H75ZM74 139H73V140H74ZM77 139H78V138H77ZM89 139H87V140H89ZM149 139H150V138H149ZM153 139H154V141L156 140L155 136H154V138L152 137V140H153ZM11 140H12V139H11ZM11 140H8L9 143H8V145H6V147H5V145H3V146L5 147V149H4V147L1 148V146H2V144H3L4 142L0 140V141H1V142H0V143H1V144H0V145H1V146H0V158H5V160H7L8 162H11L12 164H13V163L19 164L18 166H23V165H24V166L22 167V168L25 167L24 170L27 168V169H29V170H31V169H35L36 171L44 172V173H45V171H49V173H50V172H51V173H58V172H59L58 175H61V176L63 175V174L60 173V171H61V165H60L57 161H54V160H53V161H51V162L49 163L48 161L46 162V160H45V161H40V162L35 163V161H36L35 158H38V159H39V158H41L40 155H43V154L40 153V152H42V151H39V150L41 149L40 147H42V146H40V147H39L40 149L38 150V151H39L38 153H40V155H39L40 157H37L38 155H36V157H35V154H37V149H38L37 146L39 145V144H38V141H39V140L36 141L37 145L35 146V145H33V144H34V143H33V140H32V139H29V140H32V142L30 141V142H31V145H33L31 148H30L31 145H28V142H29V141H28L26 144L23 142L24 145H28V146H29V147L26 146L27 148H24L25 146H24V147H23V146L21 147L20 145H22V144H20V142H19L18 145H19V144H20V145H19L18 147H21V148H17V149H15L16 146H14L15 148H14L13 150H11V149H12L11 146L13 147V144L16 145L17 142H15L14 140H13V141H11ZM25 140H26V141H25ZM36 140H37V139H36ZM70 140H67V143L70 142ZM73 140H71V141L73 142ZM141 140H143V139H141ZM162 140H163V139H162ZM8 141H6V142H8ZM56 141H58V140H56ZM59 141H60V140H59ZM59 141H58V142H59ZM62 141H64V140H62ZM76 141H77V140H76ZM76 141H74V142H76ZM79 141H77V144L75 143L77 146H79V143H78ZM92 141H93V143H92ZM101 141H99V142L96 141V142H97V145L99 144V146L101 145L102 148H103V145H102L103 143H101ZM139 141H140V138H139ZM260 141H262V140H260ZM2 142H3V143H2ZM13 142H15V143H13ZM30 142H29V143H30ZM45 142H47L46 139H45ZM45 142H44V147H42V148H45ZM53 142H54V140H53ZM82 142H80V143H82ZM85 142H84V143H85ZM156 142H157V141H156ZM158 142H159V141H158ZM158 142H157V143H158ZM262 142H263V141H262ZM10 143H11V144L13 143V144L11 145ZM41 143H43V142H41ZM54 143H55V142H54ZM59 143H60V142H59ZM59 143H57V144H59ZM61 143H62V142H61ZM61 143H60V144H61ZM106 143H105V144H106ZM147 143H148V142H147ZM151 143H153V142H150V144H149V149H151V148H150ZM154 143H155V142H154ZM157 143H155V144L157 145ZM164 143H165V142H164ZM167 143H168V142H167ZM5 144H6V143H5ZM9 144H10V148H11L10 150H11V151L8 150V149H9V148H8V147H9ZM47 144H48V142H47ZM63 144H64V143H63ZM63 144H62V145H63ZM75 144H74V145H75ZM141 144H143V141H141ZM159 144H161V142H160ZM42 145H43V144H42ZM51 145H52V144H51ZM51 145H50V148L53 146V145H52V146H51ZM54 145H55V144H54ZM69 145H70V144H69ZM69 145L67 144V146H69ZM72 145H73V143H71V146H72ZM74 145H73L72 147H74ZM80 145H83V144H80ZM162 145H163V144H162ZM162 145H161V146H162ZM260 145H261V144H260ZM63 146H64V145H63ZM77 146H76V148H77ZM104 146H105V145H104ZM159 146H160V145H159ZM164 146H166V145H164ZM164 146H163V147H164ZM46 147H47V150H46V151L49 150L48 153L50 154V153H51V151H50L51 149L48 148L47 145H46ZM72 147H71L70 150L73 149ZM140 147L142 148L143 145L140 146V142H139V146H138V148H140ZM263 147H264V146H263ZM6 148H7V149H6ZM28 148H29V149H28ZM74 148H75V147H74ZM78 148H79V147H78ZM45 149H46V148H45ZM142 149H143V148H142ZM145 149H146V151H147V148H145ZM153 149H154V146H153ZM153 149H152V150H153ZM156 149H157V147H156ZM43 150H44V149H43ZM52 150H55V148L52 149ZM65 150H66V148H65ZM65 150H63V151H65ZM76 150H74V151H76ZM163 150H164V149H163ZM46 151H45V153H47ZM58 151L60 152V150H58ZM66 151H67V150H66ZM66 151H65V152H66ZM77 151H76V152H77ZM106 151H107L108 153H109V152L111 153V154L109 153V154L111 155V157L108 155V153H107ZM138 151H139V149H138ZM161 151H162V150H161ZM70 152H71V151H70ZM76 152H75V154H76ZM105 152H106L107 154H106ZM140 152H141V149H140ZM140 152H139V154H141ZM142 152H143V151H142ZM150 152H152V151L150 150ZM42 153H43V152H42ZM45 153H44V154H45ZM48 153H47V154H48ZM72 153H73V150H72ZM72 153H71V155L74 156V154H72ZM102 153H103V154H102ZM159 153H160V152H159ZM55 154H56V152H55ZM62 154H63V152H62ZM105 154H106V155H105ZM114 154H117V152L114 151ZM162 154H163V153H162ZM64 155H65V154H64ZM69 155H70V153H69ZM44 156H45V155H44ZM44 156H42V157H44ZM46 156H47V155H46ZM48 156H49V155H48ZM50 156H51V158H52V155H50ZM60 156H61V155H60ZM65 156H66V155H65ZM61 157H63V155H62ZM106 157H110V158L107 160ZM119 157H120V156H119ZM140 157H143L142 154H141ZM6 158H8V159H6ZM46 158H48V157H46ZM59 158H60V157H59ZM67 158H68V157H67ZM111 158H112V161H114V162H112V163H111V160H110ZM114 158H115L116 160H114ZM38 159H37V161H38ZM49 159H50V158H49ZM49 159H48V160H49ZM62 159H63V158H62ZM65 159H66V157H65ZM139 159H140V158H139ZM40 160H41V159H40ZM140 160H142V159H140ZM140 160H139V161H140ZM145 160H147V159H145ZM0 161H1V160H0ZM2 161H3V160H2ZM7 161H6V164H8ZM65 161H64V162H65ZM108 161H109L110 163H109ZM147 161H148V160H147ZM147 161H146V162H147ZM257 161H255L256 164H259V163H257ZM141 162L143 163L144 160L141 161ZM146 162H145V163H146ZM251 162H253V161H251ZM119 163H118V166L121 167V164H119ZM247 163H248V162H247ZM247 163H246V164H247ZM253 163H254V162H253ZM0 164H2V163L0 162ZM4 164H5V163H4ZM112 164H113V165H112ZM139 164H140V162H139ZM248 164H249V163H248ZM263 164H264V163H263ZM8 165H9V164H8ZM14 165H15V164H14ZM14 165H13V166H14ZM67 165H65V166L67 167ZM140 165H141V164H140ZM5 166H6V165H5ZM10 166H12V165H10ZM65 166H64L63 168H64V169H67V168H65ZM247 166H250V165H247ZM263 166H264V165H263ZM263 166H262V167H263ZM0 167L2 168V166H0ZM14 167H16V166H14ZM143 167H142V168H143ZM245 167H246V166H245ZM251 167L256 168V165L253 164ZM259 167H260V165H259ZM3 168L6 169V168H8V167L5 168L4 165H3ZM16 168H17V167H16ZM18 168H19V167H18ZM116 168H118L119 171H117ZM123 168H124V167H123ZM123 168L121 167L120 169H123ZM243 168H244V167H243ZM243 168H242V169H243ZM246 168H248V167H246ZM260 168H261V167H260ZM260 168H259L258 170H260ZM9 169H12V168L9 167ZM13 169H14V168H13ZM68 169H67V170H68ZM124 169H125V168H124ZM225 169H223L222 172H223ZM250 169H251V168H250ZM250 169H248V170H250ZM19 170H20V169H19ZM29 170H28V173H29ZM206 170H210V171L214 172V173H211V174H213V175H209L210 173H207ZM226 170H225V172H227ZM252 170H253V168L251 169V171H252ZM256 170H257V168H256ZM0 171H1V170H0ZM6 171H8V170H6ZM6 171H3V172H6ZM9 171L11 172V171H14V170H9ZM16 171H17V170H16ZM16 171H15V172H16ZM20 171H21V170H20ZM62 171H63V170H62ZM251 171H250V172H251ZM260 171H261V170H260ZM10 172H9V173H10ZM24 172H25V171H24ZM24 172L21 171L22 174H23ZM32 172H33V170H32ZM219 172H221V171H219ZM244 172H245V171H244ZM246 172H247V171H246ZM263 172H264V171H263ZM0 173H1V172H0ZM6 173H7V172H6ZM11 173H13V172H11ZM11 173H10V176H11ZM17 173H18V174H17ZM21 173H20V174H21ZM25 173L27 174V172H25ZM25 173H24V175H25ZM30 173H31V172H30ZM34 173H35V172H34ZM34 173H32V174H34ZM49 173L47 172L46 174H49ZM65 173H66V172H65ZM143 173H144V172H143ZM241 173H242V171H241ZM247 173H248V172H247ZM254 173H255V170H254ZM13 174H14V173H13ZM13 174H12V175H13ZM22 174H21V177H22ZM32 174H31V176H32ZM71 174H70V175H71ZM118 174H119V176H118ZM228 174H231V173L228 172ZM228 174L226 173V176H228V178H226V179L234 178V177H233V173H232V177H229ZM242 174H243V173H242ZM15 175H19V172H16V174H14L13 176H15ZM24 175H23V177H25ZM28 175H30V174H28ZM28 175H27V177H28ZM52 175H53V174H52ZM121 175L123 176L124 173L121 174ZM223 175H222V178H224ZM238 175H239V174H238ZM238 175H237V176H238ZM247 175H248V177H249V176L252 175V173H251L250 175H249V173H248ZM5 176H6V174L4 175V177H5ZM13 176H12L11 178H9V179L13 180L12 178H16V177H18V176H15V177H13ZM33 176L35 177V175H33ZM33 176H32V177H33ZM43 176H44V175H43ZM47 176H49V175H47ZM47 176H46V177H47ZM50 176H51V175H50ZM53 176L56 178V174L53 175ZM68 176H69V175H68ZM212 176H215L216 178L213 179L214 177L212 178ZM230 176H231V175H230ZM235 176H236V175H235ZM253 176L255 177L254 174L252 175V177H253ZM2 177H3V175H0V190L5 189L6 187H8V186L5 185V181H4V179H3L4 177H3V178H2ZM6 177H7V176H6ZM21 177H20V178H21ZM23 177H22V183L26 181L25 179H23ZM39 177H40V176H39ZM41 177H42V174H41ZM44 177H45V176H44ZM71 177H69V178H71ZM123 177L125 178V176H123ZM241 177L244 178L243 176L240 175V178H241ZM28 178L30 179V177H28ZM28 178H27V185H26V186H28V184L31 183V182H30L31 180L28 181ZM48 178H50V177H48ZM58 178H61V179H62L63 177H58V176H57V180H58ZM66 178H67V177H65L64 179H66ZM69 178H67V179H69ZM124 178H123V179H124ZM142 178H143V177H142ZM237 178H238V182L241 183L239 180H241L242 178H241V179H240L239 177H237ZM246 178H247V176L245 177V180H246ZM250 178H251V177H250ZM6 179H8V178H6ZM16 179H18V178H16ZM32 179H33V178H32ZM38 179H39V178H38ZM45 179H46V178H45ZM61 179H59L60 182L64 181V180L61 181ZM71 179L74 180L73 178H71ZM143 179H144V178H143ZM216 179H217V180H216ZM235 179H236V177H235ZM253 179H254V178H253ZM253 179L251 178L252 181H253ZM255 179H256V178H255ZM255 179H254V181H255ZM23 180H25V181H23ZM34 180H35V181H34ZM34 180H32V181H34V182L36 183V179H34ZM43 180H44V179H43V177H42V181H40V180H39V181H40V182H43ZM47 180H48V179H47ZM215 180H216V181H215ZM219 180H220V181H218V182H221V178H220ZM231 180L233 181L234 179H231ZM6 181H7V180H6ZM8 181H10V180H8ZM8 181H7V182H8ZM15 181H17V180H15ZM37 181H38V180H37ZM44 181H45V180H44ZM55 181H56V180H55ZM66 181H68V180H66ZM66 181H64V182L66 183ZM75 181H76V180H75ZM120 181H121V179H120ZM214 181H215V182H214ZM227 181H228V180H227ZM247 181H248V179H247ZM247 181H246V182H247ZM249 181H250V179H249ZM20 182H21V180H20ZM28 182H29V183H28ZM46 182H48V181H46ZM50 182H51V181H50ZM57 182H58V181H57ZM57 182H53V184L55 183V187H56V185H57ZM69 182H70V181H69ZM78 182H79V181H78ZM78 182H75V183L78 184ZM83 182H82L81 184H83ZM122 182H125V179H124ZM139 182H142V181H139ZM224 182H225V181H224ZM224 182H223L222 184H224ZM234 182L236 183V180H235ZM242 182H243V180H242ZM256 182H257V180H256ZM262 182H263V184H261V182H258V183L261 184L260 186H264V181L262 180ZM15 183H16V182H15ZM22 183H21V184H22ZM48 183H49V182H48ZM58 183H59V182H58ZM75 183H74V184H73V183L70 184V186H71V185H72V186L75 185ZM79 183H80V182H79ZM85 183H84L83 185H85ZM229 183H230V184H233V182L231 183V181H229ZM229 183H228V184H229ZM235 183H234V185H235ZM244 183H245V182H244ZM244 183H242V184H244ZM6 184H7V183H6ZM8 184H9V183H8ZM11 184H12L13 186H12ZM17 184H20V183H18V181H17ZM25 184H26V182H25ZM25 184H24V185H25ZM31 184H32V188H34V187L36 186V185L33 184V183H31ZM31 184H29V185H31ZM62 184L64 185L63 182H62ZM62 184H61V185H62ZM222 184L220 183L221 186H222ZM225 184H227V183H225ZM251 184H252V183H251ZM254 184H256V183H254ZM254 184H252V185H254ZM9 185L12 186V187H11V188L13 189V190L11 189L12 191H15V189H17L16 187H18L16 184H15V185H16V186H15L14 183H12V182H11ZM22 185H23V184H22ZM33 185H35V186H33ZM37 185H38V184H37ZM42 185H46V183H45V184L42 183ZM42 185L39 184L38 186L41 187ZM47 185L49 186V184H47ZM47 185H46V186H47ZM83 185H82V188H83ZM124 185H125V184H123V187H124ZM50 186H51V183H50ZM59 186H60V183H59ZM70 186H69V187H70ZM72 186H71V187H72ZM76 186H77V185H76ZM91 186H90V187H91ZM215 186H216V187H215ZM229 186H230V185H229ZM239 186H240V184H239ZM241 186H242V185H241ZM243 186H244V185H243ZM245 186H248V187H249V185H247L246 183H245ZM13 187H15V189H14ZM20 187H21V188H24L25 190H26V188H27V187H25V186H24V187H23V186H20ZM53 187H54V186H51V192H49V193H51L52 195H53L52 190H54ZM125 187H126V186H125ZM214 187H215V191H214ZM222 187H225V185L222 186ZM226 187L229 188L228 185H227ZM237 187H238V185H237ZM21 188H19V190H20ZM35 188H36V187H35ZM37 188H38V187H37ZM49 188H50V187H49ZM56 188H58V186H57ZM61 188H62V186H61ZM64 188H65V187H64ZM67 188H68V186H67ZM73 188H74V187H73ZM80 188H81V185H80ZM80 188H79V190L82 189V188H81V189H80ZM147 188H148V187H147ZM218 188H221V187L218 186ZM231 188L233 189V185L231 186ZM239 188H241V187H239ZM244 188H245V187H244ZM246 188H247V187H246ZM24 189H22V191H24ZM38 189H42V187H41V188H38ZM38 189H37V190H38ZM69 189H70V188H69ZM104 189H105V188H103V191H104ZM123 189H124V188H123ZM209 189H211L212 191H214L215 193H217V195H218V196H217V197H218L217 200L221 199L222 201L220 200L219 202H222V203H217L218 201L215 202L214 200L212 201V199H214V197L212 196L213 192H211L212 194L209 193V191H208ZM221 189H222V188H221ZM221 189H220V190H221ZM5 190H8V188H6ZM30 190H31V189L28 190V191H29V194H28L27 196H29V195L31 194V193H30ZM37 190L35 191V189H34L35 192H38ZM42 190H44V186H43V189H42ZM42 190H41V191H42ZM45 190H46V189H45ZM45 190L43 191V192H44V193H43V194H44V197H43L44 199H45V197H47V196L49 195V194H48V195L45 196V193H46ZM59 190H62V189H58V191H59ZM65 190L67 191L66 188H65ZM75 190H76V189H75ZM86 190H87V187H86ZM88 190H89V189H88ZM96 190H97V188H96ZM98 190H100V193L103 194V192H101V191H102V188H101V189L98 188ZM106 190H107V188H106ZM108 190H109V189H108ZM117 190H119V189L117 188ZM211 190H210V191H211ZM220 190H218V192H219ZM222 190H224V189H222ZM222 190H221V191H222ZM226 190H227V189H226ZM239 190H240V189H239ZM9 191H10V190H9ZM9 191H8V195H11V192H12V191L10 192V194H9ZM28 191L26 190V192H28ZM31 191H33V190H31ZM41 191H40V193H41ZM48 191H49V190H48ZM54 191H55V190H54ZM56 191H57V189H56ZM56 191H55V192H56ZM62 191H63V190H62ZM66 191L64 192L65 195H64L63 199L65 198L66 193L70 192L71 189H70V191H68V192H66ZM84 191H85V188H84ZM92 191H93V190H92ZM112 191H113V190H112ZM123 191H125V190H123ZM126 191H127V190H126ZM146 191H148V189H147ZM207 191H208V192H207ZM228 191H227V192H228ZM231 191H233V192H231ZM244 191H245V190H244ZM16 192H17V193H20L21 191H20V192L16 191ZM35 192H32V194L35 195ZM85 192H86V191H85ZM89 192H90V191H89ZM96 192H97V191H95V193H96ZM105 192H106V191H105ZM105 192H104V193H105ZM108 192H110V191H108ZM148 192H149V191H148ZM225 192H226V191H225ZM227 192H226V193H227ZM238 192H239V191H238ZM241 192H243V188H242V191H241ZM256 192H258V191H256ZM17 193H16V196H18ZM21 193H22L23 195H26L25 192H24V193L21 192ZM21 193H20V194H21ZM47 193H48V192H47ZM73 193H75V195H79V194H80L79 192H77V193H79V194H76L75 191H74ZM82 193H83V192H82ZM82 193H81V195H82ZM87 193H88V192H87ZM100 193H98V194H99V197H100V196H103V195H101ZM110 193H111V195H113L112 192H110ZM110 193H109V194L106 193V195H107L108 197H110ZM124 193H125V192H124ZM128 193H129V192H128ZM215 193H214V195H215ZM219 193H220V192H219ZM223 193H224V192H223ZM233 193H234V194H233ZM22 194H21V195H22ZM38 194H39V193H38ZM38 194H37L36 198L39 196ZM41 194H42V193H41ZM43 194H42V195H43ZM51 194H50L49 198L47 197L48 199L46 198L47 200H45V201H47V202H46V205H47V203H48V204L51 203V202H48V200L51 199V196H52ZM56 194L59 195V196H58V199H59V202H60V198H59V197L62 198V196H60V194H59L58 192H56ZM56 194H55L56 197H55V196H53V197H55V198L57 199V195H56ZM61 194H63V193L61 192ZM68 194H69V193H68ZM114 194H115V193H114ZM121 194H122V193H121ZM221 194H222V192H221ZM243 194H244V192H243ZM2 195H4V194H1V196H2ZM21 195H19V196H21ZM42 195H40V196H42ZM81 195H79V196H81ZM86 195H87V194H86ZM92 195H93V193H92ZM116 195H117V194H116ZM116 195H113V196H112V197L115 196V197H114L115 199H114L113 201L116 200ZM128 195H129V194H128ZM128 195H127V194H123V196L128 197V200H130L129 202H131V199H129V196H130V195H129V196H128ZM228 195H229V193H228ZM230 195H229V196H230ZM232 195H231V196H232ZM257 195L259 196V194H257ZM16 196H15V197H16ZM19 196H18V197H19ZM31 196H32V195H31ZM31 196H29V197L31 198ZM67 196H68V195H67ZM97 196H98V195H97ZM104 196H105V194H104ZM123 196H122V197H123ZM225 196H227V195L225 194ZM2 197H3V196H2ZM2 197H0V198H2ZM10 197L12 198V197H13V194H12ZM10 197H9V198H10ZM24 197H25V196H23V198H24ZM34 197H35V196H33L32 198H34ZM75 197H76V196H75ZM83 197H84V196H83ZM85 197H86V196H85ZM92 197H93V196H92ZM95 197H96V196H95ZM112 197H111V198H112ZM117 197L119 198V199L117 198V201L121 200L120 203H124V204H120V203L118 202V206L120 205L121 208H123V209H125V208L127 207V208H126L127 211L124 210V213H125V212L128 213V210H129L128 207H129V206L131 207V204L128 205V206H126V205H125V200H126V198H122L123 200L125 199L124 202H122V199H120V198H121V195H120V197H119V196H117ZM217 197H216V198H217ZM3 198H6V197H3ZM13 198H14V197H13ZM21 198H22V197H21ZM26 198H27V197H26ZM26 198H25V199H26ZM43 198H41V199H43ZM55 198H54V202L57 201ZM70 198H73V197H70ZM70 198H69V200H66V201L72 202V201H70ZM77 198H78V197H77ZM77 198H76V199H77ZM79 198H80V197H79ZM79 198H78V199H79ZM93 198H94V197H93ZM102 198H103V197H102ZM130 198H131V197H130ZM242 198H243V197H242ZM244 198H245V197H244ZM253 198H254V197H253ZM253 198H252V199H253ZM15 199H16V198H14V200H15ZM17 199H19V198H17ZM17 199H16V200H17ZM25 199H24V200H25ZM44 199H43V200H44ZM52 199H53V198H52ZM65 199H66V198H65ZM65 199H64V201H63V200H62V201L65 202ZM98 199H99V198H98ZM103 199H104V198H103ZM105 199H106V198H105ZM112 199H113V198H112ZM145 199H146V198H145ZM5 200H7V199H5ZM19 200H20V199H19ZM27 200H28V199H27ZM27 200H25V201L27 202ZM29 200H31V199H29ZM32 200H33V199H32ZM32 200H31V201H32ZM36 200L39 201V198H37ZM43 200H42V201H43ZM215 200H216V199H215ZM232 200H233V199H232ZM241 200H243V199H241ZM250 200H251V198H250ZM250 200H249V202H250ZM254 200H255V201H256V200L258 201V197H257V199L254 198ZM0 201H4V200L2 199V200H0ZM8 201H9V200H8ZM8 201H7V202H8ZM12 201H13V200H12ZM12 201H11V202H12ZM20 201H21V200H20ZM20 201H19V203H20V207H18L19 203L16 205L17 207L15 206V207L17 208V211H15L16 209L14 208V206H13L12 208H14L15 210H14V209L11 210V208H10L11 211L14 210L13 212H11V214H10V212L6 214V212H4L3 210H0V243H1V245L4 244V246L7 247V248L10 246V243H9V245L7 246L8 242H11V240L13 241V238L16 239V237H17L19 234H21V235H19V236H22V237H23V236H24V235L22 234V233H24L23 231L27 230L32 224L35 225V224H34L35 222H33V220H31L32 218L29 217V216H31V215H27V217H29V219H28L27 217H26L27 219H24V216H23V215L26 216V213H27V214H28V213L30 214V212H26V211L24 212V211L22 210V208H25L26 206H24V207L21 208V206H23V205H21V202H24V201H21V202H20ZM34 201H35V200H33V202H34ZM42 201H41V202H42ZM45 201H44V202H45ZM50 201H51V200H50ZM62 201H61V203H62ZM77 201H78V200H77ZM79 201H80V200H79ZM81 201H82V199H81ZM83 201H86V200H83ZM88 201H89V200H87V204H88ZM98 201H99V203H100L101 205L98 204V203H96V202L93 203V201H92V204H94L95 206H96V205H100V207H101V206H102V201H103V200H102V199H101V200L99 199ZM107 201H110V199L107 198ZM111 201H112V200H111ZM244 201H247V200H244ZM15 202H17V201H15ZM15 202H13V204H14ZM26 202H24V203H26ZM28 202H29V201H28ZM35 202L37 203V201H35ZM41 202H40V203H41ZM52 202H53V200H52ZM54 202H53V203H54ZM73 202H75V198H74V201H73ZM127 202H128V201H126V204H127ZM159 202H160V201H159ZM0 203H1V202H0ZM40 203L38 202V204H40ZM53 203H51V205H53ZM55 203H56V202H55ZM57 203H58V201H57ZM66 203H67V202H66ZM66 203H65L64 205H67ZM95 203H96V204H95ZM104 203H106V200L104 201ZM131 203H132V202H131ZM149 203H150V201H149ZM241 203H242V202H241ZM244 203H245V202H243V204H244ZM253 203H256V202H253ZM3 204H4V203H3ZM3 204H2V206L5 205V204H4V205H3ZM7 204H8V203H7ZM9 204H10V201H9ZM15 204H16V203H15ZM15 204H14V205H15ZM26 204H27V203H26ZM32 204H34V203H32ZM42 204H43V203H42ZM42 204H41V205H42ZM62 204H63V203H62ZM62 204L60 205V208H61V206H63ZM68 204H69V203H68ZM72 204H73V203H72ZM83 204H85V203H83ZM92 204H90V205H92ZM106 204L108 205V202H107ZM109 204H110V203H109ZM114 204H115V203H114ZM163 204H164V203H163ZM243 204H242V207H243ZM260 204H262V203H260ZM0 205H1V204H0ZM24 205H25V204H24ZM29 205H31L30 202H29ZM35 205H37V204H35ZM35 205H34V206H35ZM46 205H45V207H48V205H47V206H46ZM51 205L49 204V207H50ZM54 205H55V204H54ZM70 205H71V203L69 204V208H70ZM76 205H77V202H76ZM79 205H81V204H79ZM94 205H93V207H95ZM116 205H117V202H116ZM123 205L126 206V207H125V208L122 207ZM167 205H166V206L164 205L165 208H167ZM249 205H250V204H249ZM252 205H253V204H252ZM254 205H255V204H254ZM8 206H9V205H8ZM11 206H12V205H11ZM27 206H28V204H27ZM31 206H32V205H31ZM34 206H33L32 208H35V207H36V206H35V207H34ZM43 206H44V205H43ZM82 206H83V205H82ZM104 206H105V205H104ZM109 206H110V208H111L112 204L109 205ZM247 206H248V205H247ZM258 206H259V204H258ZM258 206H257V207H258ZM29 207H30V206H29ZM49 207H48V208H49ZM53 207H54V206H53ZM53 207H52V208H53ZM56 207H59V205L56 206ZM86 207H87V206H86ZM89 207H90V206H89ZM107 207H108V206H106V208H107ZM112 207H114V205H113ZM239 207H240V205H239ZM242 207H240V209H241ZM244 207H245V206H244ZM252 207H253V206H252ZM6 208H7V207H6ZM18 208H19V209H18ZM20 208H21V210H20ZM26 208H27V211H29L28 209L33 210L32 208H28V207H26ZM48 208H47V210L50 211V210H49L50 208H49V209H48ZM67 208H68V207H66V209H65V206H64V208H61V209H62V210L65 209V210L67 211V210H68ZM71 208H72V206H71ZM73 208H74V205H73ZM103 208H105V207H103ZM103 208L101 207V209H99V210L102 212V209H103ZM106 208H105V209H106ZM110 208H109V210L114 209L115 207H114V208H111V209H110ZM121 208L119 207L120 211L122 210ZM131 208H132V207H131ZM131 208H130V209H131ZM255 208H256V207H255ZM255 208H254V209H255ZM260 208H261V207H260ZM35 209L37 210V208H35ZM40 209H41V208H40ZM42 209H44V208H42ZM61 209H60V210H61ZM78 209H79L78 211H80V210H82L83 208H82V209H81V208H78ZM89 209H91V207H90ZM105 209H104V211H105ZM116 209H118V208L116 207ZM152 209H153V208H152ZM252 209H253V208H252ZM254 209H253V211H255ZM262 209H263V208H262ZM6 210L9 211V209H6ZM6 210H5V211H6ZM18 210H20V212L23 211V212L21 213V215H22L23 213H25V214H23L22 217H21V218H23L22 220H21L20 217H19V219L16 217V216H17V215H16V212H17V214L19 213V214H18L19 216H21V215H20V212H18ZM24 210H26V209H24ZM51 210H52V209H51ZM53 210H54V211H53ZM53 210H52V211H53V213H54V212H55V207H54ZM60 210L58 211L59 214H58V212H55V213H57V215H59L58 217L61 216V215H60V214H61V213H60ZM62 210H61V212L63 213ZM69 210H70V209H69ZM86 210H87V209H86ZM86 210H85V212H86ZM91 210H92V209H91ZM97 210H98V206H97V208H96V212H97V213L95 212L96 214H98V212H99V210H98V211H97ZM109 210H108V211H109ZM8 211H7V212H8ZM52 211H51V212H52ZM88 211H89V210H88ZM104 211H103V212H104ZM113 211H115V209H114ZM251 211H252V210H251ZM257 211H258V210H257ZM32 212H33V211H32ZM32 212H31V213H32ZM46 212H47V211H46ZM69 212H70V211H69ZM69 212H68V213H69ZM72 212H74V210H73ZM101 212L99 213V215L101 214ZM103 212H102V213H103ZM122 212H123V211H121V213H122ZM129 212H130V211H129ZM166 212H167V211H166ZM210 212H211V213H210ZM41 213H42V212H41ZM74 213H76V212H74ZM81 213H82V211H81ZM83 213H84V212H83ZM86 213L88 214V213H90V211H89V212H86ZM92 213H94V211H93ZM104 213H105V212H104ZM104 213H103V215H104ZM106 213H107V211H106ZM106 213H105V214H106ZM109 213H110V211H109ZM109 213H107L106 215H107V216H110V215H108ZM111 213H112V211H111ZM116 213H117V212H115V214H116ZM118 213L121 214L120 212H118ZM118 213H117V214H118ZM35 214H36V213H34V215H35ZM37 214H38V213H37ZM39 214H40V213H39ZM63 214H64V215H65V214L67 215L66 212L63 213ZM69 214H71V213H69ZM69 214H68L66 217H68ZM90 214H91V213H90ZM117 214H116V215H117ZM119 214H118V215H119ZM253 214H255V213H253ZM262 214H263V211H262ZM34 215H32L31 217H33ZM43 215H44V213H43ZM45 215H46V214H45ZM45 215H44V216H45ZM48 215H49V218H50V219H53V218H55V217L57 216V215L55 214V217L51 218V217H50L51 214H48ZM53 215H54V214H52V216H53ZM64 215H63V217H65ZM75 215L77 216L78 214H74L73 216H75ZM85 215H86V214H85ZM99 215H98V216L96 215V216H97L98 218H100V217H103V218H104V217L106 216V215L103 216V215L101 214L102 216L100 215V217H99ZM167 215H168V214H167ZM39 216H40V215H38L37 217H39ZM80 216H82V215H80ZM88 216L91 218V217H92V214H91V215L88 214ZM96 216H94L95 218L93 217L94 219H96V220H95V222H96V226H95V227H94V226H91V227H93L94 229L90 228V229H92V230L89 231V227L87 226V225H89V224L86 223V226L88 227L87 232H88V231H89V232L96 231L95 229H96V227H97V223L100 221V219L96 218ZM262 216H264V214H263ZM262 216H261V217H262ZM58 217H57V218H58ZM66 217H65L66 220L69 219V217H68V218H66ZM70 217H71V216H70ZM77 217H78V219H79V215H78ZM85 217H86V216H85ZM85 217H82V218L85 219ZM89 217H88L87 219H89ZM114 217L116 218V216H114ZM117 217H118V216H117ZM121 217H122V216H121ZM121 217H120V218H121ZM167 217H168V216H167ZM249 217H252V216L249 215ZM249 217H248V219H249ZM254 217H255V216H253V221H256V218H254ZM35 218H36V217H35ZM46 218H47V217H46ZM49 218H48V219H49ZM60 218H62V216H61ZM103 218H102L101 220H104V222H106L107 219H108L107 217H106L107 219H106V218L103 219ZM111 218H112V217L110 216V219H109V220H111ZM123 218H124V217H123ZM37 219H38V218H37ZM43 219H44V218H43ZM50 219H49V220H50ZM78 219L75 218V221L77 220V221L79 222V223H78V222H77V223H78L79 226H80V221H79ZM97 219H98V222H97ZM105 219H106V221H105ZM113 219H114V218H113ZM113 219H112V220H113ZM254 219H255V220H254ZM257 219H258V218H257ZM262 219H263V218H262ZM17 220H19V221H17ZM39 220H40V219H39ZM44 220H47V219H44ZM61 220H63V219H60V220L58 219L59 222H61ZM70 220L73 221V220H74V217L69 219V223H71ZM109 220H108V222H109ZM118 220H119V217L117 218V221H118ZM121 220H123V219H121ZM121 220H119V221L121 222ZM125 220H126V218H125ZM249 220H250V219H249ZM249 220H248V222H249ZM35 221H36V220H35ZM41 221H42V220H41ZM50 221L52 222V220H50ZM53 221L55 222V220H53ZM56 221H57V219H56ZM75 221H73L74 224H75ZM83 221H84V220H83ZM117 221H116V223H115V221H113V223L117 224ZM257 221H258V220H257ZM257 221H256V222H257ZM260 221H262V220H260ZM42 222H43V221H42ZM45 222H46V221H45ZM59 222H58V223H59ZM63 222H65V220H64ZM63 222H62V225L64 224ZM81 222H82V220H81ZM85 222H86V221H85ZM93 222H94V221H93ZM93 222H92V223H93ZM104 222H103V223H104ZM108 222H107V223H108ZM110 222H112V221H110ZM120 222H118V224H119ZM122 222H123V221H122ZM125 222H126V221H125ZM125 222H123V223H125ZM168 222H169V221H168ZM248 222H247V223H248ZM39 223H40V222H39ZM56 223H57V222H56ZM66 223H67V222H66ZM82 223H83V222H82ZM82 223H81V224H82ZM100 223H102V222H99V223H98V226H100ZM107 223H106V224H107ZM172 223H170V224H172ZM250 223L252 224V218H251V222H249L248 225H251ZM37 224H38V223H37ZM42 224H43V223H42ZM46 224H48V222H46ZM78 224H77V225H78ZM111 224H112V223H111ZM118 224H117V225H118ZM120 224L123 225L122 223H120ZM168 224H169V223H168ZM176 224H177V225H176ZM254 224H255V223H254ZM254 224H252V226H251L252 228H253V225H254ZM263 224H264V222H263ZM33 225H32L31 227H33ZM55 225H56V224H55ZM57 225H58V224H57ZM60 225H61V223L58 225V227H59ZM64 225H65V224H64ZM68 225H70V224H67V225H65V226L68 227ZM75 225H76V224H75ZM75 225H73V228L77 226V225H76V226H75ZM82 225H83V224H82ZM102 225H103V224H102ZM102 225H101V226H102ZM104 225H105V223H104ZM104 225H103V227H105ZM112 225H113L114 227L116 226V225H114V224H112ZM112 225H111V226H112ZM124 225H125V224H124ZM35 226H39V225H35ZM35 226H34V227H35ZM41 226H42V225H41ZM41 226H39V227H41ZM71 226H72V225H71ZM83 226H84V225H83ZM101 226H100V227H101ZM106 226H107L108 228L110 227V225L108 226V224H107ZM113 226H112V228H111V227L109 228V231L106 229L107 227H106L105 229H104L103 227H101V228L98 227V229H99V230H98L99 233H96L97 231H96V232H93V233L91 234V236H92L93 234L96 233L95 235L98 237V235H99L100 232H101L100 229H102V228H103V230H102L103 233L101 232V234H104V233L106 234V232L108 231L107 234L110 235V236H112V233L110 234V231H114V230H116V232H119V233H120V230L117 231V230H118V229H117V226H116V228H113ZM168 226H169V225H168ZM255 226H257V225H255ZM31 227H30V228H31ZM34 227H33V228H34ZM44 227H45V226H44ZM49 227H50V226H49ZM62 227H63V226H60V228H62ZM67 227H66V228H67ZM69 227H70V226H69ZM69 227L67 228V230L69 229ZM81 227H82V226H81ZM81 227H80L79 229H82L83 231H84V229L86 230V228H87V227H86V228L83 229V227H82V228H81ZM126 227H127V226H126ZM126 227H125V226H124V227L122 226V227H121V230H122V228H126ZM170 227H172V226H170ZM247 227H248V226H247ZM247 227H245L246 230H247ZM251 227H250V229H251ZM261 227H262V226H261ZM20 228L22 229L21 231L19 230L21 233L18 232V229H20ZM30 228H29V229H30ZM33 228H31V229H33ZM36 228H38V227H36ZM41 228H42V227H41ZM64 228H65V227L62 228V232H63V231H67V230H64ZM77 228H78V227H76L75 229H77ZM118 228L120 229V226H118ZM23 229H24V230H23ZM58 229H59V228H57V231H58ZM70 229H71V227H70ZM70 229H69L67 232L71 231V234H72V231H73V230H72V229L70 230ZM79 229H78V230H79ZM110 229H112V230H110ZM241 229H242V230H241ZM255 229H257V228H255ZM262 229H264V228H262ZM38 230H39V229H38ZM50 230L52 231L53 229H50ZM105 230H106V231H105ZM170 230H171V229H170ZM173 230H174V229H173ZM32 231L34 232V231H35V228H34V230H32ZM39 231H40V230H39ZM39 231H37V232H39ZM60 231H61V230H59V232H60ZM124 231H125V230H123V232H124ZM261 231H262V230H261ZM17 232H18V233H17ZM30 232H31V231H30ZM30 232H29V233H30ZM33 232H32V234H33ZM37 232H34V233L37 234L36 236H39L40 234L37 233ZM47 232H48V231H47ZM47 232H46V233H47ZM59 232H58V233H59ZM67 232H65V237H66V238H67V236L69 235V234H68V235L66 236ZM116 232H115V233H116ZM121 232H122V231H121ZM256 232H257V230H256L255 232L252 231V233H256ZM16 233H17V234H16ZM25 233H26V232H25ZM25 233H24V234H25ZM27 233H28V231H27ZM29 233H28V235L30 236L31 233H30V234H29ZM54 233H55V231H54ZM58 233H56V234H58ZM63 233H64V232H63ZM63 233H62V235H63ZM74 233H75L74 235H75L76 237H78L79 235H80V236L85 235V234L81 235V234H80L81 232L79 233V235L77 234L78 232H77V233L74 232ZM85 233H86V231H85ZM244 233H245V232H243L242 234H244ZM250 233H251V231H250ZM250 233H248V235H250ZM258 233H261V232H258ZM48 234H51V233H48ZM60 234H61V233H60ZM76 234H77V235H76ZM87 234L89 235V237L87 236ZM87 234H86V238H90V234H89V233H87ZM164 234H165V233H164ZM262 234H263V233H262ZM16 235H17V236H16ZM28 235L24 236L25 239H26L27 237H29ZM51 235H53V234H51ZM54 235H55V234H54ZM58 235H59V234H58ZM95 235L92 236V238L94 237V238H96V239H99V237H100V238H101V236L103 237V235H101V236H99V237L97 238V237H95ZM108 235H107L106 239L108 238ZM147 235H149V233H147ZM155 235H156V234L153 233V236H155ZM246 235H247V234H246ZM248 235H247V236H248ZM251 235H252V234H251ZM259 235H261V234H259ZM259 235L255 234V236H259ZM19 236H18V237H19ZM33 236H34V234L30 236V237H32L31 240L33 239ZM40 236H41V235H40ZM40 236L37 237V238H36V237H34V238H36V239H38V238H39V239H45V238H43V237L40 238ZM46 236H49V235H46ZM80 236H79V237H80ZM163 236H164V235H163ZM210 236H211V237L214 236L215 238H219L218 240H217V239H215V240H217V241L222 240L221 242H223V244H224V242L226 243V241L228 242V240L231 239L230 241L232 242L233 245H230V244H231V243H230V244H229V247H227V248H226L227 245H226V246L224 245L222 248L219 249L218 252H216V254H215V253L212 254V249L214 250V246L211 245V242H209L211 238H210V239L206 238V237H210ZM244 236H245V235H244ZM244 236H243V238H244ZM18 237H17V238H18ZM22 237H21V238H22ZM55 237H58V238H59V239L57 238L58 241L61 242V240H60V236H55ZM61 237H62L63 240L66 239V238H64V236H61ZM71 237H72V236H71ZM71 237H68V240H69V238L72 239ZM76 237L73 236V239L75 238V240H79V239H82V240H83V238H78V239H77ZM84 237H85V236H84ZM113 237H116V236H114V233H113ZM260 237H261V236H260ZM19 238H20V237H19ZM21 238H20V239H21ZM51 238H52V236H51ZM92 238H91V239H92ZM110 238H111V237H110ZM150 238H151V237H150ZM165 238H166V237H165ZM165 238L163 237V242H162V243H164V242L166 241L167 238H166V239H165ZM235 238H234V239H235ZM247 238H249V236H248ZM247 238H246V240H247ZM250 238H253V237H250ZM256 238H257V237H256ZM256 238H255V239H252V240H253V241H254V240H257ZM261 238H262V237H261ZM15 239H14V241L16 242ZM25 239H24V240H25ZM39 239L37 240V242L39 241ZM48 239H49V238H48ZM48 239H46L47 242L49 241ZM73 239H72V241H73ZM91 239H90V240H91ZM106 239H105V241H106ZM111 239H112V238H111ZM118 239H119V238H118ZM156 239H157V238H156ZM24 240L22 239V241H24ZM27 240L29 241L28 238L26 239V241H27ZM53 240H54V238H53ZM53 240H52V242H53ZM63 240H62V241H63ZM82 240H80V242H78V244L80 243L82 247H83L84 244H86V245L91 244V243H89V239H88V240H85V241H87L86 243H85V241H84V243L82 242L83 244L81 243ZM151 240H152V239H151ZM151 240H150V242H151ZM154 240H155V239H154ZM171 240H172V239H171ZM207 240H208V241H207ZM238 240L241 241V240H243V239H242V237H240ZM263 240H264V239H263ZM263 240H261V242H264ZM18 241H19V239L17 240V242H18ZM26 241H25V245H26V243H27V246L30 247L28 243H30L31 241H29V242H28V241L26 242ZM42 241H43V240H42ZM50 241H51V240H50ZM50 241H49L48 243H51ZM55 241H57V240L55 239ZM55 241H54V242H55ZM66 241H67V240H66ZM66 241L64 240V242H66ZM69 241H70V240H69ZM72 241L70 242L71 245H73ZM98 241H100V240H98ZM230 241H229V242H230ZM247 241H248V240H247ZM247 241H246V242H247ZM257 241H258V240H257ZM17 242H16V243H17ZM19 242H21V241H19ZM19 242H18V243H19ZM44 242H45V241H44ZM54 242H53V243H54ZM64 242H63V244H64ZM74 242H77V241H74ZM112 242H113V241H112ZM138 242H139V241H138ZM156 242H157V240H156ZM229 242H228V243H229ZM243 242H244L243 244H245V238H244V241H243ZM248 242H249V241H248ZM251 242H252V241H251ZM11 243H13V242H11ZM18 243H17V244H18ZM23 243H24V242H23ZM23 243H20V247H21V244H23ZM35 243H36V242H35ZM40 243H41V240H40ZM45 243H46V242H45ZM45 243H44V244H45ZM53 243H52V244H53ZM57 243H58V242H56V243L54 244V246L51 244V247L53 246L52 248L56 251L57 254H59L58 251H61V250H58L57 247H60V248H61V246H62L63 244L61 245V243H60V244L58 243V245H60V246H58ZM66 243H68V241H67ZM66 243H65V244H66ZM87 243H88V244H87ZM97 243H98V242H97ZM100 243H101V242H100ZM100 243L97 244L96 246H97V247H98V245L100 246ZM102 243L104 244L103 239H102ZM139 243H142V242H139ZM152 243H153V242H151L150 245H152ZM165 243H166V242H165ZM172 243H173V241H172ZM172 243H171V244H172ZM215 243H216V242H215ZM235 243L238 244V242H235ZM259 243H260V241H259ZM259 243H258V244L256 243V244L259 245ZM17 244H14V245L17 246ZM33 244H34V243H33ZM37 244H39V243H37ZM44 244H42V245H43L42 247L46 248V246H48V244H46L45 246H44ZM74 244H75V243H74ZM135 244H136V243H134L133 245H135ZM175 244H176V242H175ZM240 244H241V242H240ZM261 244H262V243H261ZM12 245H13V244H12ZM12 245H11V246H12ZM18 245H19V244H18ZM30 245H32V244L30 243ZM55 245H57L56 249H55ZM67 245H68V244H67ZM131 245H132V244H131ZM133 245H132V246H133ZM140 245H141V244H140ZM159 245H160V244H159ZM216 245H217V244H216ZM245 245H246V244H245ZM2 246H3V245H2ZM2 246H1V247H2ZM23 246H24V244H23ZM35 246H38V245L35 244ZM39 246H40V244H39ZM69 246H70V244H69ZM69 246H68V247H69ZM73 246H75V245H73ZM84 246H85V245H84ZM91 246H92V244H91ZM91 246H90V247H87L88 250L91 248ZM143 246H144V245H143ZM143 246H142V247H143ZM173 246H174V245H173ZM175 246H176V245H175ZM175 246H174V247H175ZM220 246H221V244H220ZM231 246H233V247L235 248V250H236V249H237V250H236V251H235V250H232L233 248H232ZM247 246H249V245H247ZM1 247H0V248H1ZM5 247H4V248H5ZM13 247H14V246H13ZM17 247H18V246H17ZM20 247H19V248H20ZM28 247H27V249H28ZM31 247H33V246H31ZM31 247H30V249H28V251L31 250ZM48 247H50V245H49ZM51 247H50V248H51ZM62 247H63V246H62ZM64 247L66 248L65 245H64ZM70 247H71V246H70ZM70 247H69V250H70ZM97 247H96V248H97ZM147 247H148V246H147ZM147 247H146V248H147ZM165 247H166V246H165ZM168 247H169V246H168ZM171 247H172V245H171ZM217 247H218V245H217ZM230 247H231L232 249H231ZM237 247H238V246H237ZM240 247H239V248H240ZM2 248H3V247H2ZM7 248H6V254H5V255H7V254H8L9 256H10V254L12 255V252H11V253L9 252L10 254L7 252V251L10 250L9 248H8V249H7ZM22 248H23V247H22ZM22 248H21V249H22ZM44 248H43V249L41 248L42 250H41V249L39 250V248H38L37 251L45 252ZM75 248H76V247H75ZM75 248H74V249H75ZM78 248H79V247H78ZM83 248H85V247H83ZM83 248L81 249V247H80L79 249H80L81 251L83 250V252H85ZM87 248H86V250H87ZM130 248H131V247H130ZM133 248H134V247H133ZM133 248H132V251L134 250ZM144 248H145V246H144ZM148 248L150 249V247H148ZM158 248H159V247H158ZM161 248H162V247H161ZM229 248H230V249H229ZM11 249H12V247H11ZM14 249H15V248H14ZM24 249H25V248H24ZM27 249H26V250H27ZM36 249H37V248H36ZM47 249L49 250V248H47ZM47 249H46V250H47ZM53 249H50L49 252H51ZM61 249H62V250H65L64 248H61ZM66 249H67V248H66ZM92 249H93V248H91L90 251H91ZM137 249H138V248H137ZM155 249H156V247H155ZM159 249H160V248H159ZM172 249H173V248H172ZM259 249H260V248H259ZM3 250H4V249H3ZM3 250H2V251H3ZM19 250H20V249L17 248V252H18ZM22 250H23V249H22ZM34 250H35V248H34ZM34 250H33V248H32V251H33L32 253H33V254H34ZM43 250H44V251H43ZM57 250H58V251H57ZM76 250H78V249L76 248ZM80 250H79V251H80ZM88 250H87V251H88ZM169 250H170V249H169ZM217 250H218V248H217ZM238 250H239V251H238ZM0 251H1V249H0ZM20 251H21V250H20ZM23 251H25V250H23ZM23 251H22V252H23ZM66 251H67V250H66ZM93 251H95V250H93ZM93 251H92V252H93ZM136 251H137V250H135V252H136ZM155 251H156V250H155ZM164 251H165V250H164ZM175 251H174V252H175ZM237 251H238L239 253H238ZM3 252H4V251H3ZM3 252H1V253L3 254ZM14 252H15V250H14ZM17 252H16V253H17ZM22 252H19V259H20V255H21V260H22V257H23L22 255H24V254H26V253H30V252H26V253H24V252L22 253ZM46 252H47V251H46ZM46 252L43 253V254H46ZM61 252H62V251H61ZM73 252L76 253L74 250H73ZM92 252H91V253H92ZM146 252H147V251H145L144 254H146ZM162 252H163V248H162ZM162 252H161V254L158 256V258L156 259L155 264H164V263H165L166 258H167V256H166V252H163V253H162ZM167 252H168V251H167ZM197 252H196V253H197ZM202 252H205V253L202 254ZM20 253H21V254H20ZM32 253H30V254L32 255V257H36V256H35L36 254L33 255ZM36 253H37V255H40V254H38V252H36ZM53 253H54V251H53ZM62 253H63V252H62ZM62 253H61V255L63 256ZM64 253H65V251H64ZM68 253H69V252H68ZM71 253H72V251H71ZM93 253H94V252H93ZM130 253H131V251H130ZM137 253H138V252H137ZM17 254H18V253H17ZM17 254H16V255H17ZM43 254L41 253V257L43 256L42 258H41L40 256H37V258L40 257L42 260H43V259H46V262H47V263H51V264H53V263L56 264L57 262H58V263H59V262L62 263L60 259H59L60 261H57V260H56L57 262H55V259H57V258H55L54 260L52 259L53 257H57V256H55V253H54V256L51 255V257H50V255H49L50 253H48L49 256L46 254L47 257H45ZM51 254H52V253H51ZM80 254H83V253L80 252ZM86 254L89 255L90 253L88 254V252H86ZM86 254H83V256L85 257ZM133 254H134V253H133ZM150 254H151V253H150ZM170 254H171V253H170ZM170 254H169V257H170ZM209 254H212V255H209ZM214 254H215V255H214ZM8 255H7V256L1 255V257H3V256H4V257H9ZM31 255H30V256H31ZM66 255H71V254H67V253H66L65 256H66ZM72 255H73V253H72ZM74 255H77V254H74ZM78 255H79V254H78ZM91 255H92V254H91ZM134 255H135V254H134ZM139 255H140V254H139ZM58 256H59V255H58ZM132 256H133V255H132ZM132 256H131V257H132ZM140 256H141V255H140ZM1 257H0V258H1ZM4 257H3V259H5ZM15 257H17V256H15ZM24 257L26 258L25 255H24ZM86 257H88V256H86ZM89 257H90V255H89ZM89 257H88V258H89ZM136 257H137V256H136ZM136 257H135V258H136ZM156 257H157V256H156ZM202 257H203V256H202ZM214 257H215V259H214ZM37 258H35V259L33 258V261L36 260V261H39L40 263H42V260L40 259V260H41V261H40V260H38ZM66 258H67V257H66ZM72 258H73V257H72ZM72 258H71V259H72ZM75 258H76V256H75ZM77 258H80V259H81V255H80V257H77ZM90 258H91V257H90ZM90 258H89V259H90ZM141 258H142V257H141ZM151 258H152V257H151ZM200 258H201V257H200ZM1 259H2V258H1ZM14 259H18V258H14V256H13L12 261H11V259L9 258V260H10L11 262H9V261L7 262L8 259H5V260H3V261H6L7 263L11 264V263L13 262ZM30 259H31V258H30ZM61 259H63V258H61ZM68 259H69V257H68ZM73 259H74V258H73ZM143 259H145V258H143ZM153 259H154V258H153ZM171 259H172V256H171ZM174 259H172V260H174ZM196 259H197V258H196ZM84 260H85V259H84ZM84 260H83V262H85ZM130 260H131V259H130ZM130 260H129V261H130ZM181 260H180V261H181ZM189 260H190V259H189ZM191 260H190V262L193 263ZM201 260H202V259H201ZM3 261H2V263L4 264L5 262H3ZM18 261H19V260H18ZM23 261H24V260H23ZM27 261H28V257H27ZM27 261H25V263H26ZM36 261H35V262H36ZM75 261H76V260H75ZM87 261H88V260H87ZM87 261H86L85 264H88ZM90 261H92V259H91ZM126 261H127V260H126ZM133 261L138 262L137 259H136V260H133ZM143 261H144V263H145V260H143ZM148 261H149V260H148ZM170 261H171V260H170ZM177 261H178V260H176V262H177ZM180 261H178L177 263L179 264ZM195 261H196V260H195ZM199 261H200V259H199ZM0 262H1V261H0ZM68 262H70V259H69ZM80 262H81V260H80ZM88 262H89V261H88ZM174 262H175V261H174ZM174 262H173V263H174ZM200 262H201V261H200ZM2 263H0V264H2ZM7 263H6V264H7ZM14 263H15V262H14ZM14 263H12V264H14ZM21 263H22V261H21V262H18V264H21ZM23 263H24V262H23ZM31 263L34 264V262H31ZM37 263H38V262H37ZM65 263H66V259H65ZM78 263H79V262H78ZM92 263H93V262H92ZM131 263H132V261H131ZM138 263L140 264V260H139ZM173 263L171 262V264H173ZM185 263H186V262H185ZM185 263H183V264H185ZM187 263H188V264H191V263H189V262H187ZM187 263H186V264H187ZM196 263H197V261H196ZM196 263H194V264H196ZM198 263H199V262H198ZM198 263H197V264H198ZM15 264H16V263H15ZM29 264H30V262H29ZM71 264H72V263H71ZM81 264H82V263H81ZM126 264H127V262H126ZM135 264H136V263H135ZM142 264H143V263H142ZM175 264H176V263H175ZM180 264H182V263H180Z\"/></svg>",
  "mask_w": 264,
  "mask_h": 264
}]
</instances>
